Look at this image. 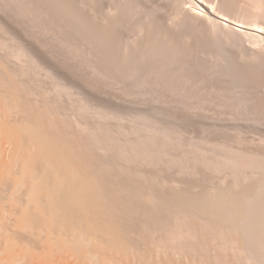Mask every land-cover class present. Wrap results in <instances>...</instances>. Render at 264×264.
I'll return each instance as SVG.
<instances>
[{
  "label": "rangeland",
  "instance_id": "obj_1",
  "mask_svg": "<svg viewBox=\"0 0 264 264\" xmlns=\"http://www.w3.org/2000/svg\"><path fill=\"white\" fill-rule=\"evenodd\" d=\"M17 1V2H16ZM20 1V2H19ZM26 1H28V2H26ZM42 1V2H41ZM46 1V2H45ZM52 1V2H51ZM62 1V2H61ZM71 1H73V3L71 2ZM95 1V2H94ZM101 1V2H100ZM124 1V2H123ZM131 1H132V3H131ZM149 3H148V2ZM165 1V2H164ZM2 0V1H0V24H2V25H0V40H1V42L2 43H4V46L5 45H7L6 43L8 42V40L10 41V43L12 42V41H14L15 43H14V45L11 43V44H9L8 46H11V47H14L13 49H15L16 47V44H17V47L18 48H16V49H21V48H23V47H25L24 48V53H26L25 52V50L26 51H28L29 53L30 52H32L33 54V56L35 57V59H37L36 60V62L37 63H35V61H33V59H34V57H33V59H31L32 58V56H29V58L35 63H32V64H34V65H39L40 66V64H39V62L41 63V62H43V63H41V66H46L45 68H48L49 66L51 67H49L48 68V72H49V70H50V73L48 74V75H53L54 76V78H55V81H54V78H53V76L51 77V80H47V78L49 79V76H47V74L45 75H42L43 74V72H45V70L40 74V75H42V76H45V77H47V78H43L42 76H40L39 75V73H37L38 72V68H37V72H35V71H33V70H35V69H33V68H31L28 64V66L29 67H27L26 66V69H25V67H24V70L20 67V66H17L18 64L17 63H13V62H11V61H13L12 59H11V61H10V59L7 57L9 54V52L8 53H6L7 52V50L5 51L4 50V53H2V49H4L3 47H2V49H1V47H0V58H2V61L3 62H5V64H6V66L7 67H9V69L10 70H15L14 72H15V76L17 77V79L19 80V81H21V83H23L25 86H27V88H32V90L31 91H33L34 93H35V95H36V91H37V93L39 92L40 94H38V96L37 97H39L40 98V101H37L38 103H40L41 102V100H42V104L41 105H39V104H37V102H36V104L38 105V106H42L41 108H44V107H48L49 106V104H50V109H49V117L50 116H55V118H56V113H57V108H58V110H59V112H63V111H65V112H63V115H64V113H66V112H68L67 110H69L70 112H71V110L70 109H72V107H74L75 105H73V106H71L72 104H76L75 103V101L77 102V104H80V103H83L84 105H85V103L86 104H88L89 105V103H90V105L88 106V109H85L84 110V106L83 105H77V106H75L74 108L75 109H77L74 113H77L76 115H78V116H80V117H82V118H80L79 117V119L82 121V122H84L85 123V121L87 122V121H89V122H87L85 125H87L89 128H88V131H87V133H85L84 134V132H82V133H80V134H78V136L80 135H82V134H84L85 135V138L87 139V141H86V139H83V137L82 138H80V140L81 141H86V145H87V142H88V144L91 146H89V145H87L88 147H90V148H92L93 150V155L95 154V159H97V163H98V169H99V164H100V170L101 169H103V166H104V169L101 171V173L104 171V170H106V171H104L102 174H105V175H107L106 176V178L107 179H110V180H107L106 181V184H108L107 186H109V184H111L109 187H111V186H115L114 188H116V187H118V188H116V189H114L113 187L112 188H110V190H111V192L112 193H114V195L117 197V196H120V194H119V192L121 191L122 192V190L124 191V190H127V191H124L125 193H126V195H125V193H123V195H125V196H123L122 198V200H125V202H126V204L127 205H130V207H128L129 209H133V211L132 210H128L127 212H128V214H130L129 215V217L127 218L128 219V221L130 220H133L134 218H136V219H138L140 222H142L141 224L143 225H145L147 228L145 229V226L143 225H141V224H139L140 222L138 221V220H136V219H134L133 221H132V223L131 222H129L130 224H131V226H133V225H136V224H139V228H137L138 227V225H136V226H133V228L134 227H136V228H134L133 230H135V232H134V234L135 233H137V234H135V238H136V240H137V245L139 244V247H138V249H139V251L140 250H142V253L141 254H143V256H145L144 258H146V255H149V254H147V253H152L153 252V250H154V252H156V255H158V257H160V260L162 259V260H165L166 258H168V257H172V258H174L175 260H179L178 262H186V263H189V264H194V262H195V260H197L196 261V263L195 264H204L203 262L204 261H208V258L210 259V260H212L213 261V263L212 264H214L215 262H216V260H215V262H214V258L212 257V256H214L216 259L217 258H219L220 259V256L219 255H216L217 253H224V251H226V253H228L227 255L229 256L228 257V259H227V257H226V260H227V262L228 261H230L229 263L230 264H237L236 262H237V258L236 257H234V256H237V257H239V261H240V263L238 262V264H243V262L245 261V263L246 264H264V249H262V247L264 248V238H262V237H264V223H263V221H264V215H263V212H264V163H263V167L261 166V168H259V169H255L256 171H254L253 173H252V171H251V169H250V167L248 168H246V166H245V168H244V166L242 167V168H240L239 170H241V172H242V169L244 170L243 172L244 173H240L239 172V170H238V176H237V178L238 179H236V180H238V181H234V179H235V177L232 175V172L234 171V167L232 168L233 169V171H232V169L230 170V172L229 171H226V170H228L229 169V167H228V169L226 168V170H224L223 171V173H221V172H218V169L216 170V168H215V170H214V168H212V166H211V168L209 167V166H207L205 163H203L202 161L201 162H199V160H201V159H203L202 158V155H203V153H199L198 154V148H200V147H198V148H196V154L197 155H195V151H193L192 149H190L189 148V150H191V151H187V146H189L190 144H191V146H193L192 148H195L194 146H197L196 144L194 145V141L191 143V140H194L195 138V142L197 143V139H199L198 141H199V143H200V145H201V143H202V140L204 141L205 140V138L208 140V141H206V142H208V145H206V143H205V141H204V145H205V147L206 146H210V145H212V148H214L213 147V145L215 144V145H218V144H222L223 143V145H224V142H223V140L226 142V144H225V146H224V148L226 147V145H227V147L229 148V149H234V147L236 148L237 146V151L239 150V151H241V148H242V150L243 149H245L244 151H246V152H252V153H258V154H260L261 156L264 154V150L262 149V147H260V146H263L264 145V143H263V141H264V134H263V128H264V57H263V55H264V34L263 33H260V34H258V33H256V35H255V33L253 32L252 34H250V32H252V31H248V32H244V31H238L237 29H235V28H233V27H231V26H229V25H223V24H220L217 20H215V23H214V20L212 19H210V18H207L206 16H205V18H203L204 16H203V14H199V13H197V12H195V11H193L192 9L193 8H191V5H190V0ZM211 2L212 4H216L215 6H216V8L217 9H219V10H225V12L226 13H228V14H230L231 16H234V17H237V18H240V19H243V20H249L248 18H245V15H244V9L246 8H253V10H254V8H256L257 9V7H258V9L260 8V10L262 11V13H263V15L262 16H264V11H263V9H264V6H262L261 7V5L263 4L264 5V0H208V2ZM215 1H217V3L215 2ZM223 1V2H222ZM233 1H235L234 3H233ZM253 1V2H252ZM258 1V2H257ZM260 1V2H259ZM263 1V2H262ZM2 2V3H1ZM5 2V3H4ZM17 3V4H15V3ZM23 2V3H22ZM37 2V3H36ZM50 2V3H49ZM54 2L55 3H60L59 5L58 4H55L56 6H54ZM63 2H64V4H63ZM69 2V3H68ZM77 3V4H75V3ZM94 2V3H93ZM100 2V3H99ZM105 2V3H104ZM135 2H137V5H138V7H139V2H140V6L141 7H137V5H134V4H136ZM156 2V3H155ZM183 2V3H182ZM228 2V3H227ZM238 2H239V4H238ZM252 2V3H251ZM12 3V4H11ZM20 3V4H19ZM36 3V4H35ZM53 3V4H52ZM63 5H62V4ZM106 4V5H104V4ZM118 3V4H117ZM142 3V4H141ZM152 3V4H151ZM165 3V4H164ZM168 3V4H167ZM172 3V4H171ZM223 3H224V5H223ZM231 3V4H230ZM243 3V4H242ZM247 3V4H246ZM255 3H257L256 5H254ZM8 4V5H7ZM18 4H19V6H18ZM34 4H35V6H34ZM38 4V5H37ZM41 4V5H40ZM48 4V5H47ZM52 4V5H51ZM67 4H70V5H66ZM73 4H75V6H73ZM79 4H81L80 6H79ZM85 4V5H84ZM98 4H100V5H98ZM147 4V5H146ZM157 4V5H156ZM185 4H186V6H187V9L185 8ZM233 4H234V6L235 7H232V9H231V7H230V5L231 6H233ZM253 4V5H252ZM27 5V6H26ZM32 5V6H31ZM45 5V6H44ZM49 5H50V7H49ZM77 5V6H76ZM93 5V6H92ZM98 5V6H97ZM105 6V7H103V6ZM143 5V6H142ZM160 5H161V7H160ZM170 5V6H169ZM179 5V6H178ZM189 5V6H188ZM240 5H242V7L240 8ZM246 5V6H245ZM258 5V6H257ZM2 6V7H1ZM4 6H7L6 8H7V10H3V9H6ZM8 6H10V7H8ZM22 6V7H21ZM48 6V7H47ZM52 6V7H51ZM61 9H59L58 7ZM65 6V7H64ZM102 6V7H101ZM122 6V7H121ZM148 6V7H147ZM151 6V7H150ZM155 6V7H154ZM163 6V7H162ZM203 6V8H205V9H207L206 8V6L205 5H202ZM237 6V7H236ZM239 6V7H238ZM244 6H245V8H244ZM257 6V7H256ZM20 7V8H19ZM24 7V8H23ZM27 7H29V8H27ZM33 7V8H32ZM57 7V8H56ZM78 7V8H77ZM83 7V8H82ZM101 7V10L99 9ZM127 7V8H126ZM144 7H146V8H144ZM219 7V8H218ZM223 7V8H222ZM16 8V9H15ZM19 8V9H18ZM38 8H40V9H38ZM52 9L51 11H50V9ZM54 8V9H53ZM66 9V12H65V9ZM70 8V9H69ZM74 8V9H73ZM76 8H77V10H76ZM85 8V9H84ZM105 8L107 9V10H105ZM110 10H109V9ZM127 9V10H125V9ZM131 8V9H130ZM133 8V9H132ZM143 8L145 9V10H143ZM148 8V9H147ZM158 8H159V10H158ZM174 8H175V11H174ZM184 8H185V10H184ZM199 9H197L199 12H201V10L202 9H200V7H198ZM234 8H237L236 10H238L239 8L243 11V13L241 14L240 12H242L240 9V11L238 10V11H236ZM262 8V9H261ZM2 9V10H1ZM17 9H18V11H20V14L18 13V11H17ZM27 9V10H26ZM31 9V10H30ZM34 9V10H33ZM56 9V10H55ZM72 9V10H71ZM122 9V10H121ZM140 9H141V11H140ZM171 9V10H170ZM179 9V10H178ZM181 9V10H180ZM246 9H245V11H246ZM257 9V10H258ZM15 10V11H14ZM37 10V11H36ZM40 10V11H39ZM42 10V11H41ZM53 10H55V11H53ZM59 10V11H58ZM63 10V11H62ZM76 10V11H75ZM116 10L118 11V12H116ZM139 10V11H138ZM153 10H155V11H153ZM160 10H162V11H160ZM173 10V11H172ZM183 10V11H182ZM196 10V11H197ZM249 10H251V9H249ZM249 10H247V11H249ZM256 10V11H257ZM259 10V11H260ZM30 11V12H29ZM35 13H33V12ZM49 11V12H48ZM58 12V14H56L57 12ZM60 11H62V13H59ZM72 11V12H71ZM83 12V15H85V16H83L82 15V12ZM106 11H108V12H106ZM125 11V12H124ZM128 11V12H127ZM133 11V12H132ZM143 11H145V13L143 12ZM149 11L151 12L150 14H149ZM260 11V12H261ZM5 12H8V13H5ZM32 12V13H31ZM38 12V13H37ZM54 12V13H53ZM91 12V13H90ZM93 12V13H92ZM110 12V13H109ZM130 12H132V14L130 13ZM136 12H137V14H136ZM186 12H187V14H186ZM17 13V14H16ZM51 13V14H50ZM70 13V15L68 16V14ZM72 13V14H71ZM79 15H78V14ZM86 13H88V14H86ZM139 13V14H138ZM144 13V14H143ZM155 13V14H154ZM158 13H159V15H158ZM177 13V14H176ZM191 13V14H190ZM239 13V14H238ZM246 13V12H245ZM15 14V15H14ZM43 14H45V15H43ZM60 14V15H59ZM62 14V15H61ZM101 14V15H100ZM118 14V15H117ZM126 14V15H125ZM161 14V15H160ZM176 14V17H174V15ZM18 16V18H17V16ZM20 15V16H19ZM27 15V16H26ZM34 15V16H33ZM47 15V16H46ZM54 15V16H53ZM57 15H59V17L57 16ZM77 18V20H76V22L74 21L76 18L74 17V16ZM88 15V16H87ZM100 15V16H99ZM140 15V16H139ZM148 15V16H147ZM182 15V16H181ZM184 15V16H183ZM6 16V17H5ZM24 16V17H23ZM30 16V17H29ZM53 16V17H52ZM61 16V17H60ZM66 16V17H65ZM80 16V17H79ZM87 16V17H86ZM97 16V17H96ZM117 16V17H116ZM139 16V17H138ZM151 18H150V17ZM152 16H153V18H152ZM155 16V17H154ZM166 16H168V17H166ZM170 16V17H169ZM186 16H187V18H186ZM191 16V17H190ZM203 16V17H202ZM260 17L259 19H258V21L259 22H261L262 24H264V17ZM36 19H35V18ZM56 17V18H55ZM65 17V18H64ZM70 17H72V18H70ZM85 17H86V19H85ZM119 17H121V18H119ZM147 17V18H146ZM159 17V18H158ZM161 17V18H160ZM166 17V18H165ZM178 17V18H177ZM197 17V18H196ZM200 17V18H199ZM7 18V19H6ZM26 18V19H25ZM31 18H33V19H31ZM50 18V19H49ZM54 18V19H53ZM62 18H64L65 20H67V18H68V20H67V22L63 19L62 20ZM75 18V19H74ZM80 18V19H79ZM92 18V19H91ZM94 18V19H93ZM98 18V19H97ZM106 18V19H105ZM111 18V20L113 21V20H115V22H112V23H114V24H112V23H109L110 21H108V19H110ZM113 18V19H112ZM144 18H146V19H144ZM167 18H169V20L167 19ZM189 18V19H188ZM203 18V19H202ZM22 19H24V20H22ZM44 19V20H43ZM49 19V20H48ZM72 19H74V20H72ZM81 19H83V20H81ZM100 19V20H99ZM102 19V20H101ZM122 19V20H121ZM123 19H124V21H123ZM148 19V20H147ZM160 19H164L163 21L166 23H162V20H161V22H159L160 21ZM177 19V20H176ZM197 19V20H196ZM200 19V20H199ZM205 19V20H204ZM208 19H210V20H208ZM12 22H11V21ZM16 20V21H15ZM34 22H33V21ZM42 20V21H41ZM70 20V21H69ZM78 20H81L82 22H80V21H78ZM97 20V21H96ZM118 20H119V26H117V23H118ZM134 20V21H133ZM147 20V21H146ZM159 20V21H158ZM175 20V21H174ZM194 20V21H193ZM70 22V24H68L69 22ZM89 21H92V22H89ZM99 21V22H98ZM122 21V22H121ZM173 21V23H171V22ZM195 21H196V23H195ZM207 21V22H206ZM211 21V22H210ZM217 21V22H216ZM16 24H15V23ZM22 22H24L23 24H22ZM30 22V23H29ZM38 22V23H37ZM65 22H66V24H65ZM88 24H87V23ZM106 25V27H105V25L103 24V23ZM107 22V23H106ZM138 22V23H137ZM190 22H192V24L190 23ZM210 22V23H209ZM17 23H18V25H17ZM64 23V24H63ZM82 23H83V25H82ZM94 23H96L97 25H95ZM101 23V24H100ZM132 23V24H131ZM145 23V24H144ZM149 23V24H148ZM173 24V25H171V24ZM176 23H178V24H176ZM9 24H11V25H9ZM25 24V25H24ZM32 24V25H31ZM36 24V25H35ZM44 24V25H43ZM73 24V25H72ZM74 24H76V25H74ZM78 24V25H77ZM86 24V25H85ZM92 24H94V25H92ZM109 24H110V26H112V27H110L109 26ZM139 24V25H138ZM157 24V25H156ZM168 24V25H167ZM218 24H220V25H218ZM8 25V26H7ZM23 25V26H22ZM29 25V26H28ZM38 25V26H37ZM60 25H61V27H60ZM71 27H70V26ZM80 25V26H79ZM87 25L88 26H90V28L89 27H87ZM99 25V26H98ZM121 25V26H120ZM194 25V26H193ZM211 25H213V26H211ZM216 25V26H215ZM7 28L6 30L5 29H3V28H5V27ZM15 26V27H14ZM25 26H28V27H30V28H26ZM31 26H33V27H31ZM34 26H36V27H34ZM41 26V27H40ZM64 26H66V27H64ZM69 26V27H68ZM74 28H73V27ZM83 26H86V29H88V31H89V33H91L90 31H92L93 33H91V36H93V37H91L90 36V34H89V37H88V31L85 29L84 30V32H82L83 30L82 29H84V27ZM92 26V27H91ZM95 26V27H94ZM98 26V27H97ZM108 26H109V28H108ZM130 26V27H129ZM142 26V27H141ZM145 26V27H144ZM162 26V27H161ZM164 26H166V27H164ZM204 26V27H203ZM218 26V27H217ZM220 26V27H219ZM228 26V27H227ZM2 27V28H1ZM18 27V28H17ZM39 27V28H38ZM53 27V28H52ZM102 27V28H101ZM117 27V28H116ZM171 27V28H170ZM173 27V28H172ZM186 27V28H185ZM199 27H202L201 29H199ZM213 27V28H212ZM227 27V28H226ZM38 28V29H37ZM62 28V29H61ZM68 28V29H67ZM70 28V29H69ZM71 28H72V30H71ZM101 28V29H100ZM108 28V29H107ZM114 28H116V29H114ZM124 28V29H123ZM128 28V29H127ZM142 28V29H141ZM148 28V29H147ZM152 28V29H151ZM165 28H166V30H165ZM211 28V29H210ZM1 29H3V30H5L4 32H3V30L1 31ZM37 31H36V30ZM61 29V30H60ZM110 29V30H109ZM146 29V30H145ZM149 29H151V30H149ZM180 29V30H179ZM193 29V30H192ZM214 29V30H213ZM215 29L217 30V31H215ZM229 29H231V31L229 30ZM34 30V31H33ZM41 30V31H40ZM52 30V31H51ZM65 30V31H64ZM74 30V31H73ZM77 30H80V31H78V34H79V36H78V34H77ZM106 30V31H105ZM113 30L115 31V32H113ZM126 30V31H125ZM150 32H149V31ZM153 30H154V32H153ZM205 30V31H204ZM20 31V32H19ZM23 31H24V33H23ZM45 31V32H44ZM55 31V32H54ZM68 31V32H67ZM94 31H95V33H96V35H95V33H94ZM152 31V32H151ZM183 31H184V33H183ZM190 31V32H189ZM214 31V32H213ZM8 32H10V33H13L12 35L10 34V33H8ZM36 32V33H35ZM44 32V33H43ZM103 34H102V33ZM126 32H128V33H126ZM181 32V33H180ZM202 32V33H201ZM205 32V33H204ZM207 32V33H206ZM218 32V33H217ZM232 32V33H231ZM233 32H234V34H233ZM70 33V34H69ZM80 33H81V35H80ZM84 33H86V34H84ZM111 33V34H110ZM119 33V34H118ZM137 33V34H136ZM144 33H146V36H145V34ZM150 33H151V35H150ZM164 33V34H163ZM174 33V34H173ZM178 33V34H177ZM194 33V34H193ZM225 33V34H224ZM42 35V36H40V35ZM53 34V35H52ZM55 34H56V36H55ZM67 36H66V35ZM73 36H72V35ZM76 36H75V35ZM93 34V35H92ZM115 34V35H114ZM116 34H117V36H116ZM125 34V36L123 37V35ZM144 36H143V35ZM149 34V35H148ZM160 34V35H159ZM167 34H169V35H167ZM175 34H177V36L175 35ZM180 34V35H179ZM202 34V35H201ZM210 34V35H209ZM247 34V35H246ZM6 38V41L7 42H4L5 40H4V37ZM6 35V36H5ZM14 35V36H13ZM62 35V36H61ZM63 35H65L64 37H63ZM84 35H87V36H84ZM100 35V36H99ZM110 35V36H109ZM115 37H114V36ZM119 35V36H118ZM127 35V36H126ZM156 35V36H155ZM158 35V36H157ZM172 35V36H171ZM188 35V36H187ZM207 35V36H206ZM263 35V36H262ZM8 36V37H7ZM10 36V37H9ZM15 36H17V37H15ZM31 36H32V38H31ZM46 36V37H45ZM58 36V37H57ZM82 38H81V37ZM85 37V39H83L84 37ZM99 36V38H97ZM104 38H103V37ZM105 36H107V37H105ZM109 36V37H108ZM174 36V37H173ZM2 37V38H1ZM19 37V38H18ZM26 37H27V39H26ZM38 37V38H37ZM48 37V38H47ZM55 37H56V39H55ZM72 37V38H71ZM76 37V38H75ZM87 37H88V39H87ZM96 37V39L97 40H95V41H93L94 40V38ZM119 37V38H118ZM149 37V39H147ZM152 37L154 38L153 40H152ZM157 37V38H156ZM176 37V38H175ZM193 37V38H192ZM197 37V38H196ZM212 37H213V39H212ZM243 37V38H242ZM262 37V38H261ZM11 38V39H10ZM15 38L16 39V41H15V39L13 40V39ZM46 38V39H45ZM68 38V39H67ZM78 38V39H77ZM114 38V39H113ZM119 39V40H117V39ZM122 38V39H121ZM124 38V39H123ZM136 38V39H135ZM142 38V39H141ZM146 38V39H145ZM168 38V39H167ZM192 38V39H191ZM201 38V39H200ZM208 38V39H207ZM215 38H217V39H215ZM238 38V39H237ZM260 38V39H259ZM30 39V40H29ZM58 39V40H57ZM65 39V40H64ZM76 39V40H75ZM81 39V40H80ZM92 39V40H91ZM101 39V40H100ZM105 39V40H104ZM109 39V40H108ZM126 39L128 40V41H126ZM138 39V40H137ZM144 39V40H143ZM210 39V40H209ZM257 39L259 40V41H257ZM12 40V41H11ZM18 40H21V41H18ZM28 40V41H27ZM57 42H56V41ZM60 40V41H59ZM74 42H73V41ZM84 40H88L89 41V43H90V41H91V43L89 44L88 43V41L86 42V41H84ZM98 40H100L101 42H99ZM103 40V41H102ZM108 40V41H107ZM111 40V41H110ZM133 40V41H132ZM137 40V41H136ZM155 40H157L156 42H154ZM215 40H216V42L218 43H216L215 42ZM18 41V42H17ZM38 41V42H37ZM69 41H70V43H69ZM84 41V42H83ZM93 41V42H92ZM125 41H126V43H125ZM133 43H132V42ZM140 41H142V42H140ZM151 41V42H150ZM178 41H179V43H178ZM201 41V42H200ZM0 42V46L2 45L3 46V44ZM17 42V43H16ZM20 42V43H19ZM24 42V43H23ZM61 42L63 43V44H61ZM95 42L97 43V44H95ZM116 42V43H115ZM121 42H123V43H121ZM148 42V43H147ZM149 42H150V44H149ZM174 42V43H173ZM176 42V43H175ZM182 42V43H181ZM190 42V43H189ZM194 42V43H193ZM208 42V43H207ZM19 43V44H18ZM22 43V44H21ZM38 43V44H37ZM69 43V44H68ZM84 43V44H83ZM93 43H94V45H96V47L93 45ZM101 43H103L102 45H101ZM106 43H107V45H106ZM110 43V44H109ZM117 44V45H115V44ZM132 43V44H131ZM146 43V44H145ZM171 43V44H170ZM183 43H187V44H183ZM193 43V44H192ZM214 43V44H213ZM245 43V44H244ZM32 44V45H31ZM87 44V45H86ZM124 44V45H123ZM128 44V45H127ZM140 44V45H139ZM153 44V45H152ZM188 44H189V47H188ZM209 44V45H208ZM13 45V46H12ZM19 45H21V47L19 46ZM23 45H25V46H23ZM43 45V46H42ZM50 46V47H48V46ZM61 45V46H60ZM68 45V46H67ZM81 45V46H80ZM83 45V46H82ZM113 45V46H112ZM121 45H122V47H121ZM134 45V46H133ZM143 45V46H142ZM148 45H150V46H148ZM156 45V46H155ZM164 45V46H163ZM180 45V46H179ZM181 45H182V48H181ZM215 45V46H214ZM220 47V49H219V47ZM53 46V47H52ZM65 46V47H64ZM67 46V47H66ZM69 46H70V48H69ZM80 48V49H78V47ZM100 48H99V47ZM106 46H108V47H106ZM140 46V47H139ZM142 46V47H141ZM159 46V47H158ZM162 46L164 47L163 49H162ZM175 46V47H174ZM179 48H178V47ZM246 46H247V48H246ZM10 47V48H11ZM27 47H29L28 48V50H27ZM57 47V48H56ZM63 47L65 48V49H63ZM84 49H83V48ZM87 49H86V48ZM93 47V48H92ZM104 47V48H103ZM148 47V48H147ZM153 47V48H152ZM156 47V48H155ZM166 47V48H165ZM243 47V48H242ZM44 48V49H43ZM67 48H69V49H67ZM81 48H82V50H81ZM107 48H108V52H106L107 51ZM124 48V49H123ZM127 48V49H126ZM131 48V49H130ZM139 48V49H138ZM146 48V49H145ZM181 48V49H180ZM193 48V49H192ZM12 49V48H11ZM53 51H52V50ZM56 49V50H55ZM68 50V52H67V50ZM72 49H75V50H72ZM78 49V50H77ZM94 49V50H93ZM97 49V50H96ZM101 49V50H100ZM152 49V50H151ZM162 49V50H161ZM165 49V50H164ZM191 49H192V51H191ZM207 49V50H206ZM247 49V50H246ZM251 49V50H250ZM259 49V50H258ZM44 50V51H43ZM60 50V51H59ZM96 50V51H95ZM103 50H105V51H103ZM164 50V51H163ZM168 50V51H167ZM170 50H172V51H170ZM179 50V51H178ZM182 50V51H181ZM188 50V51H187ZM198 50V51H197ZM218 50V51H217ZM222 50V52L220 53V51ZM20 51V50H19ZM22 51V50H21ZM58 51V52H57ZM97 51L99 52L98 54H97ZM113 52V54H111V52ZM116 51V52H115ZM127 53H125V52ZM130 51V52H129ZM150 51H151V53H150ZM152 51L154 52L153 54H152ZM156 51V52H155ZM163 51V52H162ZM167 51V52H166ZM173 51H174V53H176L175 55H178L177 57L174 55V53H173ZM210 51V52H209ZM249 51V52H248ZM260 51V52H259ZM54 52H57V53H54ZM69 52H71V53H69ZM75 52L77 53L76 55H75ZM147 52V53H146ZM148 52H149V55H150V59H148ZM161 52V53H160ZM181 52V53H180ZM218 52V53H217ZM29 53H27V54H25L26 55V57H28L27 55L29 54ZM35 53V54H34ZM51 53V54H50ZM54 53V54H53ZM73 53V54H72ZM90 53V54H89ZM118 53V54H117ZM136 53V54H135ZM173 53V55H171ZM188 53H189V55H188ZM198 54V56H197V54ZM232 53V54H231ZM234 53V54H233ZM244 53V54H243ZM253 53V54H252ZM8 54V55H7ZM49 54V55H48ZM63 54V55H62ZM71 54H72V56L74 57L75 56V58L73 59V57L71 56ZM83 55L82 57H81V55ZM99 54H100V56L101 57H99ZM111 54V55H110ZM125 54V55H124ZM161 54L163 55V56H161ZM187 54V55H186ZM211 54V55H210ZM223 54V55H222ZM247 54V55H246ZM4 55H6V56H4ZM30 55V54H29ZM124 55V56H123ZM132 55H134V56H132ZM145 55H147V56H145ZM157 57V59H158V61H157V59L156 58H153V57H155V56ZM170 55V56H169ZM236 55V56H235ZM238 55V56H237ZM87 56V57H86ZM103 56H104V58H103ZM105 56H107V57H105ZM111 56H113V57H111ZM116 56H118L117 57V59H116ZM132 56V57H131ZM135 56L136 57H138V58H135ZM159 56H161L160 58H158ZM167 56V57H166ZM175 56V57H174ZM190 56V57H189ZM208 56V57H207ZM224 56V57H223ZM234 56V57H233ZM244 58H243V57ZM251 56V57H250ZM260 56V57H259ZM6 59H5V58ZM9 57L11 58V56L9 55ZM40 57V58H39ZM44 57V58H43ZM77 57H79V58H81V59H79V58H77ZM90 57V58H89ZM99 57V58H98ZM127 57H129V58H127ZM184 57V58H183ZM218 57V58H217ZM222 57V58H221ZM59 58H62V59H59ZM83 58H85V59H87L86 61H84L85 59H83ZM119 58V59H118ZM133 58V59H132ZM198 58V59H197ZM204 58V59H203ZM213 58H215V59H213ZM217 58V59H216ZM226 58V59H225ZM235 58V59H234ZM258 58H260V59H258ZM28 59V58H27ZM29 59V62L31 61ZM40 59V60H39ZM53 59V60H52ZM79 59V60H78ZM91 59V60H90ZM102 59H104V60H102ZM111 61H110V60ZM121 59V60H120ZM130 59V62L132 63H130V62H128V60ZM137 60L138 59V61H135V60ZM140 59V60H139ZM146 60V61H142V60ZM154 59V60H153ZM177 59V60H176ZM48 60V61H47ZM75 60V61H74ZM89 60V61H88ZM94 60H96V61H94ZM109 60V61H108ZM122 60H123V62H122ZM132 60V61H131ZM160 60V61H159ZM175 60V61H174ZM220 60V61H219ZM222 60V61H221ZM223 60H226V61H223ZM236 60V61H235ZM244 60V61H243ZM252 60V63L250 62ZM44 61H45V63H44ZM59 61H61V62H59ZM71 61V62H70ZM82 61V62H81ZM101 61V62H100ZM104 61V62H103ZM139 61H140V63H139ZM142 61V62H141ZM148 61V63L146 64V62ZM152 63H151V62ZM154 61V62H153ZM161 61H165V62H161ZM167 61V62H166ZM204 61V62H203ZM216 62V65H215V62ZM254 61V62H253ZM8 62V63H7ZM88 62V63H87ZM90 62H92V63H90ZM106 62V63H105ZM109 62L111 63V64H109ZM121 62V63H120ZM127 62H128V64L129 65H125V64H127ZM134 62H138L136 65L134 64ZM145 62V63H144ZM161 62V63H160ZM172 62V63H171ZM190 62V63H189ZM193 62H195V63H193ZM198 62V63H197ZM233 62V63H232ZM237 62V63H236ZM240 62V63H239ZM245 62H247V63H245ZM64 63V64H63ZM75 63V64H74ZM86 63V64H85ZM108 63V64H107ZM142 63V64H141ZM158 63H159V65H158ZM166 63V64H165ZM175 63V64H174ZM227 63H229V64H227ZM235 63H236V65H235ZM259 63V64H258ZM49 64V65H48ZM82 64V65H81ZM87 64L89 65V66H87ZM94 66H93V65ZM105 64V65H104ZM114 64V65H113ZM119 64V65H118ZM124 64V65H123ZM134 64V65H133ZM144 64V65H143ZM147 66H146V65ZM189 64V65H188ZM190 64H192V65H190ZM201 64V65H200ZM208 64V66H206ZM220 64H221V66H220ZM224 64V65H223ZM227 64V65H226ZM255 64V65H254ZM261 64H262V66H263V68H261ZM9 65V66H8ZM47 65H48V67H47ZM76 65V66H75ZM109 65V66H108ZM137 65H139V66H137ZM164 65V66H163ZM166 65L169 67H167V68H165L166 67ZM188 65V66H187ZM202 65L204 66V67H202ZM213 65V66H212ZM243 65V66H242ZM79 66V67H78ZM112 66V67H111ZM114 66V67H113ZM126 66V67H125ZM132 66V67H131ZM143 68H142V67ZM154 66V67H153ZM173 68L174 66V68H173V71H172V69H171V67ZM197 66V67H196ZM217 66V68H215ZM240 66V67H239ZM241 66H242V68L244 69H242L241 68ZM246 66V67H245ZM256 66V67H255ZM259 66H260V68H261V70H260V68H259ZM17 67V68H16ZM35 67H38V66H34V68ZM72 67V68H71ZM84 67V68H83ZM87 67V68H86ZM91 67V68H90ZM116 67V68H115ZM118 67V68H117ZM128 67V68H127ZM135 67L136 68H138L137 69V71L138 72H140V73H138L136 70H135ZM141 69H140V68ZM151 67V68H150ZM157 67H158V69H157ZM186 69H185V68ZM223 67H225V68H223ZM230 68V70H229V68ZM232 67V68H231ZM234 67V68H233ZM239 67V68H238ZM13 68V69H12ZM29 68H31V69H33L32 71L31 70H29ZM42 68V67H41ZM120 68V70H118ZM125 68V69H124ZM196 68V69H195ZM204 68V69H203ZM213 68V69H212ZM215 68V69H214ZM220 70H219V69ZM228 68V69H227ZM249 68V69H248ZM80 69V70H79ZM89 69H91V70H89ZM95 70V71H97V73L95 74L94 73V71L93 70ZM105 69V70H104ZM113 69V70H112ZM130 69V70H129ZM145 69V70H144ZM151 69V70H150ZM154 69V70H153ZM157 69V70H156ZM177 69V70H176ZM208 69V70H207ZM212 69V70H211ZM234 69H236L235 71H234ZM242 69V70H241ZM253 69V70H252ZM255 69V70H254ZM21 70H23V72L21 71ZM26 70V71H25ZM43 70V69H42ZM60 70V71H59ZM77 70V71H76ZM156 70V71H155ZM164 70V71H163ZM171 72H170V71ZM189 72H188V71ZM192 70V71H191ZM215 70V71H214ZM219 70V71H218ZM228 70H229V72H228ZM249 70V71H248ZM260 70V71H259ZM13 71H11L12 73H14ZM46 71V72H47ZM82 71V72H81ZM105 71V72H104ZM118 71V72H117ZM121 71V72H120ZM134 71H136V72H134ZM141 71H142V73H141ZM144 71V72H143ZM209 71H210V73H209ZM213 71V72H212ZM224 73H223V72ZM236 71H237V73H236ZM26 72V73H25ZM36 74H35V73ZM104 72V73H103ZM108 72H109V74H108ZM117 72V73H116ZM135 73V74H137L138 75V77H137V75H135V74H133V73ZM146 72V73H145ZM153 73L154 72V74H150V73ZM156 72V73H155ZM184 72V73H183ZM194 72H195V74H194ZM219 72V73H218ZM222 72V73H221ZM232 72V73H231ZM234 72V73H233ZM240 72H241V74H240ZM242 72H243V75H242ZM18 73V74H17ZM22 73V74H21ZM31 73V74H30ZM55 73V74H54ZM94 73V74H93ZM98 73H99V75H98ZM101 73V74H100ZM119 73H122V74H119ZM126 73V74H125ZM143 73H144V75H143ZM148 73V74H147ZM163 74V75H161L160 76V74ZM174 73V74H173ZM177 73V74H176ZM192 73V74H191ZM204 73H205V75H204ZM236 73V74H235ZM254 73V74H253ZM24 74H26V75H24ZM28 74V75H27ZM35 74V75H34ZM91 76H90V75ZM108 74V75H107ZM114 74V75H113ZM125 74V75H124ZM182 74V75H181ZM231 74V75H230ZM246 74V75H245ZM19 75V76H18ZM25 76V78H24V76ZM32 75V76H31ZM61 75V76H60ZM66 75V76H65ZM104 75V76H103ZM124 75V76H123ZM127 75H128V77H127ZM153 77H152V76ZM157 75V76H156ZM178 75H180V76H178ZM195 75V76H194ZM210 75V76H209ZM214 75V76H213ZM233 75V76H232ZM248 75V76H247ZM34 76H35V79H34ZM38 76V78H36ZM40 76V77H39ZM60 76V78H58V77ZM64 76V77H63ZM70 76V77H69ZM102 76H103V78H102ZM110 76V77H109ZM118 76V77H117ZM131 76H133L132 78L134 79H132L131 78V80L133 81H131L129 78L131 77ZM135 76V77H134ZM151 76V77H150ZM175 76V77H174ZM186 76V77H185ZM200 76V77H199ZM220 76V77H219ZM231 76V77H230ZM242 76V77H241ZM23 77V78H22ZM92 77V78H91ZM107 77V78H106ZM120 77V78H119ZM125 77V78H124ZM166 77V78H165ZM178 77V78H177ZM213 77H215V78H213ZM241 78V80H239L240 78ZM244 77V78H243ZM252 77V78H251ZM58 78V79H57ZM109 78H111V80H109ZM117 80H115V79ZM127 78V79H126ZM137 78H138V82H137ZM142 78H143V80H142ZM158 78V80H156V79ZM225 78V79H224ZM231 78V79H230ZM235 78V79H234ZM21 79V80H20ZM27 81H26V80ZM31 79L33 80V81H31ZM37 79V80H36ZM40 79V80H39ZM45 79V82L43 83V82H41L42 80H44ZM59 80V81H57V80ZM128 79L130 80V81H128ZM166 79H167V82H166ZM191 79V80H190ZM197 79V80H196ZM209 79V80H208ZM234 79V80H233ZM237 79V80H236ZM252 81H251V80ZM54 82H53V81ZM61 80V81H60ZM77 80V81H76ZM125 80V81H124ZM136 80V81H135ZM141 80V81H140ZM153 80V81H152ZM173 80V81H172ZM202 80V81H201ZM205 80V81H204ZM239 80V81H238ZM242 80H244V81H242ZM256 80V81H255ZM26 82V84H25V82ZM39 81V82H38ZM49 81V82H48ZM87 81V82H86ZM97 81V82H96ZM152 83H151V82ZM155 81H157V83L159 82H165V83H160V85L159 84H156L155 83ZM177 81H179V82H177ZM191 81V82H190ZM193 81V82H192ZM195 81V82H194ZM198 81V82H197ZM200 81V82H199ZM204 81V83H203V86L201 85L202 84V82ZM212 81V82H211ZM224 83H223V82ZM233 81V82H232ZM235 81H238V82H235ZM259 81V82H258ZM35 82H37V84L35 83ZM47 82V83H46ZM57 84H60L61 85V83L60 82H62V85H63V90H64V88H67L69 91H71L72 92V94H73V92H74V94L76 95V96H79L78 98H74V96H73V99L72 98H69L68 97V99L66 98L67 97V95L64 93V92H66L67 91V89H65L64 90V92H60L59 90V92L61 93H59L57 90L55 91V89H52V88H54V86L56 85V83ZM70 83V85H69V83ZM77 82V83H76ZM81 82V83H80ZM108 82V83H107ZM120 83V85L118 84V83ZM124 82V83H123ZM138 84H137V83ZM139 82H142V83H139ZM146 82H147V85H146ZM149 82V83H148ZM173 82H175V83H173ZM189 82H190V84H189ZM210 82V83H209ZM218 82V83H217ZM230 82H232V83H230ZM235 82V83H234ZM246 82V84L245 85H243L244 83ZM41 83V84H40ZM51 83H53L54 84V86H52L51 85ZM96 83V84H95ZM122 83V84H121ZM131 83V84H130ZM134 83H135V85H134ZM168 83V84H167ZM170 83V84H169ZM171 83H173V86H172V84ZM185 83V84H184ZM200 84V86H198L199 84ZM215 83V84H214ZM243 83V84H242ZM36 84V85H35ZM46 84V85H45ZM65 84H67V85H65ZM72 84V85H71ZM130 84V85H129ZM138 86H137V85ZM139 84H140V87H139ZM142 84H143V87H145V88H147V89H144V88H142L141 86H142ZM145 84V85H144ZM153 84H155V85H153ZM179 84H180V86H179ZM186 84H188V85H186ZM197 86H196V85ZM218 84V85H217ZM221 84V85H220ZM41 87H40V86ZM61 85V86H62ZM122 85V86H121ZM125 85V86H124ZM128 85H129V88H128ZM149 85H150V87H149ZM151 85H153L152 87H151ZM166 87H165V86ZM167 85H169L168 87H167ZM237 85V86H236ZM248 85V86H247ZM29 86V87H28ZM44 86V87H43ZM46 86V87H45ZM51 86V87H50ZM67 86V87H66ZM70 86V87H69ZM118 86V87H117ZM137 86V87H136ZM162 86V87H161ZM239 86V87H238ZM241 86V87H240ZM245 86V88H243V87ZM252 86V87H251ZM37 87V88H36ZM69 87V88H68ZM72 87V88H71ZM89 87V88H88ZM92 87V88H91ZM121 87V88H120ZM126 87V88H125ZM134 87V88H133ZM149 87V88H148ZM155 87V88H154ZM156 87H158V88H156ZM203 87L205 88V87H207V88H205V89H203ZM225 87V88H224ZM261 87V88H260ZM42 90H41V89ZM62 88V87H61ZM75 88V89H74ZM87 88V89H86ZM113 88V89H112ZM138 90H137V89ZM141 88V89H140ZM185 88H187V91L185 90ZM237 88H238V90H237ZM240 88H241V91H239L240 90ZM248 90H247V89ZM51 89V90H50ZM71 89H73V90H71ZM112 89V90H111ZM128 89V90H127ZM136 89V90H135ZM184 89V90H183ZM191 89V90H190ZM200 89V90H199ZM214 89V90H213ZM220 89V90H219ZM223 89V90H222ZM232 89H233V91H232ZM254 89V90H253ZM257 89V90H256ZM260 89V90H259ZM30 90V89H29ZM36 90V91H35ZM46 90H47V92L48 91H50V94L49 93H47L46 92ZM79 90V91H78ZM114 90V91H113ZM124 92H123V91ZM132 90V91H131ZM134 90V91H133ZM143 92L142 94H141V92ZM146 90V91H145ZM150 90V91H149ZM170 90H173V91H170ZM180 90V91H179ZM210 90V91H209ZM213 92H212V91ZM220 94H218L216 91ZM228 90H230V91H232V92H230V91H227ZM250 90V91H249ZM68 91V92H69ZM78 91V92H77ZM93 91V92H92ZM122 91V92H121ZM201 91V92H200ZM207 91V92H206ZM234 91H236L235 93H234ZM239 91V93L237 94V92ZM43 92V93H42ZM46 92V93H45ZM56 92V93H55ZM67 92V93H68ZM85 92H86V94H85ZM97 92V94H95V93ZM136 93V95L135 94H132V93ZM156 92H158V94L156 93ZM172 92V93H171ZM178 92V93H177ZM191 92H192V94H191ZM220 92H222V93H220ZM247 94H246V93ZM260 92V93H259ZM53 93V94H52ZM55 93V94H54ZM79 93L81 94L82 93V95H79ZM121 93V94H120ZM140 93V94H139ZM146 95H145V94ZM186 93H188V94H186ZM215 93H216V95H215ZM224 93V94H223ZM240 93H242V94H240ZM263 93V94H262ZM46 94H47V96L48 97H46ZM58 95V97H57V95ZM60 94V95H59ZM64 96H63V95ZM71 94V93H70ZM69 94V96L70 97H72L71 95ZM88 94V95H87ZM104 94V95H103ZM116 94V95H115ZM129 94H130V96H129ZM139 94V95H138ZM149 94V98H148V95ZM155 94V95H154ZM160 94V95H159ZM178 94V95H177ZM181 94H182V96H181ZM191 94V95H190ZM211 94V95H210ZM218 94V95H217ZM231 94V95H230ZM234 96H233V95ZM235 94H237V96L235 95ZM254 94V95H253ZM34 95V96H35ZM41 95H43V96H41ZM45 95V96H44ZM56 95V96H55ZM62 95V96H61ZM66 95V96H65ZM85 95V96H84ZM95 95V96H94ZM119 95V96H118ZM128 95V96H127ZM140 95H143L142 96V98L140 97L139 98V96ZM175 95H177V96H175ZM204 95H205V97H204ZM224 96L223 97V99H222V97H220V96ZM229 95H230V97H229ZM241 95V96H240ZM84 98H83V97ZM107 96V97H106ZM145 96V97H144ZM159 96V97H158ZM196 96V97H195ZM198 96V97H197ZM228 97V100H227V97ZM238 98V99H235L236 97ZM246 96H247V98H246ZM91 97V98H90ZM111 97V98H110ZM138 97V98H137ZM157 97V98H156ZM185 98V99H183V98ZM189 97H190V99H189ZM192 97L194 98V99H192ZM200 97V98H199ZM243 97H245V100H244V98ZM44 98H46V99H44ZM47 98H49V100H47ZM54 98H56V99H54ZM59 98V100H57ZM113 98V99H112ZM133 98V99H132ZM187 98V99H186ZM207 98H208V101H207ZM218 98H220V99H218ZM232 98H234L233 100L234 101H232ZM249 98V99H248ZM254 100H253V99ZM52 99V100H51ZM75 99V100H74ZM76 99H78V100H83V101H85V102H80L79 101V103H78V100H76ZM90 99H93V100H91L90 101ZM153 99H155V100H152ZM158 99V100H157ZM162 99V100H161ZM217 101H216V100ZM225 99H226V101H225ZM241 99H243V101H246V100H248V101H246V103H244V105L242 104L243 102H240V100ZM47 100V104H46V101ZM68 102H67V101ZM73 100V102L74 103H72V102H70V101H72ZM87 100H89V101H87ZM117 100V101H116ZM204 101V102H202V101ZM253 100V101H252ZM256 100H257V102H256ZM51 101V102H50ZM52 101H53V103H52ZM60 101H62L61 103H59ZM94 103H93V102ZM99 101H101V102H99ZM116 101V102H115ZM121 103H120V102ZM126 101V102H125ZM145 101V102H144ZM147 101H148V105H146L147 104ZM149 101H151V102H149ZM175 101V102H174ZM177 101V102H176ZM191 101V102H190ZM196 101V102H195ZM213 101H214V103H213ZM230 101V102H229ZM242 101V100H241ZM43 102H45V104L47 105V106H43ZM48 102H49V104H48ZM67 102V103H66ZM88 102V103H87ZM144 102V103H143ZM154 102V103H153ZM229 102V103H228ZM233 102V103H232ZM236 102V103H235ZM57 103V104H56ZM62 103H63V105H62ZM66 103V104H65ZM70 103H71V105H70ZM98 103H102V104H98ZM115 103V104H114ZM117 103V104H116ZM133 103V104H132ZM156 103V104H155ZM161 104V106L159 105V104ZM185 103V104H184ZM188 103V104H187ZM203 103V104H202ZM248 103H250V105H248ZM44 104V105H45ZM52 104V105H51ZM68 104V105H67ZM95 106V108L97 109H95L94 108V110L95 111H101L100 113L99 112H97V115H96V112L93 110V113H91L92 111V109H93V105ZM98 106H97V105ZM105 104V105H104ZM165 104V105H164ZM168 104V105H167ZM176 104V105H175ZM179 104V105H178ZM198 104V105H197ZM215 104H217V107H216V105ZM252 104V105H251ZM56 107V110H55V107ZM102 105V106H101ZM114 105V106H113ZM117 105V106H116ZM120 105V106H119ZM171 105V106H170ZM182 105V106H181ZM194 105H195V107H194ZM220 107H219V106ZM222 105V106H221ZM238 105H240V107L238 106ZM246 105V106H245ZM255 105V106H254ZM261 105V106H260ZM64 107L63 109H62V107ZM70 106H71V108H70ZM78 106H81L80 108L82 109L81 111H80V109L79 108H77ZM82 106H83V108H82ZM87 106H85L86 108H87ZM93 106V107H92ZM100 106V107H99ZM120 108H119V107ZM123 106V107H122ZM130 106V107H129ZM189 107V108H187V107ZM225 106V107H224ZM231 106V107H230ZM243 106V107H242ZM51 107H53V109L51 108ZM67 107V108H66ZM92 107V109L90 110V108ZM128 107V108H127ZM156 107V108H155ZM162 107V108H161ZM191 107V108H190ZM222 107V108H221ZM250 107V108H249ZM127 108V109H126ZM166 108V109H165ZM174 108V109H173ZM187 108V109H186ZM198 108V109H197ZM200 108V109H199ZM203 108H204V110H203ZM220 108V109H219ZM231 108V109H230ZM241 108V109H240ZM245 108V109H244ZM45 109V108H44ZM65 109V110H64ZM74 109V110H75ZM102 109V110H101ZM109 109V110H108ZM114 109H115V111H114ZM119 109V111H117V110ZM141 109V110H140ZM148 109V110H147ZM159 111H158V110ZM161 109H162V111H164L163 113H161L162 111H161ZM176 109V110H175ZM189 109H190V111H189ZM231 111H230V110ZM238 109L240 110V112L238 111ZM60 110H62V111H60ZM73 110V109H72ZM80 112H79V111ZM88 110V112H85V111H87ZM105 110L106 111H108L107 113H105ZM111 110V111H110ZM112 110H113V112H112ZM124 110V111H123ZM127 110H129V111H127ZM137 110V111H136ZM141 112H140V111ZM155 110V111H154ZM169 110V111H168ZM179 110V111H178ZM193 110H196V111H193ZM199 110V111H198ZM208 110V111H207ZM222 110V111H221ZM243 110V111H242ZM53 111V112H52ZM83 111V112H82ZM109 111H110V113H109ZM144 111V112H143ZM153 111V112H152ZM173 111V112H172ZM176 111V112H175ZM191 111H193V112H191ZM217 111H218V113H217ZM230 111V112H229ZM234 113H233V112ZM247 111V112H246ZM256 111V112H255ZM53 113V115L51 114L50 115V113ZM56 112V113H55ZM83 113V115L84 116H82V113ZM90 112V113H89ZM112 112V113H111ZM116 112H117V114H116ZM124 112H126V113H124ZM146 112H149V113H146ZM159 112V113H158ZM181 112V113H180ZM198 112V113H197ZM207 112V113H206ZM212 112H214V113H212ZM229 112V113H228ZM246 112V113H245ZM255 112V113H254ZM258 112V113H257ZM55 113V114H54ZM79 113H81V114H79ZM85 113V114H84ZM89 113V114H88ZM98 113H99V115H98ZM114 113H115V115L117 116L118 115V113H119V115H121L122 114V117L121 116H117V117H119L120 119L121 118H123V117H125L126 115V118H123L121 121H119V119L117 118H115L114 117V121L115 122H113V120L112 121H110L111 119H112V117L113 116H115L114 115ZM121 113V114H120ZM128 113V114H127ZM133 113H136V117L134 116V114ZM140 115H139V114ZM157 113V114H156ZM169 113V114H168ZM175 113V114H174ZM179 113H180V115H179ZM193 113V114H192ZM221 113H222V115H221ZM237 113V114H236ZM243 113H245V114H243ZM249 113V114H248ZM59 114V113H58ZM60 114H62V113H60ZM92 114V115H91ZM100 114H102L101 115V117L104 115L105 117L103 118H101L100 117ZM108 114H110V115H108ZM129 114H132L133 115V118L131 117L132 115H130L129 116ZM143 114V115H142ZM149 114V115H148ZM160 114V115H159ZM161 114H162V116H161ZM166 114V115H165ZM177 114H178V116H177ZM185 114V115H184ZM200 114V115H199ZM239 114V115H238ZM253 114V115H252ZM256 114H258V115H255ZM263 114V115H262ZM89 115V116H88ZM94 115V116H93ZM97 117H96V116ZM112 115V116H111ZM137 115H139L140 117H138L137 118ZM157 115V116H156ZM165 115V116H164ZM174 115V116H173ZM196 115V116H195ZM206 115V116H205ZM217 115V116H216ZM220 115V116H219ZM225 115V116H224ZM236 115H237V117H236ZM251 115H252V117H251ZM107 116H110L109 118H107ZM129 116V117H128ZM149 116V118H150V120H151V123H149L147 120L149 119V118H147ZM153 118H152V117ZM180 116V117H179ZM205 116V117H204ZM213 116V117H212ZM243 116V117H242ZM85 117V118H84ZM87 117V118H86ZM96 117V118H95ZM98 117H100L101 118V120L98 118ZM134 117H135V119H134ZM155 117H156V119L158 118V122L155 120ZM164 117V118H163ZM169 117V118H168ZM172 117V118H171ZM175 117V118H174ZM184 117V118H183ZM198 117V118H197ZM203 117V118H202ZM209 117V118H208ZM210 117H212V119L210 118ZM242 117V118H241ZM52 118H54V117H52ZM66 118H68V117H66ZM66 118H62V119H65L64 121H63V123L65 124H68V126H66L67 128H70V129H68V130H73L72 129V127L74 128V130H73V132L75 131V129L77 128V125H76V123L74 122L75 120H73V122H71L70 123V121L72 120L71 119V117H69L71 120H66ZM92 118V119H91ZM97 119V120H95V119ZM111 118V119H110ZM128 118H130L131 120L132 119H134V120H132V123H131V121H130V119H128ZM140 118V119H139ZM145 119L146 121L144 122V124H143V120L142 119ZM161 118V119H160ZM176 118H178V120L176 119ZM180 118V119H179ZM192 120H191V119ZM207 118V119H206ZM214 118V119H213ZM217 118V119H216ZM228 118V119H227ZM246 118V119H245ZM74 119V118H73ZM91 119V120H90ZM98 119H99V121H98ZM103 119H105V120H103ZM108 119V120H107ZM110 119V120H109ZM116 119V120H115ZM127 121H126V120ZM140 121V123L137 121ZM152 119H153V122H152ZM210 119H211V121H210ZM223 119V120H222ZM254 121H253V120ZM255 119H257V120H255ZM103 120V121H102ZM124 120V121H123ZM169 120V121H168ZM183 122H182V121ZM186 120V121H185ZM189 120V121H188ZM195 120H196V122H195ZM207 120H208V122H207ZM66 121H68V123L66 122ZM95 121H96V123H95ZM102 121V122H101ZM107 121V122H106ZM117 121V122H116ZM133 121H134V123H133ZM156 123H155V122ZM161 121V122H160ZM212 121H213V123H212ZM214 121H216V122H214ZM223 121V122H222ZM90 122H92V123H90ZM99 122V123H98ZM111 122V123H110ZM119 122V124L121 125V123H122V127L121 126H119L117 123ZM123 122H124V124L126 125L127 124V122H128V124H127V126H125L124 124H123ZM165 122V124L163 125L162 123H164ZM171 124H170V123ZM187 122V123H186ZM199 122H200V124H199ZM203 122V123H202ZM246 122V123H245ZM251 122V123H250ZM253 122H255L254 124H253ZM258 122V123H257ZM83 123V124H84ZM88 123H90V124H88ZM95 123V124H94ZM106 125H105V124ZM107 123H109V124H107ZM129 123H131V124H129ZM139 125V126H141L142 125V127H139V128H142V130L141 129H139L138 128V126H137V124ZM145 123H146V125H145ZM158 123H160V124H158ZM168 123V124H167ZM172 123L174 124V125H172ZM176 123V124H175ZM179 123V124H178ZM184 123V124H183ZM214 124V125H216V126H220L221 128H218L217 130H216V126H214L213 125V127H210L211 128V130H210V128L208 127L209 125L211 126L212 124ZM225 123V124H224ZM232 123V124H231ZM237 123V124H236ZM239 123V124H238ZM241 123V124H240ZM250 123V124H249ZM261 123H263V124H261ZM75 124V125H74ZM135 124H136V127H134L135 126ZM152 124H155L156 126H154V127H152L153 125ZM171 125V127L173 128H169V127H167V125L168 126H170ZM178 124V125H177ZM182 124L184 125L183 127H182ZM188 124V125H187ZM204 125V127H203V125ZM218 124V125H217ZM220 124V125H219ZM228 124V125H227ZM250 126H249V125ZM258 124V125H257ZM71 125V126H70ZM74 125V126H73ZM94 125V126H93ZM105 125V126H104ZM109 125V126H108ZM112 125V126H111ZM133 125V126H132ZM158 125H160V126H162V128H160ZM179 125H181V126H179ZM227 125V126H226ZM260 125V127H258ZM101 126V127H100ZM114 126V127H113ZM115 126H117V127H115ZM124 126H125V128L127 127V129L129 130H126V129H123L124 128ZM128 126H131V127H129L128 128ZM146 126V127H145ZM150 126V127H149ZM165 128H164V127ZM175 126V127H174ZM177 126V127H176ZM189 126V127H188ZM192 126V127H191ZM200 128H199V127ZM205 126L207 127V128H205ZM252 126V127H251ZM254 126V127H253ZM93 127V129H91ZM118 127H119V129H118ZM132 127H134L136 130H131V128ZM147 127L150 129L151 127L153 128V130H157L158 129V131H155V132H157V133H154V131L152 132V131H150L149 129H147ZM157 128V129H154V128ZM159 127V128H158ZM181 127V128H183L184 130H182V129H180L179 130V128ZM187 127V128H186ZM196 127V128H195ZM203 127V128H202ZM216 127V128H215ZM226 127V128H225ZM231 130H233V128L235 129L233 132L232 131H229L230 129ZM240 127V128H239ZM243 127H244V129H243ZM101 128V129H100ZM111 128V129H110ZM123 130H126L127 131V134L125 133V131H123ZM143 128H144V131H143ZM169 129V131H170V129H171V131L169 132V133H171V132H174L173 134H170V139H171V141H170V139H168L169 141H167V138H169V133H168V129ZM175 128V129H174ZM214 128V129H213ZM237 128V129H236ZM247 128H249L248 130H247ZM255 128V129H254ZM97 131H100L99 132V134L98 133H96L95 134V130ZM105 129H107V130H105ZM118 129V130H117ZM123 131H121V130ZM138 129H139V131H138ZM147 129V130H146ZM161 129H163V130H160ZM166 129V130H165ZM199 129V130H198ZM206 129H207V131H206ZM224 129V131H222ZM241 129V132H242V134H241V132H239V130ZM252 131H251V130ZM93 132H92V131ZM106 132H105V131ZM145 130L148 132V131H150V132H145ZM164 130H165V132L168 134L167 135V138H166V135L164 136V137H162L164 134H166V133H164ZM173 130V131H172ZM178 130V131H177ZM200 130H202V131H200ZM215 130V131H214ZM226 130H227V132H226ZM256 132H255V131ZM257 130H261V132L260 131H258L259 132V135H258V132H257ZM97 131V132H98ZM108 131H112V132H109V134H108ZM116 131H118V133H116ZM130 131H135L134 133H136V134H139V135H134L133 136V132H130ZM144 133H143V132ZM181 131V132H180ZM185 133H184V132ZM191 131V132H190ZM194 131V134H195V136H194V134H192V132ZM200 131V132H199ZM211 131V132H210ZM229 131V132H228ZM247 131V132H246ZM254 131V132H253ZM72 132V131H71ZM88 132H89V134H88ZM90 132H92V133H90ZM104 132V133H103ZM119 132H120V134H119ZM121 132H122V134H121ZM132 133L131 134V136L130 137H128L130 134L129 133ZM137 132H141V133H143V134H141V133H137ZM159 132V133H158ZM162 132V133H161ZM175 132H177V134L178 135H176V133ZM188 132V133H187ZM200 134H199V133ZM203 132V133H202ZM207 132V133H206ZM217 132H218V135H217ZM222 132V133H221ZM223 132H225V133H223ZM79 133V132H78ZM94 133V134H93ZM125 133V134H124ZM153 133L156 135V138H154V136H153ZM161 133V135H159ZM197 133H198V135H197ZM205 133H206V135H205ZM216 133V134H215ZM228 133H230V134H228ZM232 133V134H231ZM238 133H240L241 134V136L239 135L238 136ZM247 133H249V134H247ZM253 133H254V135H253ZM73 134V133H72ZM88 134V135H87ZM93 134V135H92ZM101 134H103L101 137L103 138H101L100 137V135ZM104 134H107L106 136L107 137H105V135ZM112 134H114L115 136H113ZM144 134H146V135H144ZM150 134H152L150 137H149V135ZM188 134V135H187ZM193 135L194 136V139H191V138H193L192 136H190V135ZM203 134H204V137H202L203 136ZM211 134H213V135H211ZM215 134V135H214ZM228 134V135H227ZM234 134V135H233ZM237 134V135H236ZM246 134V138H245V136H243V135H245ZM255 134L257 135L256 137H255ZM262 134V135H261ZM110 135L113 137V138H111L110 137ZM122 135V136H121ZM127 135V136H126ZM142 135V136H141ZM148 135V136H147ZM157 135H159V138H157ZM172 135H174L173 137H174V141L175 140H177L179 137H181V136H183V137H181V138H183V139H181V138H179L177 141H175V143L174 142H172V138L173 137H171ZM176 135V136H175ZM199 135H201V136H199ZM208 135H211V136H214V137H211V136H208ZM226 135V136H225ZM79 136V137H80ZM87 136V137H86ZM94 136V137H93ZM96 136H98V137H96ZM104 136V137H103ZM120 137V141L119 140H116V138L117 139H119V137ZM124 136V137H123ZM138 136H139V138H138ZM146 136V137H145ZM153 136V137H152ZM179 136V137H178ZM185 136V137H184ZM231 136V137H230ZM237 136H238V141L240 142V144H239V142L237 141ZM263 136V137H262ZM97 139H96V138ZM115 137V138H114ZM137 137V138H136ZM145 137V138H144ZM160 137H161V139H162V141L163 140H166V141H164V143L163 144H166V145H168L170 142V145H168V147L166 146V147H164V146H162V142L160 143L159 141H161L160 140ZM175 137H178V138H175ZM190 137V138H189ZM200 137V138H199ZM201 137H202V140H201ZM209 137H211L212 139H211V141H215L214 139H216V141L214 142V144L210 141V138ZM216 137V138H215ZM230 137V138H229ZM241 137H243L242 139H244V140H242L241 139ZM251 137V138H250ZM262 137V139H260ZM99 138V139H98ZM109 138V139H108ZM111 138V139H110ZM123 138H125V139H122ZM147 138H149L152 142H157V143H152L149 139L148 140H146ZM164 138V139H163ZM187 138H188V140H187ZM204 138V139H203ZM218 138H221V139H219V141H218ZM224 138V139H223ZM253 138L255 139V140H253ZM259 138V139H258ZM92 139V140H91ZM107 139V140H106ZM113 139H114V141H113ZM128 139H131V140H128ZM136 141H138V142H136L135 144H137L136 146L139 148V147H141L142 146V148L143 149H137V152L136 151H134V150H132L131 148H132V146H134V142H135V140ZM140 139H142V140H146V141H142V140H140ZM154 139V140H153ZM156 139H158L157 141H156ZM185 139H186V142L187 143H189V144H187V143H185ZM234 139H235V141L236 142H234ZM247 139V140H246ZM248 139H249V141H252V142H250V146H249V144H247V143H249V141H248ZM257 139V140H256ZM89 140V141H88ZM91 140V141H90ZM93 140H94V142H93ZM98 140H101V141H97ZM106 140V141H105ZM108 140L110 141V143L108 144ZM112 140V141H111ZM143 143H140V141ZM180 140H182V141H184L182 144H181V146H180V142H178V141H180ZM229 140V145H228V141ZM122 141V142H121ZM131 141V142H130ZM150 141V142H149ZM218 141V142H217ZM230 141H232L231 143H230ZM243 141V142H242ZM248 141V142H247ZM259 141V142H258ZM95 144H93V143ZM104 142H106V145L104 144ZM130 142V143H129ZM149 142V143H148ZM168 142V143H167ZM209 142H211L210 144H209ZM234 142V143H233ZM244 142H245V144H246V146L248 147H246L245 146V144H244ZM253 142H255V144L257 143H261L262 145H260V144H256L257 146H253L252 145V143ZM85 143V142H84ZM98 143V144H97ZM103 143V144H102ZM117 143L120 145H117ZM127 143V144H126ZM161 145H160V144ZM174 145H173V144ZM179 144L178 146H180L179 148L177 147V149H176V145L177 144ZM198 143V144H199ZM235 143H236V145H235ZM111 144V145H110ZM116 144V145H115ZM123 144H124V146H123ZM126 144V145H125ZM139 144H141V146L139 145ZM148 144V145H147ZM150 144V145H149ZM153 146H152V145ZM158 144V145H157ZM187 144V145H186ZM235 146H234V145ZM254 144V143H253ZM101 145V146H100ZM103 145H105V146H103ZM108 145V146H107ZM127 145H132V146H127ZM143 145H145L144 147H143ZM154 145H155V147H154ZM183 145V146H182ZM184 145H185V148H184ZM202 145H203V143H202ZM214 145V146H215ZM223 145H222V147H220V149L217 151V147H219V146H221V145H218L217 147H216V153H222V150H223ZM233 145V148L232 147H230V146H232ZM243 145V146H242ZM97 147V149H96V147ZM103 146V147H102ZM116 148H114V147ZM119 146V147H118ZM125 146H126V148H125ZM148 146V147H147ZM159 146V147H158ZM160 146H162V148L160 147ZM170 146V147H169ZM173 146V147H172ZM240 146V147H239ZM242 146V147H241ZM253 146V147H252ZM100 147H102V148H100ZM131 149H129V148ZM151 147H153V149L151 148ZM255 147H257V148H255ZM109 148V149H108ZM118 148V149H117ZM150 148L152 149L150 152H149V150H150ZM154 148H155V150H154ZM160 150H159V149ZM164 148V149H163ZM167 148L169 149V150H167ZM174 148V149H173ZM181 148V149H180ZM184 148V149H183ZM207 148V147H206ZM239 148V149H238ZM252 148L253 149H255V150H252ZM258 148L259 149H262V150H258ZM263 148H264V146H263ZM100 151H99V150ZM102 149V150H101ZM106 149V150H105ZM129 149V150H128ZM148 151H147V150ZM157 149V150H156ZM173 149V150H172ZM180 149V151H178ZM186 149V150H185ZM205 148H204V146H203V150H204ZM208 150H209V152H210V150H211V153H212V150L213 149H210L209 147L207 148ZM206 149V150H207ZM108 150V151H107ZM116 150V151H115ZM117 150H119V151H117ZM120 150H123V151H120ZM138 150H140L139 152H138ZM142 150H145V152H142ZM159 150V151H158ZM174 150L176 151V153L174 152ZM183 150H185V151H183ZM201 150V149H200ZM199 150V151H200ZM205 150V151H206ZM235 150V149H234ZM252 150V151H251ZM98 151V152H97ZM113 151H115V153L113 152ZM130 151V152H129ZM168 151H169V155H168ZM182 151V153H180ZM192 151H193V156H190V155H192ZM243 151V152H244ZM97 152V153H96ZM104 152V153H103ZM108 152H110V153H108ZM111 152H113V153H111ZM129 154H128V153ZM132 152V153H131ZM141 152H142V154H141ZM148 152V153H147ZM152 152V153H151ZM164 152H166L165 154H164ZM185 152V153H184ZM187 152H189V153H187ZM202 152V151H201ZM208 152V153H209ZM215 152V151H214ZM213 152V153H214ZM263 152V153H262ZM101 153L102 154H106L107 155V157L109 158H107V157H105L104 155H101ZM124 153H125V155H124ZM158 153V154H157ZM160 153V154H159ZM163 153V154H162ZM172 153H174V154H172ZM206 154L205 156H206V158H208L207 156L209 155V154ZM110 154V155H109ZM137 154V155H136ZM139 154H140V159H142L141 161H140V159H139V157L137 158V156H139ZM146 154V155H145ZM162 154V155H161ZM182 154H183V156L184 157H179L180 155L182 156ZM189 154V155H188ZM151 155H152V157H151ZM100 156V157H99ZM102 156H103V158H102ZM113 156V157H112ZM117 156V157H116ZM119 156H122V157H120L119 158ZM131 156V157H130ZM133 156V157H132ZM134 156H136V159H135V157ZM142 156V157H141ZM144 156H146V157H148V158H146V157H144ZM172 156V157H171ZM188 156H189V158H188ZM195 156V157H194ZM204 156V155H203ZM210 156H212V155H209V157ZM264 156V155H263ZM104 157H105V159H104ZM116 157V158H115ZM125 157H127V158H125ZM143 157L145 158V160H147L148 159V161L147 162H150L151 163V165H150V163L149 164H147V162L143 159ZM156 157H158V158H156ZM162 157H164V158H162ZM176 157H178V158H176ZM196 157H198L199 159H197ZM98 158L100 159L99 161H98ZM102 158V159H101ZM119 158V159H118ZM132 158V159H131ZM134 158V159H133ZM152 158V159H151ZM194 158H196V159H194ZM201 158V159H200ZM123 159H126V160H124V162H126V163H124L123 162ZM138 159V160H137ZM151 159V160H150ZM154 159H155V161H154ZM160 160V162H158L159 160ZM161 159L163 160V162L165 163V165H164V163L163 162H161ZM179 159H180V161H179ZM190 159V160H189ZM191 159H192V161H191ZM132 160V161H131ZM135 160H137V163H135L136 161ZM156 160H158V161H156ZM165 160V161H164ZM171 160V161H170ZM173 160H176L175 162L173 161ZM182 160H185V162L184 161H182ZM186 160H189L188 162L186 161ZM112 161V162H111ZM116 161V162H115ZM130 161V162H129ZM133 161H134V163H133ZM141 162V164L143 165H140V162ZM153 161V162H152ZM170 161V162H169ZM198 161V162H197ZM102 162V163H101ZM104 162V163H103ZM114 162H115V164H114ZM128 162V163H127ZM145 164L146 163V167H145V165L143 164V163ZM166 162H167V164H166ZM177 162V163H176ZM182 163V164H179V163ZM191 162H194V163H191ZM96 163V164H97ZM121 163V164H120ZM124 165H123V164ZM131 164V166L132 165H134L135 164V166H132V168H130L131 166H130V164ZM171 163V164H170ZM187 163H188V165H187ZM199 163V164H198ZM103 164V165H102ZM120 164V165H119ZM129 164V165H128ZM156 164V166H154ZM175 164V165H174ZM178 166H177V165ZM183 164H185V165H183ZM196 166H195V165ZM108 167H107V166ZM110 165V166H109ZM116 165V166H115ZM118 165V166H117ZM126 165H128L127 167H126ZM137 165V166H136ZM140 165V166H139ZM152 166L151 168H149L150 166ZM158 165V166H157ZM167 165V166H166ZM180 165V166H179ZM183 165V166H182ZM200 165V166H199ZM202 165V166H201ZM112 166V167H111ZM122 166V167H121ZM123 166H125V167H123ZM142 166V167H141ZM171 166V167H170ZM177 166V167H176ZM185 166H187V167H185ZM198 166V167H197ZM114 167H115V169H114ZM121 167V168H120ZM137 168V170H136V168ZM141 167V168H140ZM155 169H154V168ZM159 167V168H158ZM175 167V168H174ZM201 167H203V168H201ZM205 167L207 168V169H205ZM109 168V170H107ZM110 168H111V170H110ZM117 168H118V171H117ZM124 168V170H122ZM143 168V169H142ZM160 168H162V169H160ZM166 168V169H165ZM171 168V169H170ZM174 170H173V169ZM178 168V169H177ZM188 168V169H187ZM198 168V169H197ZM263 168V169H262ZM114 169V170H113ZM129 169H130V171H129ZM131 169H132V172H131ZM140 169H142L141 171H140ZM146 169V170H145ZM150 169V170H149ZM153 169H154V171H153ZM158 169V170H157ZM167 169H169V170H167ZM186 169V170H185ZM190 169V170H189ZM202 169V170H201ZM206 171H204V170ZM211 169H212V171H214V172H212L211 171ZM246 169H247V171L248 170H250V171H248V172H246ZM122 170V171H121ZM157 170V171H156ZM165 170V171H164ZM177 172H176V171ZM189 170V171H188ZM193 170H195V171H193ZM200 170V171H199ZM113 171V172H112ZM126 171V172H125ZM127 171H129L128 173H127ZM133 171L135 172L134 173V175L132 174L133 173ZM140 171V172H139ZM147 171V172H146ZM149 171H150V173H149ZM156 171V172H155ZM160 171V172H159ZM168 171V172H167ZM171 171V172H170ZM216 171V172H215ZM260 171V172H259ZM261 171H263V174H262V172ZM107 172L109 173V175L107 174ZM117 172H119L118 174H116ZM121 172V173H120ZM125 172V173H124ZM138 172V174H136ZM143 172H145V173H143ZM159 172V174H157ZM162 172V173H161ZM167 172V173H166ZM194 172V173H193ZM198 172V173H197ZM225 172H227V173H225ZM112 173H114L113 174V177H112ZM123 173V174H122ZM129 173H131V175L132 176H130V174ZM139 173H141L140 175H139ZM148 173V174H147ZM156 173V174H155ZM193 175H192V174ZM214 173V174H213ZM224 173L227 175V176H229V177H227L226 178V175L225 176H223L224 175ZM251 173V177H250V174ZM256 173V174H255ZM260 175H259V174ZM111 174V175H110ZM135 174H136V176H135ZM144 174V176L145 175H150L151 176V178L150 177H148V176H142ZM152 174L154 175V176H152ZM182 174H183V176H182ZM198 174V175H197ZM211 174V175H210ZM222 174V175H221ZM230 174V175H229ZM239 174H241V176L239 175ZM242 174L245 176H242ZM255 174V175H254ZM170 175V176H169ZM176 175H179V176H176ZM189 175V176H188ZM200 175V176H199ZM232 175V176H231ZM246 175H249V176H246ZM262 175V176H261ZM117 176V177H116ZM119 176V177H118ZM121 176V177H120ZM133 176H135V177H133ZM163 176L165 177V180H163L164 178H163ZM166 176H168L167 178H166ZM181 176V177H180ZM193 176V177H192ZM196 176H198V177H196ZM202 176H203V178H202ZM208 176V177H207ZM218 176H219V178H218ZM221 176H223V177H225L226 178V180L225 179H222L223 177H221ZM258 176H260L259 178H258ZM127 177V178H126ZM140 177H142L143 178V180H141V178ZM155 177V178H154ZM159 177V178H158ZM162 177V178H161ZM171 177H172V179H171ZM175 177V178H174ZM188 177V178H187ZM195 177V178H194ZM232 177H234V178H232ZM242 177V178H241ZM247 177H249V178H247ZM263 177V178H262ZM112 178H114L113 180H112ZM131 178V179H130ZM139 178H140V180H139ZM186 178V179H185ZM206 178V179H205ZM211 178V179H210ZM221 178V179H220ZM246 178V179H245ZM254 179V181H252V179ZM262 178V179H261ZM120 181H119V180ZM127 179V180H126ZM145 179H148V181L147 180H145ZM159 179V181H157ZM169 179H170V181H169ZM176 179V180H175ZM184 179V180H183ZM198 179H199V181H198ZM243 179V180H242ZM249 179V180H248ZM117 180V181H116ZM122 180V181H121ZM130 180V181H129ZM135 180V181H134ZM137 180V181H136ZM145 180V181H144ZM153 182H151V181ZM154 180L156 181V184H155V182H154ZM160 180H161V182H160ZM179 180V181H178ZM181 180V181H180ZM183 180V181H182ZM202 180V181H201ZM206 180V181H205ZM208 180H209V182H208ZM212 180V181H211ZM219 180V181H218ZM231 180V181H230ZM257 180V181H256ZM262 180V181H261ZM109 181H112V182H115L114 184H112L111 182L109 183ZM141 181V182H140ZM143 181V182H142ZM163 181V182H162ZM169 181V182H168ZM176 181V183H175V185H174V182ZM204 181V182H203ZM211 181V182H210ZM222 181H223V183H222ZM247 181V182H246ZM248 181H250L251 182V184L252 185H250L249 183H248ZM258 182V183H256V182ZM117 182H118V184H117ZM119 182H122V183H119ZM123 182H125L124 184H123ZM139 182H140V185L142 184V187L144 188H142L141 186H139ZM146 184H145V183ZM160 184V185H158V183ZM166 182V184H164ZM179 184H178V183ZM181 182V183H180ZM194 182H196L195 184H194ZM217 182V183H216ZM226 182V183H225ZM236 182V183H235ZM244 182V183H243ZM252 182H254V184L252 183ZM136 183H138V184H136ZM200 183V184H199ZM205 183H207V184H205ZM213 183V184H212ZM233 183V184H232ZM239 183V184H238ZM242 183V184H241ZM260 183V184H259ZM128 184H129V186H128ZM136 184V185H135ZM149 184V185H148ZM150 184H153L152 186H153V188H154V190H153V188L150 186ZM162 184V185H161ZM178 184V185H177ZM181 184V185H180ZM186 184V185H185ZM193 184V185H192ZM212 184V185H211ZM215 184V185H214ZM225 186H223V185ZM230 184V185H229ZM236 184V185H235ZM241 184V185H240ZM249 184V185H248ZM260 185V187H259V185ZM117 185H119V186H117ZM127 186V187H124V186ZM131 185H133V186H131ZM148 185V186H147ZM156 185V186H155ZM166 186V187H164V186ZM169 185H170V187H169ZM177 185V186H176ZM233 185V186H232ZM240 185V186H239ZM242 185H244V186H242ZM246 185V186H245ZM254 185V186H253ZM124 187V189H122L123 187ZM179 186V187H178ZM189 186V187H188ZM213 186H214V188H213ZM259 187V188H257L256 189V187ZM120 187H122V188H120ZM129 187H131V188H129ZM132 187H134V189L132 188ZM139 187H141L140 189H139ZM145 187H146V190H148V192L145 190ZM157 187V188H156ZM173 187V188H172ZM176 187H178V188H176ZM193 187V188H192ZM200 187V188H199ZM218 187H220V188H218ZM223 187V188H222ZM230 187H232V188H230ZM235 187V188H234ZM237 187V188H236ZM240 187V189L243 187V191L242 190H238V188ZM253 187H255V189L253 188ZM135 188H137V190H140L139 192L137 191L136 192V189ZM149 188V189H148ZM152 188V190H153V193H151L152 192V190L150 191V189ZM156 188V189H155ZM191 188H192V190H191ZM197 188H199V189H197ZM206 188V189H205ZM212 188V190H210ZM220 189L219 191H221V189H222V191L224 192V191H226V192H229V191H227V190H230V191H232V192H236V193H239V192H244L242 195L244 196V198L246 197V199L245 200H243V201H245V202H243V204H242V202L239 204V205H241L242 206V208L244 209V211L243 212H245L246 211V213H245V215H244V213H243V215L244 216H246L245 217V219H244V221L241 223V226L239 227V229L242 227V229H240V230H242V231H240L239 229H238V233H241V236H242V241H241V243H238V245L239 244H241V246H242V244L243 245H245V244H247L248 245V247H247V245H245L242 249H240L238 252H241L242 250H244V252H241L242 253V256L239 254V253H237V250H235V253L236 254H234V249L232 248H230L229 246H227V247H229V250H227L228 248L226 247L225 249L223 248V252L222 251H220V250H222V249H219L220 247L219 246H216V243H218L216 240H215V243L212 241V243H213V248H212V244H210L211 243V239L213 240V239H215V237L213 238H211V239H209V240H207L208 239V237L210 236L209 235V233L211 232V231H213V230H211V229H209L210 227V225H209V221H208V218L206 217V218H204L203 217V219H201L202 218V216L204 215H201L202 213H201V210H200V213L198 212V208L196 207V209H197V211H196V209H194L195 207L194 206H191V205H189V208H190V211H188V206H186V207H184L185 206V204H182L181 202H179L178 200H179V196L180 195H183V194H181V192L182 193H184V195H187L188 197H193V199H194V201L196 200L197 201V199H198V196H199V198H201L202 196H201V194L203 195V197H204V195H210V194H212V196H214L215 194H218V191L216 190V189ZM225 188V189H224ZM229 188V189H228ZM246 188V189H245ZM251 188V189H250ZM113 189V190H112ZM129 189H131V190H129ZM132 189H133V191H132ZM173 189H176V190H173ZM185 189V190H184ZM190 189V190H189ZM197 189V190H196ZM227 189V190H226ZM236 189V190H235ZM249 191H248V190ZM253 189V190H252ZM262 189V190H261ZM114 190H116V191H114ZM135 190V191H134ZM179 190V191H178ZM182 190H184V191H182ZM200 190V191H199ZM207 190V191H206ZM209 190H210V192H209ZM214 190V191H213ZM238 190V191H237ZM248 191V193H246L247 191ZM129 191V193H127ZM130 191L131 192H134L135 194L136 193H139V195H135L134 194V196H133V200H132V193H130ZM141 191H143V192H141ZM162 191V192H161ZM174 191V192H173ZM181 191V192H180ZM186 191V192H185ZM191 191V192H190ZM193 191V192H192ZM206 191V192H205ZM214 193H213V192ZM221 191V192H222ZM246 191V192H245ZM256 191V192H255ZM117 192V193H116ZM172 192V193H171ZM179 192H180V195H179ZM189 192H190V195H189ZM199 192V193H198ZM209 192V193H208ZM212 192V193H211ZM221 192H219V193H221ZM253 192V193H252ZM257 192H259V193H257ZM262 192V193H261ZM116 193V194H115ZM145 193L147 194V193H149V195L147 194V195H145ZM155 193H157V194H155ZM176 194V196H175V194ZM188 193V194H187ZM191 193H194V194H192V195H196L197 197H196V199L194 198V196H192L191 195ZM196 193V194H195ZM204 193V194H203ZM122 194V193H121ZM141 194H142V196H145V198H143V197H141ZM151 194H154L153 196V200L155 199V201H153V200H151L150 199V197L148 198V199H146L147 198V196H150ZM163 194V195H162ZM171 194V195H170ZM199 194V195H198ZM240 195H241V193H239ZM248 194H249V196H248ZM168 195V196H167ZM241 195V196H242ZM247 195V196H246ZM178 196V197H177ZM252 196V197H251ZM126 197V198H125ZM131 197V198H130ZM141 197V198H140ZM151 197H152V195H151ZM158 197V198H157ZM162 197H164V199L162 198ZM175 197V198H174ZM181 197V196H180ZM202 197V198H203ZM206 197H208V196H206ZM262 197H263V199H262ZM120 198V200H121V196L119 197ZM129 198V199H128ZM139 198H140V200H142V199H145L144 201L147 203V204H145V202L142 200L141 202H140V200H139ZM251 198H252V200H251ZM128 199V200H127ZM136 199V200H135ZM150 199V200H149ZM156 199L158 200V201H156ZM260 201H259V200ZM121 200V201H122ZM127 200V201H126ZM135 203L134 205H132L133 204V202ZM135 200V201H134ZM148 200H149V205H148ZM164 200H165V202H164ZM168 200V201H167ZM174 200V201H173ZM251 202H250V201ZM258 200V201H257ZM128 201H130V202H128ZM161 201H163L162 203L164 204V205H162V203H161ZM200 202H202L201 201V199L199 200ZM248 201V202H247ZM124 202V201H123ZM138 202H140V204L138 203ZM144 202V203H143ZM154 204L153 206H152V203ZM173 202V203H172ZM175 202V203H174ZM179 202V203H178ZM250 202V203H249ZM255 202V203H254ZM258 202V203H257ZM130 203V204H129ZM141 203H143V206L145 207H143L142 206V208H143V210L142 209H140V206L142 205ZM160 204L159 206H158V204ZM165 203H167V205H165ZM172 203V204H171ZM203 203V202H202ZM262 203H263V205H262ZM139 204V205H138ZM147 205V206H145V205ZM171 204V205H170ZM182 204V205H181ZM253 204H255V205H253ZM138 205V206H137ZM150 205L152 206V209H151V207H150ZM178 205V207H176ZM184 205V206H183ZM186 205H188V204H186ZM249 205H251V206H249ZM135 208H134V207ZM149 206V207H148ZM166 206V207H165ZM184 207L183 208V210L181 211V207ZM136 207H137V210H136ZM159 207V208H158ZM171 207V208H170ZM176 207V208H175ZM180 207V208H179ZM191 207H194V208H191ZM261 208L262 207V209L263 210H261V209H259V208ZM161 208H163V209H161ZM174 208V209H173ZM185 208H188V209H186L187 211H188V213H186L185 211ZM219 208H221V207H219ZM241 208V209H242ZM249 208H250V210H249ZM138 209H139V211H141L142 210V212H138V213H142V215L141 214H139V215H141V217H142V220H140L141 219V217L138 215V213H137V211H138ZM146 209H149V210H146ZM155 209V210H154ZM167 209V210H166ZM177 209V210H176ZM194 209V210H193ZM246 209V210H245ZM160 210V211H159ZM169 210H170V212H169ZM175 212H174V211ZM178 210H179V212H178ZM221 210V209H220ZM219 210V211H220ZM249 210V211H248ZM257 210V211H256ZM133 212V214L135 213V217L134 218H132V219H129V218H131V216H132V212ZM136 211V212H135ZM146 212V214H144L145 212ZM148 211V212H147ZM165 211V212H164ZM168 211V212H167ZM172 211V212H171ZM259 211H261L260 213H259ZM130 212V213H129ZM158 212H159V214H158ZM163 212V213H162ZM182 214H181V213ZM192 212V213H191ZM148 213V214H147ZM150 213V214H149ZM152 213V214H151ZM168 213V214H167ZM198 213V214H197ZM262 213V214H261ZM158 216H156V215ZM165 214H167V215H165ZM175 214V215H174ZM177 214H179V216L177 215ZM187 215V217H185L184 215ZM188 214H190V216L188 215ZM192 214H194V215H196V216H194V215H192ZM253 214V215H252ZM257 214V215H256ZM260 214V215H259ZM143 215L145 216V218L143 217ZM148 215H149V217H148ZM153 215H155V216H153ZM165 215V216H164ZM178 216V217H176V218H184V219H186L187 218V220H185L184 221V219L182 220V219H180L179 221H177V223H179L180 225H183L184 224V222H185V224L188 222L189 223V221H190V219L191 218H193L194 220H195V223H194V220L193 219H191V221H190V224L193 222V225L192 226H190V224H189V227H187L185 224L183 225L184 226V228H183V226H181V228L179 227L178 228V226H177V223L176 222H174V221H176V218H174V216ZM182 215V216H181ZM201 215V216H200ZM261 215H262V217H261ZM128 216V215H127ZM138 216H139V218H138ZM150 216H151V218H152V220H150L151 218H150ZM172 216V217H171ZM189 216V217H188ZM148 217V219H146ZM155 218V220H153L154 218ZM156 217H157V219H156ZM167 217V218H166ZM171 217V218H170ZM196 219H195V218ZM201 217V218H200ZM160 218H162V219H160ZM175 219L174 221H173V219ZM201 220H200V219ZM256 218V219H255ZM261 218H263V221L261 222ZM145 219V220H144ZM160 219V220H159ZM198 219L201 221L200 222V224H197L199 221H198ZM204 219H206L205 221H204V223H203V220ZM246 219H247V221H246ZM250 219V220H249ZM148 220V221H147ZM166 220V221H165ZM170 220H172L173 222H174V224L176 223V225H173V223H172V221H170ZM254 220H256V221H254ZM137 221V222H136ZM155 221V222H154ZM162 221H164V222H162ZM183 222V224L182 223H180V222ZM257 221H259V222H257ZM134 222V223H133ZM144 222V223H143ZM145 222L146 223H148V224H145ZM150 222V223H149ZM152 222H154V223H152ZM157 222V223H156ZM160 222L161 223H163V224H160ZM168 222V223H167ZM256 222V223H255ZM263 223V224H259V223ZM171 223V224H170ZM208 224V225H206V224ZM258 223V224H257ZM153 224V225H152ZM159 224V225H158ZM166 226H165V225ZM168 224L170 225V227L172 226L174 229H170V227L168 226ZM178 224V225H179ZM194 224H195V230H193L194 228ZM203 224H204V228L205 227H207V228H205V229H208L207 231L209 232L207 235H206V237H204L202 234H200V233H203V232H205L204 230H199L198 231V229L197 228H199V229H202V228H200V227H198V225H200V226H203ZM244 224H246V225H244ZM147 225H149V227L147 226ZM160 226L159 228H158V226ZM179 225V226H180ZM188 225V224H187ZM206 225V226H205ZM247 225H248V227H247ZM257 225V226H256ZM260 225H262V227H263V229L261 228V226ZM141 226V227H140ZM150 226H152L151 228H150ZM154 226H155V228H154ZM168 226V227H167ZM262 229V233H263V235H262V233L260 232L261 231V229L259 230V227ZM144 229H143V228ZM163 227L164 228H166V232L167 233H165V234H167V235H169L168 236V238H167V235H166V237H165V234H164V232H165V229H163ZM177 227V229H181V230H183V229H185L186 227L187 228H193L192 230L191 229H189V232H190V234H192V235H194L193 233H195V235L199 232V234H197V236H194V237H198L199 235V237L197 238L199 241L200 240H202V238H203V240L201 241V242H199V241H192V240H194V238H192V237H190L189 238V234H187L186 236H187V238H189L190 240H191V238H192V240L191 241H189V239L187 240V238L184 240V237H185V234H184V236L182 237V238H178L177 240H175L174 239V241L173 242H181V241H179V239H181L182 241H184V242H181L182 243V245L180 246V248H179V246H178V243L176 244V245H174V243H173V245L171 244L170 245V240L171 239H169V237H170V234L168 233V232H170L171 234H172V231L173 230H175V228ZM255 227V228H254ZM142 228V229H141ZM151 230H150V229ZM156 230H154V229ZM185 229V230H188V229ZM255 230H254V229ZM136 229H140V233L144 236V234L145 233H151V231L153 232L151 235H146L147 236V239L144 241L143 239H145V237L143 238V237H139V236H142V235H140V233H139V230L138 231H136ZM148 229V230H147ZM157 229H158V231H159V229H160V232H158L157 231ZM163 229V230H162ZM167 229H170L171 231H169V230H167ZM197 229V230H196ZM253 229V230H252ZM148 232H147V231ZM150 230V231H149ZM184 230V231H185ZM144 231H146L145 233H144ZM183 231V232H184ZM191 231H192V233H191ZM198 231V232H197ZM201 231V232H200ZM159 233V234H156V233ZM163 234H162V233ZM174 232V231H173ZM185 232H187V231H185ZM188 232V233H189ZM214 232V231H213ZM247 232H249V233H247ZM258 232H260V233H258ZM155 233V234H154ZM246 233V234H245ZM243 234V235H242ZM202 235V236H201ZM245 235L247 236V237H249V238H247V237H245ZM251 235V236H250ZM252 235H255V236H252ZM258 235H261L262 237H260V236H258ZM148 236H151L152 237V239H153V237L154 238H156V239H154V240H157V239H160V240H162V238H160V237H163L164 238V240H162V242H164V243H167V240L166 239H168V245H166V246H164L165 244H163L160 240L159 241H157V242H161V246H160V244L158 243V246H160V247H158V248H161V250H162V252H161V250L159 251H157L156 250V241H154V240H152V242L154 243V244H151L152 242H151V240H150V238L151 237H148ZM156 236H158V237H156ZM160 236V237H159ZM211 236H213V235H211ZM244 237V238H243ZM250 237H251V239H250ZM252 237H253V239H254V241H258L259 239H261L260 241H258L259 243V245L256 243V242H253V240H252ZM255 237V238H254ZM260 237V238H259ZM149 238V239H148ZM258 238V239H257ZM196 239V240H197ZM207 240L206 242H207V244L209 245L208 247H210L211 248V250L212 251H210L212 254H209L208 252H209V248L207 247V245H205V243H204V241L205 240ZM246 241H245V240ZM187 240V241H186ZM250 240V241H249ZM188 241H189V243H188ZM249 241V242H248ZM262 241H263V243H262ZM145 242H148L147 244L145 243ZM150 242V243H149ZM186 242L188 243V246H187V244H186ZM192 242L193 243H196V244H192ZM244 242H246L245 244H244ZM171 243H172V241H171ZM180 243V244H181ZM185 244V246H184V244ZM192 244V246H191V244ZM261 243L263 244V245H261ZM143 244V245H142ZM151 244V245H150ZM163 244V245H162ZM199 244H201L202 246H206L205 248H203L201 245H199ZM140 245L141 246H143V247H140ZM189 245H190V247H189ZM196 247V250L195 251H198V249H200L201 250V252H202V249H204V250H206L205 251V253L204 252H202V254H201V252H199V254H198V252H195V254L197 253L198 254V256H197V254H196V256H195V254H192L191 252H193L192 250H194L195 249V247ZM218 245V244H217ZM150 246H155V247H150ZM168 246L169 247H171V248H173L172 246H174V249L175 248H177L176 250H174V251H168L167 252V250L166 249H169L168 248ZM176 246H178V247H176ZM182 246H183V248H182ZM187 246V247H186ZM200 248H199V247ZM241 246L239 245L238 247L239 248H241ZM256 246H259V247H257L256 248ZM147 247V248H146ZM148 247H150V249H153V250H151L150 251V249H148ZM163 247V248H162ZM184 247H186V249L184 250ZM188 247H189V249H188ZM192 247L194 248V249H192ZM216 247H218V250L220 251H218L217 252V248ZM223 247V246H222ZM237 247V246H236ZM157 248V249H158ZM166 248V249H165ZM170 248V249H171ZM178 248L182 251V249L184 250V251H187V250H189V253H188V251L187 252H181L180 250H178ZM215 248V249H214ZM145 249V250H144ZM165 251H164V250ZM233 251H231V250ZM260 249H262V251H260ZM144 250V251H143ZM147 250H149V252L147 251ZM172 250V249H171ZM214 250V251H213ZM245 250H246V252H245ZM255 250V251H254ZM259 250V251H258ZM145 251H146V253H145ZM164 251V252H163ZM179 251V252H181V253H177V252ZM257 251V252H256ZM141 252V251H140ZM152 253V255H153V257L151 256L150 258L151 259H153L154 258V256H155V253ZM157 252L159 253V254H157ZM174 253V254H171V253ZM217 252V253H216ZM232 252V253H231ZM248 252V253H247ZM251 252H252V254H251ZM168 253H170V254H168ZM182 253H185L183 256L182 255H180V254H182ZM187 253V254H186ZM207 253L210 255H207ZM231 253V254H230ZM243 253H247V254H243ZM258 253V254H257ZM146 254V255H145ZM161 254V255H160ZM163 254V255H162ZM165 254H167V256L165 255ZM176 254H179V255H176ZM189 254H192V255H194V256H188ZM215 254V255H214ZM238 254L240 255V256H238ZM249 254V255H248ZM254 254V255H253ZM257 254V255H256ZM160 255V256H159ZM165 255V256H164ZM170 255V256H169ZM199 255H200V258H201V256H203V258L205 259H203V258H201V260L203 259L204 261L201 263V261H200V258H199ZM204 255H205V257H204ZM224 255V257H225V253L223 254ZM222 255V256H223ZM226 255V256H227ZM232 255H234V256H232ZM245 255H247L248 256V258L245 256ZM260 255H261V257H260ZM176 256H178V257H176ZM186 256V257H185ZM209 256V257H208ZM216 256H218V257H216ZM221 256V257H222ZM232 256V257H231ZM254 258H256L257 259V263H254V261H256V259H254ZM165 257V258H164ZM188 257V258H187ZM208 257V258H207ZM223 257V258H224ZM244 258L245 257V259L243 260V259H241V258ZM149 258V256H147V259ZM155 258H156V256H155ZM192 258H195V259H192ZM207 258V259H206ZM213 258V259H212ZM233 258L235 259L234 261H233ZM252 258V259H251ZM159 259V258H158ZM157 259V260H158ZM182 259V260H181ZM186 259H188V261L186 260ZM254 259V260H253ZM154 260V259H153ZM156 260V259H155ZM156 260V261H157ZM186 260V261H185ZM190 260H192V262L193 263H190L189 261ZM222 260V261H221ZM226 260L224 259V261H223V259H220V261L221 262H225V264H228V263H226ZM242 260H243V262H242ZM159 261V260H158ZM200 261V262H199ZM211 261V262H212ZM217 261H218V259H217ZM219 261V262H220ZM236 261V262H235ZM249 261V262H248ZM259 261V262H258ZM152 262V261H151ZM234 262V263H233ZM244 263V264H245ZM205 264H208V263H205ZM216 264V263H215Z\"/></svg>",
  "mask_w": 264,
  "mask_h": 264
},
{
  "label": "bare ground",
  "instance_id": "obj_2",
  "mask_svg": "<svg viewBox=\"0 0 264 264\" xmlns=\"http://www.w3.org/2000/svg\"><path fill=\"white\" fill-rule=\"evenodd\" d=\"M0 1H2V0H0ZM4 1V0H3ZM50 1V0H49ZM64 1V0H63ZM66 1V0H65ZM111 1V0H110ZM122 1V0H121ZM135 1V0H134ZM146 1V0H145ZM164 1V0H163ZM237 1V0H236ZM251 1V0H250ZM17 2V1H16ZM20 2V1H19ZM26 2H28V1H26ZM42 2V1H41ZM46 2V1H45ZM52 2V1H51ZM62 2V1H61ZM72 3H73V1H71ZM95 2V1H94ZM93 2V3H94ZM101 2V1H100ZM99 2V3H100ZM124 2V1H123ZM148 2V1H147ZM165 2V1H164ZM190 5H191V8H193L192 10L193 11H195V12H197V13H201V14H203V18H205V16L207 17V18H210L211 20L213 19H215V20H217L220 24H225V25H229V26H231V27H233V28H235V29H237L238 31H244V32H248V31H252V32H250V34H252L253 32L255 33V35H256V33H258V34H260V33H263L264 34V24H262L261 22H259L258 21V19L263 15V13H262V11L260 10V8L258 9V5L256 6L257 7V9L256 8H254V10H253V8H245V6H244V8L246 9V11H245V9H244V15H245V18H248L249 20H243V19H240V18H237V17H234V16H231L230 14H228V13H226L225 12V10H219V9H217L216 8V4L214 5V4H212L210 1L208 2V0H190ZM216 3H217V1H215ZM223 2V1H222ZM235 1H233V3H234ZM253 2V1H252ZM251 2V3H252ZM258 2V1H257ZM260 2V1H259ZM263 2V1H262ZM2 3V2H1ZM5 3V2H4ZM15 3V2H14ZM23 3V2H22ZM37 3V2H36ZM35 3V4H36ZM50 3V2H49ZM69 3V2H68ZM75 3V2H74ZM105 3V2H104ZM103 3V4H104ZM131 3H132V1H131ZM136 4H134V5H137V2H135ZM149 3V2H148ZM156 3V2H155ZM183 3V2H182ZM228 3V2H227ZM236 3V2H235ZM12 4V3H11ZM15 4H17V3H15ZM20 4V3H19ZM19 4H18V6H19ZM35 4H34V6H35ZM53 4V3H52ZM51 4V5H52ZM55 4H60V3H55L54 2V6H56ZM62 4V3H61ZM63 4H64V2H63ZM62 4V5H63ZM75 4H77V3H75ZM75 4H73V6H75ZM118 4V3H117ZM142 4V3H141ZM152 4V3H151ZM165 4V3H164ZM168 4V3H167ZM172 4V3H171ZM231 4V3H230ZM238 4H239V2H238ZM243 4V3H242ZM247 4V3H246ZM257 3H255L254 5H256ZM8 5V4H7ZM38 5V4H37ZM41 5V4H40ZM48 5V4H47ZM66 5V4H65ZM67 5H70V4H67ZM66 5V6H67ZM81 4H79V6H80ZM85 5V4H84ZM98 5H100V4H98ZM97 5V6H98ZM104 5H106V4H104ZM147 5V4H146ZM157 5V4H156ZM202 5H205L206 6V8L207 9H205V8H203V6ZM223 5H224V3H223ZM253 5V4H252ZM27 6V5H26ZM32 6V5H31ZM45 6V5H44ZM77 6V5H76ZM93 6V5H92ZM103 6V5H102ZM101 6V7H102ZM107 6V5H106ZM143 6V5H142ZM170 6V5H169ZM179 6V5H178ZM189 6V5H188ZM262 6H264L263 4L261 5V7ZM2 7V6H1ZM5 8L7 7V6H4ZM8 7H10V6H8ZM22 7V6H21ZM48 7V6H47ZM49 7H50V5H49ZM52 7V6H51ZM58 7V6H57ZM56 7V8H57ZM65 7V6H64ZM81 7V6H80ZM101 7L99 8L100 10H101ZM103 7H105V6H103ZM122 7V6H121ZM137 7H138V5H137ZM139 7H141L140 6V2H139ZM138 7V8H139ZM148 7V6H147ZM151 7V6H150ZM155 7V6H154ZM160 7H161V5H160ZM163 7V6H162ZM198 7H200V9H202L201 10V12H199L197 9H199ZM230 7H231V9H232V7H235L234 6V4H233V6H231L230 5ZM237 7V6H236ZM239 7V6H238ZM242 7V5H240V8ZM20 8V7H19ZM18 8V9H19ZM24 8V7H23ZM27 8H29V7H27ZM33 8V7H32ZM59 8V7H58ZM78 8V7H77ZM77 8H76V10H77ZM83 8V7H82ZM127 8V7H126ZM144 8H146V7H144ZM143 8V10H145ZM185 8L187 9V6H186V4H185ZM185 8H184V10H185ZM219 8V7H218ZM223 8V7H222ZM239 8V9H240ZM263 8V7H262ZM261 8V9H262ZM16 9V8H15ZM18 9H17V11H18ZM38 9H40V8H38ZM50 9V8H49ZM54 9V8H53ZM60 9V8H59ZM65 9V8H64ZM67 9V8H66ZM66 9H65V12H66ZM70 9V8H69ZM74 9V8H73ZM85 9V8H84ZM109 9V8H108ZM125 9V8H124ZM131 9V8H130ZM133 9V8H132ZM148 9V8H147ZM235 10L237 9V8H234ZM238 9V10H239ZM249 9H251V10H249ZM2 10V9H1ZM3 10H7V8L6 9H3ZM27 10V9H26ZM31 10V9H30ZM34 10V9H33ZM52 9H50V11H51ZM56 10V9H55ZM55 10H53V11H55ZM61 10V9H60ZM72 10V9H71ZM75 10V11H76ZM105 10H107L106 8H105ZM110 10V9H109ZM122 10V9H121ZM125 10H127V9H125ZM158 10H159V8H158ZM171 10V9H170ZM179 10V9H178ZM181 10V9H180ZM188 10V9H187ZM197 10V11H196ZM238 10H236V11H238ZM241 10V9H240ZM239 10V11H240ZM247 10H249V11H247ZM257 10V11H256ZM261 12H260V11ZM15 11V10H14ZM37 11V10H36ZM40 11V10H39ZM42 11V10H41ZM59 11V10H58ZM63 11V10H62ZM62 11H60L59 13H62ZM139 11V10H138ZM140 11H141V9H140ZM153 11H155V10H153ZM160 11H162V10H160ZM173 11V10H172ZM174 11H175V8H174ZM183 11V10H182ZM242 11V10H241ZM263 11H264V9H263ZM30 12V11H29ZM33 12V11H32ZM31 12V13H32ZM49 12V11H48ZM57 12V11H56ZM72 12V11H71ZM82 12V11H81ZM106 12H108V11H106ZM116 12H118L117 10H116ZM125 12V11H124ZM128 12V11H127ZM133 12V11H132ZM132 12H130L131 14H132ZM144 13H145V11H143ZM246 12V13H245ZM5 13H8V12H5ZM18 13L20 14V11H18ZM34 13V12H33ZM38 13V12H37ZM54 13V12H53ZM91 13V12H90ZM93 13V12H92ZM110 13V12H109ZM143 13V14H144ZM151 12L149 11V14H150ZM241 14L243 13V11L242 12H240ZM17 14V13H16ZM35 14V13H34ZM51 14V13H50ZM56 14H58V12L56 13ZM72 14V13H71ZM78 14V13H77ZM86 14H88V13H86ZM136 14H137V12H136ZM139 14V13H138ZM155 14V13H154ZM177 14V13H176ZM176 14L174 15V17H176ZM186 14H187V12H186ZM191 14V13H190ZM239 14V13H238ZM1 15V14H0ZM15 15V14H14ZM43 15H45V14H43ZM60 15V14H59ZM59 15H57L58 17H59ZM62 15V14H61ZM70 15V13L68 14V16ZM79 15V14H78ZM82 15H83V12H82ZM101 15V14H100ZM99 15V16H100ZM118 15V14H117ZM126 15V14H125ZM158 15H159V13H158ZM161 15V14H160ZM188 15V14H187ZM17 16V15H16ZM20 16V15H19ZM27 16V15H26ZM34 16V15H33ZM47 16V15H46ZM54 16V15H53ZM52 16V17H53ZM71 16V15H70ZM74 16V15H73ZM83 16H85V15H83ZM88 16V15H87ZM86 16V17H87ZM140 16V15H139ZM138 16V17H139ZM148 16V15H147ZM182 16V15H181ZM184 16V15H183ZM6 17V16H5ZM24 17V16H23ZM30 17V16H29ZM61 17V16H60ZM66 17V16H65ZM64 17V18H65ZM75 17V16H74ZM80 17V16H79ZM86 17H85V19H86ZM97 17V16H96ZM117 17V16H116ZM150 17V16H149ZM155 17V16H154ZM166 17H168V16H166ZM165 17V18H166ZM170 17V16H169ZM191 17V16H190ZM262 17H264V16H262ZM17 18H18V16H17ZM35 18V17H34ZM56 18V17H55ZM64 18H62V20L64 19ZM70 18H72V17H70ZM76 18V17H75ZM74 18V19H75ZM119 18H121V17H119ZM147 18V17H146ZM146 18H144V19H146ZM151 18V17H150ZM152 18H153V16H152ZM159 18V17H158ZM161 18V17H160ZM178 18V17H177ZM186 18H187V16H186ZM197 18V17H196ZM200 18V17H199ZM202 18V19H203ZM7 19V18H6ZM26 19V18H25ZM31 19H33V18H31ZM36 19V18H35ZM50 19V18H49ZM48 19V20H49ZM54 19V18H53ZM74 19H72V20H74ZM80 19V18H79ZM92 19V18H91ZM94 19V18H93ZM98 19V18H97ZM106 19V18H105ZM113 19V18H112ZM168 20H169V18H167ZM189 19V18H188ZM210 19H208V20H210ZM22 20H24V19H22ZM44 20V19H43ZM65 20V19H64ZM67 20H68V18H67ZM67 20H65L66 22H67ZM76 20H77V18L74 20L75 22H76ZM81 20H83V19H81ZM81 20H78V21H80V22H82ZM100 20V19H99ZM102 20V19H101ZM122 20V19H121ZM148 20V19H147ZM146 20V21H147ZM161 20H162V23H165L163 20L164 19H160V21L159 22H161ZM177 20V19H176ZM197 20V19H196ZM200 20V19H199ZM205 20V19H204ZM215 20H214V23H215ZM11 21V20H10ZM16 21V20H15ZM33 21V20H32ZM42 21V20H41ZM70 21V20H69ZM68 21V22H69ZM97 21V20H96ZM108 21H110L109 23H112V22H115V20H111V18L110 19H108ZM123 21H124V19H123ZM134 21V20H133ZM175 21V20H174ZM194 21V20H193ZM216 21V22H217ZM12 22V21H11ZM34 22V21H33ZM66 22H65V24H66ZM89 22H92V21H89ZM99 22V21H98ZM122 22V21H121ZM171 22V21H170ZM207 22V21H206ZM211 22V21H210ZM209 22V23H210ZM1 23V22H0ZM15 23V22H14ZM24 22H22V24H23ZM30 23V22H29ZM38 23V22H37ZM87 23V22H86ZM103 23V22H102ZM107 23V22H106ZM138 23V22H137ZM171 23H173V21L171 22ZM170 23V24H171ZM191 24H192V22H190ZM195 23H196V21H195ZM16 24V23H15ZM64 24V23H63ZM68 24H70V22L68 23ZM88 24V23H87ZM95 25H97L96 23H94ZM94 24H92V25H94ZM101 24V23H100ZM104 24V23H103ZM112 24H114V23H112ZM119 24V20H118V23H117V26H119L118 25ZM132 24V23H131ZM145 24V23H144ZM149 24V23H148ZM166 24V23H165ZM176 24H178V23H176ZM220 24H218V25H220ZM0 25H2V24H0ZM9 25H11V24H9ZM17 25H18V23H17ZM25 25V24H24ZM32 25V24H31ZM36 25V24H35ZM44 25V24H43ZM67 25V24H66ZM73 25V24H72ZM74 25H76V24H74ZM78 25V24H77ZM82 25H83V23H82ZM86 25V24H85ZM105 25V24H104ZM139 25V24H138ZM157 25V24H156ZM168 25V24H167ZM171 25H173V24H171ZM3 26V25H2ZM8 26V25H7ZM23 26V25H22ZM29 26V25H28ZM28 26H25L26 28H30V27H28ZM38 26V25H37ZM70 26V25H69ZM68 26V27H69ZM80 26V25H79ZM99 26V25H98ZM97 26V27H98ZM109 26H110V24H109ZM109 26H108V28H109ZM121 26V25H120ZM194 26V25H193ZM211 26H213V25H211ZM216 26V25H215ZM5 27V26H4ZM15 27V26H14ZM31 27H33V26H31ZM34 27H36V26H34ZM41 27V26H40ZM60 27H61V25H60ZM64 27H66V26H64ZM71 27V26H70ZM73 27V26H72ZM84 27V29H82L83 31L82 32H84V30L86 29V26H83ZM87 27H89L90 28V26H88L87 25ZM92 27V26H91ZM95 27V26H94ZM105 27H106V25H105ZM110 27H112V26H110ZM130 27V26H129ZM142 27V26H141ZM145 27V26H144ZM162 27V26H161ZM164 27H166V26H164ZM204 27V26H203ZM218 27V26H217ZM220 27V26H219ZM228 27V26H227ZM226 27V28H227ZM2 28V27H1ZM18 28V27H17ZM39 28V27H38ZM37 28V29H38ZM53 28V27H52ZM74 28V27H73ZM102 28V27H101ZM100 28V29H101ZM107 28V29H108ZM117 28V27H116ZM116 28H114V29H116ZM167 28V27H166ZM166 28H165V30H166ZM171 28V27H170ZM173 28V27H172ZM186 28V27H185ZM202 27H199V29H201ZM213 28V27H212ZM3 29H7L6 27L5 28H3ZM3 29H1V31L3 30ZM31 29V28H30ZM62 29V28H61ZM60 29V30H61ZM68 29V28H67ZM70 29V28H69ZM91 29V28H90ZM124 29V28H123ZM128 29V28H127ZM142 29V28H141ZM148 29V28H147ZM152 29V28H151ZM151 29H149V30H151ZM211 29V28H210ZM5 30H3V32L5 31ZM36 30V29H35ZM71 30H72V28H71ZM87 31H88V29H86ZM110 30V29H109ZM146 30V29H145ZM148 30V31H149ZM180 30V29H179ZM193 30V29H192ZM214 30V29H213ZM230 31H231V29H229ZM34 31V30H33ZM37 31V30H36ZM41 31V30H40ZM52 31V30H51ZM65 31V30H64ZM74 31V30H73ZM78 31H80V30H77L76 32H77V34H78ZM106 31V30H105ZM126 31V30H125ZM205 31V30H204ZM215 31H217L216 29H215ZM20 32V31H19ZM45 32V31H44ZM43 32V33H44ZM55 32V31H54ZM68 32V31H67ZM81 32V31H80ZM81 32V33H82ZM91 33H93L92 31H90ZM113 32H115L114 30H113ZM150 32V31H149ZM152 32V31H151ZM153 32H154V30H153ZM190 32V31H189ZM214 32V31H213ZM5 33V32H4ZM8 33H10V32H8ZM23 33H24V31H23ZM36 33V32H35ZM81 33H80V35H81ZM88 33V37H89V34H90V36H91V33H89V31L87 32ZM94 33H95V31H94ZM102 33V32H101ZM126 33H128V32H126ZM181 33V32H180ZM183 33H184V31H183ZM202 33V32H201ZM205 33V32H204ZM207 33V32H206ZM218 33V32H217ZM232 33V32H231ZM249 33V32H248ZM11 35L13 34V33H10ZM70 34V33H69ZM84 34H86V33H84ZM103 34V33H102ZM111 34V33H110ZM119 34V33H118ZM137 34V33H136ZM145 34V36H146V33H144ZM164 34V33H163ZM174 34V33H173ZM178 34V33H177ZM177 34H175L176 36H177ZM194 34V33H193ZM225 34V33H224ZM233 34H234V32H233ZM40 35V34H39ZM53 35V34H52ZM66 35V34H65ZM65 35H63V37L65 36ZM72 35V34H71ZM75 35V34H74ZM93 35V34H92ZM95 35H96V33H95ZM115 35V34H114ZM113 35V36H114ZM143 35V34H142ZM149 35V34H148ZM150 35H151V33H150ZM160 35V34H159ZM167 35H169V34H167ZM180 35V34H179ZM202 35V34H201ZM210 35V34H209ZM247 35V34H246ZM3 36V35H2ZM6 36V35H5ZM14 36V35H13ZM40 36H42V35H40ZM55 36H56V34H55ZM62 36V35H61ZM67 36V35H66ZM73 36V35H72ZM76 36V35H75ZM78 36H79V34H78ZM84 36H87V35H84ZM83 36V37H84ZM100 36V35H99ZM99 36L97 37V38H99ZM110 36V35H109ZM108 36V37H109ZM116 36H117V34H116ZM119 36V35H118ZM125 36V34L123 35V37ZM127 36V35H126ZM144 36V35H143ZM152 36V35H151ZM156 36V35H155ZM158 36V35H157ZM172 36V35H171ZM188 36V35H187ZM207 36V35H206ZM263 36V35H262ZM4 37V36H3ZM8 37V36H7ZM10 37V36H9ZM15 37H17V36H15ZM46 37V36H45ZM58 37V36H57ZM81 37V36H80ZM88 37H87V39H88ZM91 37H93V36H91ZM103 37V36H102ZM105 37H107V36H105ZM115 37V36H114ZM174 37V36H173ZM2 38V37H1ZM19 38V37H18ZM31 38H32V36H31ZM38 38V37H37ZM48 38V37H47ZM72 38V37H71ZM76 38V37H75ZM82 38V37H81ZM104 38V37H103ZM119 38V37H118ZM157 38V37H156ZM176 38V37H175ZM193 38V37H192ZM191 38V39H192ZM197 38V37H196ZM243 38V37H242ZM262 38V37H261ZM11 39V38H10ZM13 39V38H12ZM15 39V38H14ZM13 39V40H14ZM26 39H27V37H26ZM46 39V38H45ZM55 39H56V37H55ZM68 39V38H67ZM78 39V38H77ZM83 39H85V37L83 38ZM114 39V38H113ZM117 39V38H116ZM122 39V38H121ZM124 39V38H123ZM136 39V38H135ZM142 39V38H141ZM146 39V38H145ZM147 39H149V37L147 38ZM154 38L152 37V40H153ZM168 39V38H167ZM201 39V38H200ZM208 39V38H207ZM212 39H213V37H212ZM215 39H217V38H215ZM238 39V38H237ZM260 39V38H259ZM2 40V39H1ZM1 40H0V42H1ZM4 42H7L6 41V38L4 37ZM30 40V39H29ZM58 40V39H57ZM65 40V39H64ZM76 40V39H75ZM81 40V39H80ZM92 40V39H91ZM95 40H97L96 39V37L94 38V40L93 41H95ZM101 40V39H100ZM100 40H98L99 42H101ZM105 40V39H104ZM109 40V39H108ZM107 40V41H108ZM117 40H119V39H117ZM138 40V39H137ZM136 40V41H137ZM144 40V39H143ZM210 40V39H209ZM218 40V39H217ZM12 41V40H11ZM15 41H16V39H15ZM18 41H21V40H18ZM17 41V42H18ZM28 41V40H27ZM56 41V40H55ZM60 41V40H59ZM73 41V40H72ZM84 41H86V40H84ZM83 41V42H84ZM88 41V40H87ZM86 41V42H87ZM92 41V42H93ZM103 41V40H102ZM111 41V40H110ZM126 41H128L127 39H126ZM126 41H125V43H126ZM133 41V40H132ZM131 41V42H132ZM157 40H155L154 42H156ZM257 41H259L258 39H257ZM13 42V43H12ZM11 43L14 45V41H12ZM16 42V43H17ZM22 42V41H21ZM38 42V41H37ZM57 42V41H56ZM74 42V41H73ZM140 42H142V41H140ZM151 42V41H150ZM150 42H149V44H150ZM201 42V41H200ZM215 42H216V40H215ZM2 43V42H1ZM11 44L10 43V41L8 40V42L6 43L7 45H5L4 46V43H2L3 44V46L1 45L0 47H1V49H2V47L4 48V49H0L1 51H2V53H4V50L6 51L7 50V52L6 53H8L10 56H11V58L9 57V55L7 56L9 59H10V61H11V59L13 60V61H11V62H15V63H17L18 65L17 66H20L23 70H24V67H25V69H26V66L27 67H31V68H33V69H35V70H33V69H31V68H29V70H33V71H35V72H37V68H38V72L37 73H39V75L45 70V72H43V74L42 75H46L47 74V76H49V79L47 78V77H45V76H42V75H40V76H42L43 78L45 77V78H47V80H51V77L53 76L52 74V76L51 75H48L49 73H50V70H49V72L47 71L48 70V68L50 67H48V65H47V67L48 68H45L46 66H41V63H43V62H39V64H40V66L37 64V65H34L35 63H37L36 62V60L37 59H35V57L32 55L33 53L32 52H28V51H26L25 50V52L26 53H24V48L25 47H23V48H21V49H16V48H18L17 47V44H16V48L15 49H13L14 47H11V46H8L9 44ZM20 43V42H19ZM18 43V44H19ZM24 43V42H23ZM69 43H70V41H69ZM68 43V44H69ZM88 43H89V41H88ZM90 43H91V41H90ZM89 43V44H90ZM116 43V42H115ZM114 43V44H115ZM121 43H123V42H121ZM133 43V42H132ZM131 43V44H132ZM148 43V42H147ZM174 43V42H173ZM176 43V42H175ZM178 43H179V41H178ZM182 43V42H181ZM190 43V42H189ZM194 43V42H193ZM192 43V44H193ZM208 43V42H207ZM217 43V42H216ZM219 43V42H218ZM217 43V44H218ZM22 44V43H21ZM38 44V43H37ZM61 44H63L62 42H61ZM84 44V43H83ZM95 44H97L96 42H95ZM103 43H101V45H102ZM110 44V43H109ZM146 44V43H145ZM171 44V43H170ZM183 44H187V43H183ZM214 44V43H213ZM220 44V43H219ZM245 44V43H244ZM12 45V46H13ZM32 45V44H31ZM87 45V44H86ZM93 45H94V43H93ZM106 45H107V43H106ZM115 45H117V44H115ZM124 45V44H123ZM128 45V44H127ZM140 45V44H139ZM153 45V44H152ZM209 45V44H208ZM20 47H21V45H19ZM23 46H25V45H23ZM43 46V45H42ZM48 46V45H47ZM61 46V45H60ZM68 46V45H67ZM66 46V47H67ZM81 46V45H80ZM83 46V45H82ZM95 47H96V45H94ZM113 46V45H112ZM134 46V45H133ZM143 46V45H142ZM141 46V47H142ZM148 46H150V45H148ZM156 46V45H155ZM164 46V45H163ZM162 46V49L164 48ZM180 46V45H179ZM215 46V45H214ZM218 46V45H217ZM12 49H11V48ZM48 47H50V46H48ZM53 47V46H52ZM65 47V46H64ZM63 47V49H65ZM78 47V46H77ZM99 47V46H98ZM106 47H108V46H106ZM121 47H122V45H121ZM140 47V46H139ZM159 47V46H158ZM175 47V46H174ZM178 47V46H177ZM188 47H189V44H188ZM219 47V46H218ZM28 48L29 47H27V50H28ZM57 48V47H56ZM69 48H70V46H69ZM69 48H67V49H69ZM83 48V47H82ZM82 48H81V50H82ZM86 48V47H85ZM93 48V47H92ZM100 48V47H99ZM104 48V47H103ZM148 48V47H147ZM153 48V47H152ZM156 48V47H155ZM166 48V47H165ZM179 48V47H178ZM181 48H182V45H181ZM180 48V49H181ZM243 48V47H242ZM246 48H247V46H246ZM44 49V48H43ZM66 49V50H67ZM78 49H80L79 47H78ZM77 49V50H78ZM84 49V48H83ZM87 49V48H86ZM124 49V48H123ZM127 49V48H126ZM131 49V48H130ZM139 49V48H138ZM146 49V48H145ZM161 49V50H162ZM193 49V48H192ZM192 49H191V51H192ZM219 49H220V47H219ZM22 50V51H21ZM52 50V49H51ZM56 50V49H55ZM70 50V49H69ZM72 50H75V49H72ZM94 50V49H93ZM97 50V49H96ZM95 50V51H96ZM101 50V49H100ZM152 50V49H151ZM165 50V49H164ZM163 50V51H164ZM207 50V49H206ZM247 50V49H246ZM251 50V49H250ZM259 50V49H258ZM44 51V50H43ZM53 51V50H52ZM60 51V50H59ZM103 51H105V50H103ZM162 51V52H163ZM168 51V50H167ZM166 51V52H167ZM170 51H172V50H170ZM179 51V50H178ZM182 51V50H181ZM188 51V50H187ZM198 51V50H197ZM218 51V50H217ZM58 52V51H57ZM57 52H54V53H57ZM67 52H68V50H67ZM106 52H108V48H107V51ZM111 52V51H110ZM116 52V51H115ZM125 52V51H124ZM130 52V51H129ZM156 52V51H155ZM210 52V51H209ZM222 52V50L220 51V53ZM249 52V51H248ZM260 52V51H259ZM27 53H29L27 56L28 57H26V55L25 54H27ZM53 53V54H54ZM69 53H71V52H69ZM78 53V52H77ZM76 52H75V55L77 54ZM99 52L97 51V54H98ZM109 53V52H108ZM126 53V52H125ZM147 53V52H146ZM150 53H151V51H150ZM154 52L152 51V54H153ZM161 53V52H160ZM173 53H174V51H173ZM173 53L171 54V55H173ZM177 53V52H176ZM176 53H174V55L176 54ZM181 53V52H180ZM218 53V52H217ZM223 53V52H222ZM264 53V52H263ZM5 54V53H4ZM35 54V53H34ZM51 54V53H50ZM73 54V53H72ZM72 54H71V56H72ZM90 54V53H89ZM111 54H113V52H111ZM110 54V55H111ZM118 54V53H117ZM127 54V53H126ZM136 54V53H135ZM197 54V53H196ZM232 54V53H231ZM234 54V53H233ZM244 54V53H243ZM253 54V53H252ZM49 55V54H48ZM63 55V54H62ZM81 55V54H80ZM125 55V54H124ZM123 55V56H124ZM179 55V54H178ZM178 55H175L176 57L178 56ZM187 55V54H186ZM188 55H189V53H188ZM211 55V54H210ZM223 55V54H222ZM247 55V54H246ZM4 56H6V55H4ZM29 56H32V58L31 59H33V57H34V59H33V61H35V63L29 58ZM83 55H81V57H82ZM132 56H134V55H132ZM131 56V57H132ZM145 56H147V55H145ZM149 56V57H148ZM148 59H150L151 57H150V55H149V52H148ZM155 56V55H154ZM161 56H163L162 54H161ZM161 56H159L158 58H160ZM170 56V55H169ZM174 56V57H175ZM180 56V55H179ZM178 56V57H179ZM197 56H198V54H197ZM236 56V55H235ZM238 56V55H237ZM73 57V56H72ZM87 57V56H86ZM99 57H101L100 56V54H99ZM98 57V58H99ZM105 57H107V56H105ZM111 57H113V56H111ZM117 57L118 56H116V59H117ZM167 57V56H166ZM190 57V56H189ZM208 57V56H207ZM224 57V56H223ZM234 57V56H233ZM243 57V56H242ZM245 57V56H244ZM243 57V58H244ZM251 57V56H250ZM260 57V56H259ZM263 57H264V55H263ZM5 58V57H4ZM28 58V59H27ZM40 58V57H39ZM44 58V57H43ZM75 58V56L73 57V59ZM77 58H79V57H77ZM90 58V57H89ZM103 58H104V56H103ZM127 58H129V57H127ZM135 58H138V57H136L135 56ZM153 58H156L157 59V57L155 56V57H153ZM162 58V57H161ZM180 58V57H179ZM184 58V57H183ZM218 58V57H217ZM216 58V59H217ZM222 58V57H221ZM6 59V58H5ZM29 59L31 60L30 62H29ZM59 59H62V58H59ZM79 59H81V58H79ZM78 59V60H79ZM83 59H85V58H83ZM119 59V58H118ZM133 59V58H132ZM163 59V58H162ZM198 59V58H197ZM204 59V58H203ZM213 59H215V58H213ZM226 59V58H225ZM235 59V58H234ZM258 59H260V58H258ZM40 60V59H39ZM53 60V59H52ZM87 59H85L84 61H86ZM91 60V59H90ZM102 60H104V59H102ZM110 60V59H109ZM108 60V61H109ZM121 60V59H120ZM135 60V59H134ZM140 60V59H139ZM154 60V59H153ZM177 60V59H176ZM4 61V60H3ZM2 61V58H0V264H189V263H186V262H178L177 260H175L174 258H172V257H168L167 256V254H165L168 258H166L165 260H160V257H158V255H156V252H154V248L153 247H155V246H150V247H152L153 249H150V247H148V249H150V251L151 250H153V252L155 253V256H156V258H155V256H154V260L153 259H151L150 257L152 256L153 257V255H152V253H147V254H149V255H146V258H144L145 256H143V254H141L142 253V250H140L139 251V249H138V247H139V244L137 245V240H136V238H135V234H137V233H135L134 234V232H135V230H133L134 228H136L137 226L136 225H138V227L137 228H139V224H141L142 222H140L138 219H136V218H134L136 215H135V213L133 214V209H129L128 207H130V205H127L126 204V202H125V200H122L123 198V196H125L126 195V193L124 192V191H127V190H122V192L120 191L119 192V194H120V196H121V200H120V196H115L114 195V193H112L111 192V190H110V188H112L113 186H111V187H109L111 184H109V186H107L108 184H106V181L107 180H110V179H107L106 178V176L107 175H105V174H102L104 171H106V170H104L102 173H101V171L104 169V166H103V169H101L100 170V164H99V169H98V163L96 162L97 161V159H95L96 157H95V154L93 155V153L95 152L92 148H90L91 146L88 144V142H87V145H89L90 147H88L87 145H86V141H87V139L85 138V133H87V131H88V126L87 125H85L87 122H89V121H85V123L84 122H82L81 120L83 119L82 117H80V116H78V115H76L77 113H74L77 109H75L76 107L75 106H77V105H83L84 106V110L85 109H88V106L90 105V103H89V105L88 104H86L85 103V105L83 104V103H80V104H77V102L75 101V103L76 104H72L71 105V103H70V105L71 106H73V105H75L74 107H72V109H70L71 110V112L69 111V110H67L68 112H66V113H64V115H63V112H65V111H63V112H59V110H58V108H57V113H56V118H55V116H50L49 117V109H50V104H49V102H48V104H49V106L48 107H44V108H41L40 106H38L37 104H39V105H41L42 103V100H41V102L40 103H38L37 101H40V98L39 97H37L38 96V94H40L39 92L37 93V91H36V95H35V93L33 92V91H31L32 90V88H27V86H25L23 83H21V81H19L18 79H17V77L15 76L16 74H15V70L13 71V70H10L9 69V67H7L6 66V64H5V62H3ZM48 61V60H47ZM75 61V60H74ZM89 61V60H88ZM94 61H96V60H94ZM105 61V60H104ZM103 61V62H104ZM111 61V60H110ZM132 61V60H131ZM135 61H138V59L137 60H135ZM142 61H146V60H142ZM141 61V62H142ZM157 61H158V59H157ZM160 61V60H159ZM175 61V60H174ZM220 61V60H219ZM222 61V60H221ZM223 61H226V60H223ZM236 61V60H235ZM244 61V60H243ZM59 62H61V61H59ZM71 62V61H70ZM82 62V61H81ZM101 62V61H100ZM122 62H123V60H122ZM128 62H130V59L128 60ZM128 62H127V64H125V65H129L128 64ZM151 62V61H150ZM154 62V61H153ZM161 62H165V61H161ZM160 62V63H161ZM167 62V61H166ZM204 62V61H203ZM215 62V61H214ZM251 63H252V60L250 61ZM254 62V61H253ZM8 63V62H7ZM32 63H34V64H32ZM44 63H45V61H44ZM62 63V62H61ZM88 63V62H87ZM90 63H92V62H90ZM106 63V62H105ZM121 63V62H120ZM131 63V62H130ZM136 62H134V64H135ZM138 63V62H137ZM136 63V64H137ZM139 63H140V61H139ZM145 63V62H144ZM148 63V61L146 62V64ZM152 63V62H151ZM172 63V62H171ZM190 63V62H189ZM193 63H195V62H193ZM198 63V62H197ZM233 63V62H232ZM237 63V62H236ZM236 63H235V65H236ZM240 63V62H239ZM245 63H247V62H245ZM29 66H28V65ZM64 64V63H63ZM75 64V63H74ZM86 64V63H85ZM108 64V63H107ZM109 64H111L110 62H109ZM132 64V63H131ZM133 64V65H134ZM135 64V65H136ZM142 64V63H141ZM145 64V65H146ZM166 64V63H165ZM175 64V63H174ZM227 64H229V63H227ZM226 64V65H227ZM259 64V63H258ZM82 65V64H81ZM93 65V64H92ZM105 65V64H104ZM114 65V64H113ZM119 65V64H118ZM124 65V64H123ZM144 65V64H143ZM158 65H159V63H158ZM189 65V64H188ZM187 65V66H188ZM190 65H192V64H190ZM201 65V64H200ZM215 65H216V62H215ZM224 65V64H223ZM255 65V64H254ZM264 65V64H263ZM9 66V65H8ZM34 66H38V67H35L34 68ZM76 66V65H75ZM87 66H89L88 64H87ZM94 66V65H93ZM109 66V65H108ZM137 66H139V65H137ZM147 66V65H146ZM164 66V65H163ZM206 66H208V64L206 65ZM213 66V65H212ZM220 66H221V64H220ZM243 66V65H242ZM242 66H241V68H242ZM42 67V68H41ZM79 67V66H78ZM112 67V66H111ZM114 67V66H113ZM126 67V66H125ZM132 67V66H131ZM142 67V66H141ZM154 67V66H153ZM168 66L166 65V67L165 68H167ZM171 67V66H170ZM175 67V66H174ZM173 67V68H174ZM197 67V66H196ZM202 67H204L203 65H202ZM240 67V66H239ZM238 67V68H239ZM246 67V66H245ZM256 67V66H255ZM17 68V67H16ZM45 68V69H44ZM51 68V67H50ZM72 68V67H71ZM84 68V67H83ZM87 68V67H86ZM91 68V67H90ZM116 68V67H115ZM118 68V67H117ZM128 68V67H127ZM140 68V67H139ZM143 68V67H142ZM151 68V67H150ZM169 68V67H168ZM173 68L171 67V69H172V71H173ZM185 68V67H184ZM187 68V67H186ZM185 68V69H186ZM215 68H217V66L215 67ZM214 68V69H215ZM223 68H225V67H223ZM229 68V67H228ZM227 68V69H228ZM232 68V67H231ZM234 68V67H233ZM259 68H260V66H259ZM261 68H263V66H262V64H261ZM261 68H260V70H261ZM13 69V68H12ZM43 69V70H42ZM125 69V68H124ZM137 69L138 68H136L135 67V70L137 71ZM141 69V68H140ZM157 69H158V67H157ZM156 69V70H157ZM188 69V68H187ZM196 69V68H195ZM204 69V68H203ZM213 69V68H212ZM211 69V70H212ZM219 69V68H218ZM243 69V68H242ZM241 69V70H242ZM249 69V68H248ZM23 70H21L22 72H23ZM80 70V69H79ZM89 70H91V69H89ZM93 70V69H92ZM105 70V69H104ZM113 70V69H112ZM118 70H120V68L118 69ZM130 70V69H129ZM139 70V69H138ZM145 70V69H144ZM151 70V69H150ZM154 70V69H153ZM155 70V71H156ZM159 70V69H158ZM177 70V69H176ZM208 70V69H207ZM220 70V69H219ZM218 70V71H219ZM229 70H230V68H229ZM229 70H228V72H229ZM236 69H234V71H235ZM244 70V69H243ZM253 70V69H252ZM255 70V69H254ZM259 70V71H260ZM11 71H13L14 73H12ZM26 71V70H25ZM32 71V72H33ZM47 71V72H46ZM60 71V70H59ZM77 71V70H76ZM94 71V73L96 74L97 73V71H95V70H93ZM136 71H134V72H136ZM164 71V70H163ZM170 71V70H169ZM188 71V70H187ZM192 71V70H191ZM215 71V70H214ZM249 71V70H248ZM264 71V70H263ZM34 72V73H35ZM82 72V71H81ZM105 72V71H104ZM103 72V73H104ZM118 72V71H117ZM116 72V73H117ZM121 72V71H120ZM138 72V71H137ZM144 72V71H143ZM171 72V71H170ZM189 72V71H188ZM213 72V71H212ZM223 72V71H222ZM221 72V73H222ZM26 73V72H25ZM93 73V74H94ZM133 73V72H132ZM138 73H140V72H138ZM141 73H142V71H141ZM146 73V72H145ZM156 73V72H155ZM184 73V72H183ZM209 73H210V71H209ZM219 73V72H218ZM224 73V72H223ZM232 73V72H231ZM234 73V72H233ZM236 73H237V71H236ZM235 73V74H236ZM15 74V75H14ZM18 74V73H17ZM22 74V73H21ZM31 74V73H30ZM36 74V73H35ZM34 74V75H35ZM55 74V73H54ZM101 74V73H100ZM108 74H109V72H108ZM107 74V75H108ZM119 74H122V73H119ZM126 74V73H125ZM124 74V75H125ZM133 74H135V73H133ZM148 74V73H147ZM150 74H154V72L152 73H150ZM160 74V73H159ZM174 74V73H173ZM177 74V73H176ZM192 74V73H191ZM194 74H195V72H194ZM240 74H241V72H240ZM254 74V73H253ZM24 75H26V74H24ZM23 75V76H24ZM28 75V74H27ZM90 75V74H89ZM98 75H99V73H98ZM114 75V74H113ZM123 75V76H124ZM135 75H137V74H135ZM143 75H144V73H143ZM161 75H163V74H160V76ZM182 75V74H181ZM204 75H205V73H204ZM231 75V74H230ZM242 75H243V72H242ZM246 75V74H245ZM19 76V75H18ZM32 76V75H31ZM39 76V77H40ZM51 76V77H50ZM61 76V75H60ZM60 76L58 77V78H60ZM66 76V75H65ZM91 76V75H90ZM104 76V75H103ZM103 76H102V78H103ZM152 76V75H151ZM150 76V77H151ZM154 76V75H153ZM152 76V77H153ZM157 76V75H156ZM178 76H180V75H178ZM195 76V75H194ZM210 76V75H209ZM214 76V75H213ZM233 76V75H232ZM248 76V75H247ZM64 77V76H63ZM70 77V76H69ZM110 77V76H109ZM118 77V76H117ZM127 77H128V75H127ZM133 76H131L129 79L131 80V78H132ZM135 77V76H134ZM137 77H138V75H137ZM155 77V76H154ZM175 77V76H174ZM181 77V76H180ZM186 77V76H185ZM200 77V76H199ZM220 77V76H219ZM231 77V76H230ZM242 77V76H241ZM23 78V77H22ZM24 78H25V76H24ZM36 78H38V76L36 77ZM53 78H54V76H53ZM56 78V77H55ZM55 78H54V81H55ZM57 78V79H58ZM92 78V77H91ZM107 78V77H106ZM120 78V77H119ZM125 78V77H124ZM139 78V77H138ZM138 78H137V82H138ZM166 78V77H165ZM178 78V77H177ZM213 78H215V77H213ZM240 78V77H239ZM244 78V77H243ZM252 78V77H251ZM34 79H35V76H34ZM56 79V80H57ZM115 79V78H114ZM127 79V78H126ZM128 79V81H130ZM133 79V78H132ZM156 79V78H155ZM225 79V78H224ZM231 79V78H230ZM235 79V78H234ZM233 79V80H234ZM21 80V79H20ZM26 80V79H25ZM37 80V79H36ZM40 80V79H39ZM109 80H111V78H109ZM116 80V79H115ZM134 80V79H133ZM142 80H143V78H142ZM156 80H158V78L156 79ZM191 80V79H190ZM197 80V79H196ZM209 80V79H208ZM237 80V79H236ZM239 80H241V78L239 79ZM238 80V81H239ZM251 80V79H250ZM27 81V80H26ZM31 81H33L32 79H31ZM53 81V80H52ZM53 81V82H54ZM57 81H59V80H57ZM61 81V80H60ZM77 81V80H76ZM117 81V80H116ZM125 81V80H124ZM132 81V80H131ZM136 81V80H135ZM141 81V80H140ZM153 81V80H152ZM173 81V80H172ZM202 81V80H201ZM205 81V80H204ZM204 81L202 82V86H203V83H204ZM238 81H235V82H238ZM242 81H244V80H242ZM252 81V80H251ZM256 81V80H255ZM25 82V81H24ZM39 82V81H38ZM41 82H45V79L44 80H42ZM49 82V81H48ZM87 82V81H86ZM97 82V81H96ZM133 82V81H132ZM136 82V83H137ZM151 82V81H150ZM166 82H167V79H166ZM177 82H179V81H177ZM191 82V81H190ZM190 82H189V84H190ZM193 82V81H192ZM195 82V81H194ZM198 82V81H197ZM200 82V81H199ZM212 82V81H211ZM223 82V81H222ZM233 82V81H232ZM232 82H230V83H232ZM234 82V83H235ZM259 82V81H258ZM36 84H37V82H35ZM47 83V82H46ZM56 83V82H55ZM58 83V82H57ZM56 83V85L54 86V84L53 83H51V85L52 86H54V88H52V89H55V91L57 90H59L60 92L62 91V92H64V90L65 89H67V88H64V90H63V85H62V82H60L61 83V85L60 84H57ZM69 83V82H68ZM77 83V82H76ZM81 83V82H80ZM108 83V82H107ZM118 83V82H117ZM124 83V82H123ZM139 83H142V82H139ZM149 83V82H148ZM152 83V82H151ZM155 83L156 84H159L160 85V83H165V82H158L157 83V81H155ZM173 83H175V82H173ZM173 83H171L172 84V86H173ZM210 83V82H209ZM218 83V82H217ZM224 83V82H223ZM25 84H26V82H25ZM35 84V85H36ZM41 84V83H40ZM96 84V83H95ZM119 85H120V83H118ZM122 84V83H121ZM131 84V83H130ZM129 84V85H130ZM138 84V83H137ZM136 84V85H137ZM168 84V83H167ZM170 84V83H169ZM185 84V83H184ZM199 84V83H198ZM215 84V83H214ZM243 84V83H242ZM246 84V82L243 84V85H245ZM46 85V84H45ZM65 85H67V84H65ZM69 85H70V83H69ZM72 85V84H71ZM129 85H128V88H129ZM134 85H135V83H134ZM145 85V84H144ZM146 85H147V82H146ZM153 85H155V84H153ZM153 85H151V87L153 86ZM186 85H188V84H186ZM196 85V84H195ZM218 85V84H217ZM221 85V84H220ZM40 86V85H39ZM122 86V85H121ZM125 86V85H124ZM138 86V85H137ZM136 86V87H137ZM148 86V85H147ZM165 86V85H164ZM169 85H167V87H168ZM179 86H180V84H179ZM189 86V85H188ZM197 86V85H196ZM198 86H200V84L198 85ZM237 86V85H236ZM248 86V85H247ZM29 87V86H28ZM41 87V86H40ZM44 87V86H43ZM46 87V86H45ZM51 87V86H50ZM62 87V88H61ZM67 87V86H66ZM70 87V86H69ZM68 87V88H69ZM118 87V86H117ZM139 87H140V84H139ZM142 88H144V89H147V88H145V87H143V84H142V86H141ZM149 87H150V85H149ZM148 87V88H149ZM162 87V86H161ZM166 87V86H165ZM239 87V86H238ZM241 87V86H240ZM243 87V86H242ZM252 87V86H251ZM37 88V87H36ZM72 88V87H71ZM89 88V87H88ZM92 88V87H91ZM121 88V87H120ZM126 88V87H125ZM134 88V87H133ZM155 88V87H154ZM156 88H158V87H156ZM205 88H207V87H205ZM204 87H203V89H205ZM225 88V87H224ZM243 88H245V86L243 87ZM261 88V87H260ZM30 89V90H29ZM41 89V88H40ZM43 89V88H42ZM41 89V90H42ZM75 89V88H74ZM87 89V88H86ZM113 89V88H112ZM111 89V90H112ZM137 89V88H136ZM135 89V90H136ZM139 89V88H138ZM137 89V90H138ZM141 89V88H140ZM247 89V88H246ZM44 90V89H43ZM51 90V89H50ZM70 90V89H69ZM68 89H67V91L66 92H64L66 95H67V99H68V97L69 98H72L73 99V96L75 95L74 94V92H73V94H72V92L71 91H69ZM71 90H73V89H71ZM128 90V89H127ZM184 90V89H183ZM185 90L187 91V88H185ZM191 90V89H190ZM200 90V89H199ZM214 90V89H213ZM220 90V89H219ZM223 90V89H222ZM237 90H238V88H237ZM248 90V89H247ZM254 90V89H253ZM257 90V89H256ZM260 90V89H259ZM58 91V92H59ZM69 91V92H68ZM74 91V90H73ZM79 91V90H78ZM77 91V92H78ZM114 91V90H113ZM123 91V90H122ZM121 91V92H122ZM132 91V90H131ZM134 91V90H133ZM140 91V90H139ZM146 91V90H145ZM150 91V90H149ZM170 91H173V90H170ZM180 91V90H179ZM210 91V90H209ZM212 91V90H211ZM216 91V90H215ZM227 91V90H226ZM228 91H230V90H228ZM227 91V92H228ZM232 91H233V89H232ZM232 91H230V92H232ZM239 91H241V88H240V90ZM239 91L237 92V94L239 93ZM250 91V90H249ZM46 92H47V90H46ZM45 92V93H46ZM59 92V93H60ZM61 92V93H62ZM68 92V93H67ZM93 92V91H92ZM124 92V91H123ZM141 92V91H140ZM201 92V91H200ZM207 92V91H206ZM213 92V91H212ZM217 92V91H216ZM236 91H234V93H235ZM43 93V92H42ZM47 93H49L50 94V91H48ZM56 93V92H55ZM54 93V94H55ZM60 93V94H61ZM71 93V94H70ZM95 93V92H94ZM143 92H141V94H142ZM157 94H158V92H156ZM172 93V92H171ZM178 93V92H177ZM218 93V92H217ZM220 93H222V92H220ZM229 93V92H228ZM233 93V92H232ZM246 93V92H245ZM248 93V92H247ZM246 93V94H247ZM260 93V92H259ZM53 94V93H52ZM59 94V95H60ZM69 94L72 96V97H70L69 96ZM85 94H86V92H85ZM95 94H97V92L95 93ZM121 94V93H120ZM132 94H135L136 95V93L134 92V93H132ZM140 94V93H139ZM138 94V95H139ZM145 94V93H144ZM186 94H188V93H186ZM191 94H192V92H191ZM190 94V95H191ZM219 94V93H218ZM217 94V95H218ZM224 94V93H223ZM237 94H235L236 96H237ZM240 94H242V93H240ZM263 94V93H262ZM35 95V96H34ZM57 95V94H56ZM55 95V96H56ZM63 95V94H62ZM61 95V96H62ZM65 95V96H66ZM77 95V94H76ZM74 96V98H78L79 96ZM79 95H82V93L80 94L79 93ZM88 95V94H87ZM104 95V94H103ZM116 95V94H115ZM146 95V94H145ZM155 95V94H154ZM160 95V94H159ZM178 95V94H177ZM177 95H175V96H177ZM211 95V94H210ZM215 95H216V93H215ZM220 95V94H219ZM231 95V94H230ZM230 95H229V97H230ZM233 95V94H232ZM254 95V94H253ZM41 96H43V95H41ZM45 96V95H44ZM64 96V95H63ZM85 96V95H84ZM95 96V95H94ZM119 96V95H118ZM128 96V95H127ZM129 96H130V94H129ZM142 96L143 95H140L139 96V98L141 97L142 98ZM148 96V98H149V94L147 95ZM181 96H182V94H181ZM234 96V95H233ZM235 96V97H236ZM241 96V95H240ZM46 97H48L47 96V94H46ZM57 97H58V95H57ZM83 97V96H82ZM107 97V96H106ZM131 97V96H130ZM145 97V96H144ZM159 97V96H158ZM196 97V96H195ZM194 97V98H195ZM198 97V96H197ZM204 97H205V95H204ZM220 97H222V99H223V97L224 96H220ZM227 97V96H226ZM84 98V97H83ZM91 98V97H90ZM111 98V97H110ZM138 98V97H137ZM157 98V97H156ZM183 98V97H182ZM193 97H192V99H194ZM200 98V97H199ZM244 98V100H245V97H243ZM246 98H247V96H246ZM44 99H46V98H44ZM54 99H56V98H54ZM79 99V98H78ZM78 99H76V100H78ZM113 99V98H112ZM133 99V98H132ZM183 99H185V98H183ZM187 99V98H186ZM189 99H190V97H189ZM218 99H220V98H218ZM234 98H232V101H234L233 100ZM235 99H238L237 97L235 98ZM249 99V98H248ZM253 99V98H252ZM47 100H49V98H47ZM47 100L45 101L46 102V104H47ZM52 100V99H51ZM57 100H59V98L57 99ZM75 100V99H74ZM84 100V99H83ZM82 99L81 100H78V103H79V101L80 102H85V101H83ZM91 100H93V99H90V101ZM152 100V99H151ZM153 100H155V99H153ZM152 100V101H153ZM158 100V99H157ZM162 100V99H161ZM216 100V99H215ZM227 100H228V97H227ZM242 100V101H241ZM240 100V102H243L242 104L244 105V103H246V101H248V100H246V101H243V99H241ZM254 100V99H253ZM252 100V101H253ZM67 101V100H66ZM87 101H89V100H87ZM117 101V100H116ZM115 101V102H116ZM202 101V100H201ZM207 101H208V98H207ZM217 101V100H216ZM225 101H226V99H225ZM36 102H37V104H36ZM45 102H43L44 104H45ZM51 102V101H50ZM62 101H60L59 103H61ZM68 102V101H67ZM66 102V103H67ZM70 102H72V103H74L73 102V100L72 101H70ZM93 102V101H92ZM99 102H101V101H99ZM120 102V101H119ZM126 102V101H125ZM145 102V101H144ZM143 102V103H144ZM149 102H151V101H149ZM175 102V101H174ZM177 102V101H176ZM191 102V101H190ZM196 102V101H195ZM202 102H204V101H202ZM230 102V101H229ZM228 102V103H229ZM256 102H257V100H256ZM264 102V101H263ZM52 103H53V101H52ZM65 103V104H66ZM88 103V102H87ZM94 103V102H93ZM121 103V102H120ZM154 103V102H153ZM213 103H214V101H213ZM233 103V102H232ZM236 103V102H235ZM43 104V106H47L46 104L44 105ZM57 104V103H56ZM98 104H102V103H98ZM115 104V103H114ZM117 104V103H116ZM133 104V103H132ZM156 104V103H155ZM159 104V103H158ZM185 104V103H184ZM188 104V103H187ZM203 104V103H202ZM52 105V104H51ZM62 105H63V103H62ZM68 105V104H67ZM88 105V106H87ZM93 105V104H92ZM97 105V104H96ZM105 105V104H104ZM146 105H148V101H147V104ZM160 106H161V104H159ZM165 105V104H164ZM168 105V104H167ZM176 105V104H175ZM179 105V104H178ZM198 105V104H197ZM216 105V107H217V104H215ZM248 105H250V103H248ZM252 105V104H251ZM54 106V105H53ZM56 106V105H55ZM54 106V107H55ZM71 106H70V108H71ZM83 106H82V108H83ZM85 106H87V108L85 107ZM91 106V105H90ZM94 106V105H93ZM92 106V107H93ZM98 106V105H97ZM102 106V105H101ZM114 106V105H113ZM117 106V105H116ZM120 106V105H119ZM118 106V107H119ZM171 106V105H170ZM182 106V105H181ZM219 106V105H218ZM222 106V105H221ZM239 107H240V105H238ZM246 106V105H245ZM255 106V105H254ZM261 106V105H260ZM62 107V106H61ZM65 107V106H64ZM64 107H62V109L64 108ZM81 106H78L77 108H79L80 109V111L82 110L81 108H80ZM92 107L90 108V110L92 109ZM100 107V106H99ZM123 107V106H122ZM130 107V106H129ZM187 107V106H186ZM194 107H195V105H194ZM220 107V106H219ZM225 107V106H224ZM231 107V106H230ZM243 107V106H242ZM52 109H53V107H51ZM67 108V107H66ZM94 108H95V106L93 107V109L91 110L92 112L91 113H93V110H94ZM120 108V107H119ZM128 108V107H127ZM126 108V109H127ZM156 108V107H155ZM162 108V107H161ZM187 108H189V107H187ZM186 108V109H187ZM191 108V107H190ZM218 108V107H217ZM222 108V107H221ZM250 108V107H249ZM75 109V110H74ZM96 109V108H95ZM98 109V108H97ZM96 109V110H97ZM100 109V108H99ZM98 109V110H99ZM166 109V108H165ZM174 109V108H173ZM198 109V108H197ZM200 109V108H199ZM220 109V108H219ZM231 109V108H230ZM229 109V110H230ZM241 109V108H240ZM245 109V108H244ZM51 110V109H50ZM55 110H56V107H55ZM89 110V109H88ZM88 110L87 111H85V112H88ZM102 110V109H101ZM109 110V109H108ZM117 110V109H116ZM141 110V109H140ZM139 110V111H140ZM148 110V109H147ZM158 110V109H157ZM176 110V109H175ZM203 110H204V108H203ZM49 111V112H48ZM60 111H62V110H60ZM79 111V110H78ZM79 111V112H80ZM95 111V110H94ZM111 111V110H110ZM110 111H109V113H110ZM114 111H115V109H114ZM117 111H119V109L117 110ZM124 111V110H123ZM127 111H129V110H127ZM137 111V110H136ZM155 111V110H154ZM159 111V110H158ZM161 111H162V109H161ZM169 111V110H168ZM179 111V110H178ZM189 111H190V109H189ZM193 111H196V110H193ZM193 111H191V112H193ZM199 111V110H198ZM205 111V110H204ZM208 111V110H207ZM222 111V110H221ZM231 111V110H230ZM229 111V112H230ZM238 111L240 112V110L238 109ZM243 111V110H242ZM53 112V111H52ZM50 113V115L52 114L53 115V113ZM83 112V111H82ZM81 112V113H82ZM96 112V115H97V112H99V111H95ZM101 112V111H100ZM99 112V113H100ZM108 111H106L105 110V113H107ZM112 112H113V110H112ZM111 112V113H112ZM120 112V111H119ZM141 112V111H140ZM144 112V111H143ZM153 112V111H152ZM164 111H162L161 113H163ZM173 112V111H172ZM176 112V111H175ZM228 112V113H229ZM233 112V111H232ZM235 112V111H234ZM233 112V113H234ZM247 112V111H246ZM245 112V113H246ZM256 112V111H255ZM254 112V113H255ZM54 113V114H55ZM59 113V114H58ZM60 113H62V114H60ZM81 113H79V114H81ZM90 113V112H89ZM88 113V114H89ZM99 113H98V115H99ZM102 113V112H101ZM124 113H126V112H124ZM146 113H149V112H146ZM159 113V112H158ZM181 113V112H180ZM180 113H179V115H180ZM198 113V112H197ZM207 113V112H206ZM212 113H214V112H212ZM217 113H218V111H217ZM245 113H243V114H245ZM258 113V112H257ZM85 114V113H84ZM103 114V113H102ZM102 114H100V117H101V115ZM116 114H117V112H116ZM121 114V113H120ZM128 114V113H127ZM134 114V116L136 115V113H133ZM139 114V113H138ZM157 114V113H156ZM169 114V113H168ZM175 114V113H174ZM193 114V113H192ZM215 114V113H214ZM219 114V113H218ZM237 114V113H236ZM249 114V113H248ZM92 115V114H91ZM95 115V116H96ZM108 115H110V114H108ZM114 115H115V113H114ZM118 115H119V113H118ZM117 115V116H118ZM130 115H132V114H129V116ZM140 115V114H139ZM139 115H137V118L138 117H140ZM143 115V114H142ZM149 115V114H148ZM160 115V114H159ZM166 115V114H165ZM164 115V116H165ZM185 115V114H184ZM200 115V114H199ZM221 115H222V113H221ZM239 115V114H238ZM253 115V114H252ZM252 115H251V117H252ZM255 115V114H254ZM256 115H258V114H256ZM255 115V116H256ZM263 115V114H262ZM82 116H84L83 115V113H82ZM89 116V115H88ZM94 116V115H93ZM112 116V115H111ZM116 115L115 116H113L112 117V119L110 120V121H112L113 120V122H115L114 121V117L116 118L117 117ZM119 116H121L122 117V114L121 115H119ZM127 116V115H126ZM126 116L125 117H123V118H126ZM128 116V117H129ZM157 116V115H156ZM161 116H162V114H161ZM174 116V115H173ZM177 116H178V114H177ZM196 116V115H195ZM206 116V115H205ZM204 116V117H205ZM217 116V115H216ZM220 116V115H219ZM225 116V115H224ZM52 117H54V118H52ZM66 117H68V118H66ZM69 117H71V119L69 118ZM79 117L80 118H82L81 120L79 119ZM97 117V116H96ZM95 117V118H96ZM100 117H98L100 120H101V118L103 117H105L104 115L100 118ZM110 116H107V118H109ZM132 118H133V115L131 116ZM136 117V116H135ZM135 117H134V119H135ZM152 117V116H151ZM180 117V116H179ZM213 117V116H212ZM212 117H210L211 119H212ZM236 117H237V115H236ZM243 117V116H242ZM241 117V118H242ZM62 118H66V120H71L70 121V123L71 122H73V120H75L74 122L76 123V125H77V128L75 129V131L73 132V130H74V128L72 127V129L73 130H68V129H70V128H67L66 126H68V121H66L68 124H64L63 123V121L65 120V119H62ZM74 118V119H73ZM85 118V117H84ZM87 118V117H86ZM94 118V119H95ZM118 119H119V121H121L123 118H119V117H117ZM116 118V119H117ZM141 118V117H140ZM139 118V119H140ZM147 118H149V116L147 117ZM153 118V117H152ZM159 118V117H158ZM158 118L156 119V117H155V120L157 121L158 120ZM164 118V117H163ZM169 118V117H168ZM172 118V117H171ZM175 118V117H174ZM184 118V117H183ZM198 118V117H197ZM203 118V117H202ZM209 118V117H208ZM92 119V118H91ZM90 119V120H91ZM99 119H98V121H99ZM115 119V120H116ZM128 119H130V118H128ZM134 119H132V120H134ZM161 119V118H160ZM177 120H178V118H176ZM180 119V118H179ZM191 119V118H190ZM193 119V118H192ZM191 119V120H192ZM207 119V118H206ZM211 119H210V121H211ZM214 119V118H213ZM217 119V118H216ZM228 119V118H227ZM246 119V118H245ZM95 120H97V119H95ZM103 120H105V119H103ZM102 120V121H103ZM108 120V119H107ZM126 120V119H125ZM132 120L130 119V121H131V123H132ZM137 120V119H136ZM143 121V124H144V122L146 121L144 118L142 119ZM223 120V119H222ZM253 120V119H252ZM255 120H257V119H255ZM101 121V122H102ZM124 121V120H123ZM127 121V120H126ZM135 121V120H134ZM134 121H133V123H134ZM138 121V120H137ZM149 123H151V120H150V118L147 120ZM146 121V122H147ZM159 121V120H158ZM157 121V122H158ZM169 121V120H168ZM182 121V120H181ZM184 121V120H183ZM182 121V122H183ZM186 121V120H185ZM189 121V120H188ZM254 121V120H253ZM258 121V120H257ZM65 122V121H64ZM107 122V121H106ZM117 122V121H116ZM136 122V121H135ZM139 123H140V121H138ZM147 122V123H148ZM152 122H153V119H152ZM155 122V121H154ZM161 122V121H160ZM195 122H196V120H195ZM207 122H208V120H207ZM214 122H216V121H214ZM223 122V121H222ZM264 122V121H263ZM84 123V124H83ZM90 123H92V122H90ZM90 123H88V124H90ZM95 123H96V121H95ZM94 123V124H95ZM99 123V122H98ZM111 123V122H110ZM131 123H129V124H131ZM148 123V124H149ZM156 123V122H155ZM170 123V122H169ZM187 123V122H186ZM203 123V122H202ZM212 123H213V121H212ZM211 123V124H212ZM246 123V122H245ZM251 123V122H250ZM249 123V124H250ZM255 122H253V124H254ZM258 123V122H257ZM105 124V123H104ZM107 124H109V123H107ZM119 126H121L122 127V123H121V125L119 124V122L117 123ZM123 124H124V122H123ZM127 124H128V122H127ZM127 124L125 125V126H127ZM137 124V123H136ZM136 124H135V126L134 127H136ZM141 124V123H140ZM158 124H160V123H158ZM163 125L165 124V122L164 123H162ZM168 124V123H167ZM171 124V123H170ZM169 124V125H170ZM176 124V123H175ZM179 124V123H178ZM177 124V125H178ZM184 124V123H183ZM182 124V127L184 126ZM199 124H200V122H199ZM215 124V123H214ZM214 124H212L211 126L209 125L208 127L210 128V127H213V125ZM225 124V123H224ZM232 124V123H231ZM237 124V123H236ZM239 124V123H238ZM241 124V123H240ZM248 124V125H249ZM256 124V123H255ZM261 124H263V123H261ZM75 125V124H74ZM73 125V126H74ZM106 125V124H105ZM104 125V126H105ZM110 125V124H109ZM108 125V126H109ZM145 125H146V123H145ZM150 125V124H149ZM153 126L152 127H154V126H156L155 124H152ZM172 125H174L173 123H172ZM188 125V124H187ZM201 125V124H200ZM203 125V124H202ZM205 125V124H204ZM204 125H203V127H204ZM218 125V124H217ZM220 125V124H219ZM228 125V124H227ZM226 125V126H227ZM258 125V124H257ZM71 126V125H70ZM94 126V125H93ZM112 126V125H111ZM125 126H124V128L123 129H126V130H128L127 129V127L125 128ZM133 126V125H132ZM137 126H138V128L139 127H142V125L141 126H139L138 124H137ZM160 128H162V126H160V125H158ZM179 126H181V125H179ZM214 126H216V125H214ZM250 126V125H249ZM69 127V126H68ZM101 127V126H100ZM114 127V126H113ZM115 127H117V126H115ZM129 127H131V126H128V128ZM134 127H132L131 128V130H136ZM146 127V126H145ZM150 127V126H149ZM148 128L147 127V129H149L150 131H154V133H157V132H155V131H158V129L155 127L154 129H157V130H153V128ZM158 127V128H159ZM164 127V126H163ZM167 127H171V125L170 126H168L167 125ZM175 127V126H174ZM177 127V126H176ZM189 127V126H188ZM192 127V126H191ZM199 127V126H198ZM202 127V128H203ZM217 127V128H216ZM215 128H216V130L218 129V128H221L220 126H216ZM252 127V126H251ZM254 127V126H253ZM258 127H260V125L258 126ZM137 128V127H136ZM165 128V127H164ZM172 128V127H171ZM179 128V127H178ZM187 128V127H186ZM196 128V127H195ZM200 128V127H199ZM205 128H207L206 126H205ZM226 128V127H225ZM229 128V127H228ZM240 128V127H239ZM261 128V127H260ZM90 129V128H89ZM91 129H93V127L91 128ZM101 129V128H100ZM111 129V128H110ZM118 129H119V127H118ZM117 129V130H118ZM122 129V128H121ZM120 129V130H121ZM122 129V130H123ZM139 129H141L142 130V128H139ZM139 129H138V131H139ZM146 129V130H147ZM168 129V128H167ZM173 129V128H172ZM175 129V128H174ZM180 129H182V130H184L183 128H179V130ZM214 129V128H213ZM230 129V128H229ZM237 129V128H236ZM243 129H244V127H243ZM249 128H247V130H248ZM255 129V128H254ZM264 129V128H263ZM95 130V129H94ZM105 130H107V129H105ZM104 130V131H105ZM121 130V131H122ZM126 130H123V131H125V133L127 134V131ZM145 130V132H147ZM160 130V129H159ZM161 130H163V129H161ZM160 130V131H161ZM166 130V129H165ZM165 130H164V133H166L165 132ZM199 130V129H198ZM210 130H211V128H210ZM235 129L233 128V130H229V131H234ZM251 130V129H250ZM72 131V132H71ZM92 131V130H91ZM96 131V130H95ZM98 131V130H97ZM95 132V134L96 133H98L99 134V132L100 131H98V132ZM122 131V132H123ZM129 131V130H128ZM143 131H144V128H143ZM142 131V132H143ZM150 131H148V132H150ZM170 131H171V129H170ZM169 131V129H168V133L170 132ZM173 131V130H172ZM178 131V130H177ZM200 131H202V130H200ZM199 131V132H200ZM206 131H207V129H206ZM212 131V130H211ZM210 131V132H211ZM215 131V130H214ZM222 131H224V129L222 130ZM228 131V132H229ZM252 131V130H251ZM255 131V130H254ZM253 131V132H254ZM258 131H260L261 132V130H257V132ZM264 131V130H263ZM79 132V133H78ZM82 132H84V134H82L81 136L83 137V139H86V141H81L80 140V138H82L80 135V137L78 136V134H80V133H82ZM93 132V131H92ZM92 132H90V133H92ZM106 132V131H105ZM109 132H112V131H108V134H109ZM122 132H121V134H122ZM130 132H133V131H130ZM135 132V131H134ZM133 132V133H134ZM147 132V133H148ZM181 132V131H180ZM184 132V131H183ZM186 132V131H185ZM184 132V133H185ZM191 132V131H190ZM198 132V133H199ZM208 132V131H207ZM206 132V133H207ZM226 132H227V130H226ZM235 132V131H234ZM239 132H241V129L239 130ZM247 132V131H246ZM256 132V131H255ZM73 133V134H72ZM104 133V132H103ZM116 133H118V131H116ZM124 133V134H125ZM129 133V132H128ZM137 133H141V132H137ZM144 133V132H143ZM143 133H141V134H143ZM153 133V136L155 135ZM159 133V132H158ZM162 133V132H161ZM161 133L159 134V135H161ZM174 132H171V133H169V138H167V133L166 134H164L162 137H164L165 135H166V138H167V141H169L168 139H170V134H173ZM176 133V135H178L177 134V132H175ZM188 133V132H187ZM198 133H197V135H198ZM203 133V132H202ZM206 133H205V135H206ZM222 133V132H221ZM223 133H225V132H223ZM88 134H89V132H88ZM87 134V135H88ZM94 134V133H93ZM92 134V135H93ZM119 134H120V132H119ZM130 135L128 136V137H130L131 136V134L132 133H129ZM136 133H134L133 134V136L135 135ZM192 134H194V131L192 132ZM190 135V136H192L193 138H191V139H194V136H195V134H194V136L193 135ZM200 134V133H199ZM216 134V133H215ZM214 134V135H215ZM228 134H230V133H228ZM227 134V135H228ZM232 134V133H231ZM241 134H242V132H241ZM241 134L240 133H238V136L240 135L241 136ZM247 134H249V133H247ZM263 134H264V132H263ZM103 134H101L100 135V137L102 136ZM105 135V137H107L108 135L107 134H104ZM107 135V136H106ZM113 136H115L114 134H112ZM123 135V134H122ZM121 135V136H122ZM136 135H139V134H136ZM144 135H146V134H144ZM152 134H150L149 135V137L151 136ZM159 135H157V138H159ZM175 135V136H176ZM188 135V134H187ZM211 135H213V134H211ZM211 135H208V136H211ZM217 135H218V132H217ZM234 135V134H233ZM237 135V134H236ZM253 135H254V133H253ZM258 135H259V132H258ZM262 135V134H261ZM127 136V135H126ZM142 136V135H141ZM148 136V135H147ZM152 136V137H153ZM174 135H172L171 137H173ZM199 136H201V135H199ZM219 136V135H218ZM226 136V135H225ZM238 136H237V141H238ZM243 136H245V138H246V134L245 135H243ZM257 135L255 134V137H256ZM87 137V136H86ZM94 137V136H93ZM96 137H98V136H96ZM95 137V138H96ZM104 137V136H103ZM110 137L111 138H113L111 135H110ZM119 137V136H118ZM124 137V136H123ZM132 137V136H131ZM146 137V136H145ZM144 137V138H145ZM179 137V136H178ZM178 137H175V138H178ZM181 137H183V136H181ZM181 137H179V138H181ZM185 137V136H184ZM202 137H204V134H203V136ZM202 137H201V140H202ZM211 137H214V136H211ZM211 137H209L210 138V141H211ZM231 137V136H230ZM229 137V138H230ZM263 137V136H262ZM262 137L260 138V139H262ZM102 138V137H101ZM110 138V139H111ZM115 138V137H114ZM137 138V137H136ZM138 138H139V136H138ZM154 138H156V135L154 136ZM165 138V137H164ZM163 138V139H164ZM165 138V139H166ZM178 138V139H179ZM190 138V137H189ZM200 138V137H199ZM216 138V137H215ZM243 137H241V139H242ZM251 138V137H250ZM97 139V138H96ZM99 139V138H98ZM103 139V138H102ZM109 139V138H108ZM122 139V138H121ZM123 139H125V138H123ZM122 139V140H123ZM149 138H147L146 140H148ZM173 140H172V142H174L175 143V141H177V140H175L174 141V137L172 138ZM181 139H183V138H181ZM196 139V138H195ZM195 139L194 140H191V143L194 141V145L196 144L197 146H194L195 148H192L193 146H191V144L189 145V146H187V151H191V150H189V148L190 149H194L193 151H195V155H197L196 154V148H198V147H200V148H198L199 150L197 151L198 152V154L199 153H203V155H202V158L203 159H201V160H199V162H203V163H205L207 166H209L210 168H211V166H212V168H216V170L218 169V172H221V173H223V171L224 170H226V168L228 169V167H229V169L228 170H226V171H229L230 172V170L233 168L234 169V171H233V169H232V175L235 177V179H234V181L236 180V179H238L237 178V176H238V170L240 169V168H242L243 166H244V168H245V166H246V168L248 167H250V169H251V171H252V173L254 172V171H256L255 169H259V168H261V166L263 167V163H264V154L261 156L260 154H258V153H252V152H246V151H244L245 149H243L242 150V148H241V151H237V147L235 148L234 147V149H229L228 147H227V145H226V147L224 148V146H225V144H226V142L223 140V142H224V145H223V143L222 144H218V145H221V146H219V147H217L218 145H215L214 144V142L216 141V139H214L215 141L213 142V141H211L216 147H217V151L220 149V147H222V145H223V150H222V153H216V147L213 145V147L214 148H212V145H210V146H206L207 148L209 147L210 149H213L212 150V153H211V150H210V152H209V150L205 147V143H206V145H208V142H206V141H208L206 138H205V143H204V141L202 140V143H203V145H202V143H201V145H200V143H199V139H197L196 141H197V143L195 142ZM204 139V138H203ZM219 139H221V138H218V141H219ZM259 139V138H258ZM92 140V139H91ZM90 140V141H91ZM107 140V139H106ZM105 140V141H106ZM116 140H119L120 141V137H119V139H117L116 138ZM128 140H131V139H128ZM135 140V139H134ZM140 140H142V139H140ZM139 140V141H140ZM146 140H142V141H146ZM150 140V139H149ZM154 140V139H153ZM158 139H156V141H157ZM160 140L161 141H159L161 144H162V146H164V147H168V145H170V143L168 144V145H166V144H163L164 143V141H166V140H163L162 141V139H161V137H160ZM184 140V139H183ZM187 140H188V138H187ZM199 140V141H198ZM242 140H244V139H242ZM247 140V139H246ZM253 140H255L254 138H253ZM257 140V139H256ZM89 141V140H88ZM97 141V140H96ZM98 141H101V140H98ZM97 141V142H98ZM112 141V140H111ZM113 141H114V139H113ZM124 141V140H123ZM151 141V140H150ZM149 141V142H150ZM170 141H171V139H170ZM189 141V140H188ZM217 141V142H218ZM248 141H249V139H248ZM247 141V142H248ZM85 142V143H84ZM93 142H94V140H93ZM92 142V143H93ZM122 142V141H121ZM131 142V141H130ZM129 142V143H130ZM136 142H138V141H136L135 140V142L133 143L134 144V146H132V145H127V146H132V150H134V151H136L137 152V149H143L142 148V146H141V144H139L141 147H137L136 145L137 144H135ZM147 142V141H146ZM148 142V143H149ZM152 142V141H151ZM158 142V141H157ZM157 142H155V143H157ZM178 142H180L179 144H180V146H181V144L184 142V141H182V140H180V141H178ZM201 142V141H200ZM211 142H209V144L211 143ZM228 142V145H229V140L227 141ZM232 141H230V143H231ZM234 142H236L235 141V139H234ZM233 142V143H234ZM239 142V141H238ZM243 142V141H242ZM250 142H252V141H249V143H247V144H249V146L251 145L250 144ZM259 142V141H258ZM99 143V142H98ZM97 143V144H98ZM110 143V141L108 140V144ZM140 143H142L141 141H140ZM152 143H154V142H152ZM154 143V144H155ZM159 143V144H160ZM168 143V142H167ZM185 143H187L186 142V139H185ZM199 143V144H198ZM254 143V144H253ZM252 143V145L254 146H257L258 144H260V145H262L261 143H256L255 144V142H253ZM263 143H264V141H263ZM94 144V143H93ZM96 144V143H95ZM94 144V145H95ZM103 144V143H102ZM104 144L106 145V142H104ZM127 144V143H126ZM125 144V145H126ZM143 144V143H142ZM160 144V145H161ZM173 144V143H172ZM177 144V143H176ZM179 144H177L175 147H176V149H177V147L179 148L180 146H178ZM184 144V143H183ZM187 144H189V143H187ZM186 144V145H187ZM239 144H240V142H239ZM244 144H245V142H244ZM105 145H103V146H105ZM111 145V144H110ZM116 145V144H115ZM117 145H119L118 143H117ZM121 145V144H120ZM119 145V146H120ZM148 145V144H147ZM150 145V144H149ZM152 145V144H151ZM158 145V144H157ZM166 145V146H165ZM174 145V144H173ZM234 145V144H233ZM233 145L232 146H230V147H232L233 148ZM235 145H236V143H235ZM234 145V146H235ZM101 146V145H100ZM102 146V147H103ZM108 146V145H107ZM118 146V147H119ZM123 146H124V144H123ZM145 145H143V147H144ZM153 146V145H152ZM162 146H160L161 148H162ZM183 146V145H182ZM203 146H204V150H203ZM243 146V145H242ZM241 146V147H242ZM245 146H246V144H245ZM252 146V147H253ZM264 146V145H263ZM263 146H260V147H262V149L264 150V148H263ZM96 147V146H95ZM102 147H100V148H102ZM114 147V146H113ZM128 147V148H129ZM146 147V146H145ZM148 147V146H147ZM154 147H155V145H154ZM159 147V146H158ZM170 147V146H169ZM173 147V146H172ZM240 147V146H239ZM247 147V146H246ZM115 148V147H114ZM125 148H126V146H125ZM129 148V149H130ZM152 149H153V147H151ZM150 148V150H149V152L152 150ZM184 148H185V145H184ZM183 148V149H184ZM219 148V149H218ZM248 148V147H247ZM255 148H257V147H255ZM96 149H97V147H96ZM109 149V148H108ZM116 149V148H115ZM118 149V148H117ZM128 149V150H129ZM130 149V150H131ZM159 149V148H158ZM164 149V148H163ZM174 149V148H173ZM172 149V150H173ZM181 149V148H180ZM180 149L178 150V151H180ZM207 149V150H206ZM222 149V148H221ZM220 149V150H221ZM239 149V148H238ZM262 149H259L258 148V150H262ZM94 152H93V151ZM99 150V149H98ZM102 150V149H101ZM106 150V149H105ZM147 150V149H146ZM154 150H155V148H154ZM157 150V149H156ZM160 150V149H159ZM158 150V151H159ZM167 150H169L168 148H167ZM186 150V149H185ZM185 150H183V151H185ZM206 150V151H205ZM252 150H255V149H253L252 148ZM251 150V151H252ZM262 150V151H263ZM100 151V150H99ZM108 151V150H107ZM116 151V150H115ZM115 151H113L114 153H115ZM117 151H119V150H117ZM120 151H123V150H120ZM140 150H138V152H139ZM148 151V150H147ZM193 151H192V155H190V156H193L194 154H193ZM202 151V152H201ZM215 151V152H214ZM244 151V152H243ZM256 151V150H255ZM98 152V151H97ZM96 152V153H97ZM113 152H111V153H113ZM130 152V151H129ZM142 152H145V150H142ZM142 152H141V154H142ZM174 152L176 153V151L174 150ZM209 152V153H208ZM214 152V153H213ZM264 152V151H263ZM262 152V153H263ZM104 153V152H103ZM108 153H110V152H108ZM128 153V152H127ZM132 153V152H131ZM140 153V152H139ZM146 153V152H145ZM148 153V152H147ZM152 153V152H151ZM166 152H164V154H165ZM180 153H182V151L180 152ZM185 153V152H184ZM187 153H189V152H187ZM209 154V155H212V156H210L209 157V155L207 156L208 158H206V154ZM129 154V153H128ZM158 154V153H157ZM160 154V153H159ZM163 154V153H162ZM161 154V155H162ZM167 154V153H166ZM172 154H174V153H172ZM101 155H104V154H102L101 153ZM106 155V154H105ZM104 155V156H105ZM110 155V154H109ZM124 155H125V153H124ZM137 155V154H136ZM146 155V154H145ZM168 155H169V151H168ZM171 155V154H170ZM169 155V156H170ZM189 155V154H188ZM100 157V156H99ZM105 157H107V155L105 156ZM105 157H104V159H105ZM113 157V156H112ZM117 157V156H116ZM115 157V158H116ZM120 157H122V156H119V158ZM131 157V156H130ZM133 157V156H132ZM135 157V159H136V156H134ZM139 157V159H140V154H139V156H137V158ZM142 157V156H141ZM144 157H146V156H144ZM143 157V159L145 160V158ZM151 157H152V155H151ZM172 157V156H171ZM179 157H184L183 156V154H182V156L180 155ZM195 157V156H194ZM102 158H103V156H102ZM101 158V159H102ZM108 158V157H107ZM118 158V159H119ZM125 158H127V157H125ZM146 158H148V157H146ZM153 158V157H152ZM151 158V159H152ZM156 158H158V157H156ZM162 158H164V157H162ZM176 158H178V157H176ZM188 158H189V156H188ZM197 159H199L198 157H196ZM196 158H194V159H196ZM109 159V158H108ZM132 159V158H131ZM134 159V158H133ZM150 159V160H151ZM100 159L98 158V161H99ZM124 160H126V159H123V162H124ZM138 160V159H137ZM137 160H135L136 162L135 163H137ZM142 159H140V161H141ZM159 160V159H158ZM158 160H156V161H158ZM190 160V159H189ZM189 160H186L187 162L189 161ZM132 161V160H131ZM139 161V162H140ZM146 162L148 161V159L147 160H145ZM154 161H155V159H154ZM165 161V160H164ZM171 161V160H170ZM169 161V162H170ZM174 162L176 161V160H173ZM179 161H180V159H179ZM182 161H184L185 162V160H182ZM191 161H192V159H191ZM112 162V161H111ZM116 162V161H115ZM115 162H114V164H115ZM130 162V161H129ZM153 162V161H152ZM158 162H160V160L158 161ZM161 162H163V160L161 159ZM190 162V161H189ZM198 162V161H197ZM97 163V164H96ZM102 163V162H101ZM104 163V162H103ZM124 163H126V162H124ZM128 163V162H127ZM133 163H134V161H133ZM143 163V162H142ZM150 162H147V164H149ZM164 163V162H163ZM177 163V162H176ZM191 163H194V162H191ZM121 164V163H120ZM119 164V165H120ZM123 164V163H122ZM130 164V163H129ZM128 164V165H129ZM144 164V163H143ZM166 164H167V162H166ZM171 164V163H170ZM179 164H182L181 162L179 163ZM199 164V163H198ZM103 165V164H102ZM124 165V164H123ZM128 165H126V167L128 166ZM140 165H142L141 164V162H140ZM139 165V166H140ZM145 165V167H146V163L144 164ZM150 165H151V163H150ZM149 165V166H150ZM164 165H165V163H164ZM175 165V164H174ZM177 165V164H176ZM183 165H185V164H183ZM182 165V166H183ZM187 165H188V163H187ZM195 165V164H194ZM107 166V165H106ZM110 166V165H109ZM116 166V165H115ZM118 166V165H117ZM130 166H131V164H130ZM132 166H135V164L134 165H132ZM132 166L130 167V168H132ZM137 166V165H136ZM143 166V165H142ZM141 166V167H142ZM154 166H156V164L154 165ZM158 166V165H157ZM167 166V165H166ZM178 166V165H177ZM176 166V167H177ZM180 166V165H179ZM196 166V165H195ZM200 166V165H199ZM202 166V165H201ZM108 167V166H107ZM112 167V166H111ZM122 167V166H121ZM120 167V168H121ZM123 167H125V166H123ZM140 167V168H141ZM152 166H150L149 168H151ZM171 167V166H170ZM185 167H187V166H185ZM198 167V166H197ZM232 167V168H231ZM136 168V167H135ZM147 168V167H146ZM154 168V167H153ZM159 168V167H158ZM175 168V167H174ZM201 168H203V167H201ZM215 168H214V170H215ZM231 168V169H230ZM114 169H115V167H114ZM113 169V170H114ZM143 169V168H142ZM142 169H140V171L142 170ZM155 169V168H154ZM154 169H153V171H154ZM160 169H162V168H160ZM166 169V168H165ZM171 169V168H170ZM173 169V168H172ZM178 169V168H177ZM188 169V168H187ZM198 169V168H197ZM205 169H207L206 167H205ZM263 169V168H262ZM107 170H109V168L107 169ZM110 170H111V168H110ZM122 170H124V168L122 169ZM121 170V171H122ZM136 170H137V168H136ZM146 170V169H145ZM150 170V169H149ZM158 170V169H157ZM156 170V171H157ZM167 170H169V169H167ZM174 170V169H173ZM186 170V169H185ZM190 170V169H189ZM188 170V171H189ZM202 170V169H201ZM204 170V169H203ZM245 170V169H244ZM243 169H242V172H241V170H239V172L240 173H244L243 171H244ZM117 171H118V168H117ZM129 171H130V169H129ZM129 171H127V173L129 172ZM139 171V172H140ZM155 171V172H156ZM165 171V170H164ZM176 171V170H175ZM193 171H195V170H193ZM200 171V170H199ZM205 171V170H204ZM211 171H212V169H211ZM248 171H250V170H248ZM247 171V169H246V172H248ZM113 172V171H112ZM126 172V171H125ZM124 172V173H125ZM131 172H132V169H131ZM147 172V171H146ZM160 172V171H159ZM159 172L157 173V174H159ZM168 172V171H167ZM166 172V173H167ZM171 172V171H170ZM177 172V171H176ZM206 172V171H205ZM212 172H214V171H212ZM216 172V171H215ZM260 172V171H259ZM262 172V174H263V171H261ZM119 172H117L116 174H118ZM121 173V172H120ZM134 171H133V175H134ZM143 173H145V172H143ZM149 173H150V171H149ZM162 173V172H161ZM194 173V172H193ZM198 173V172H197ZM225 173H227V172H225ZM224 173V175L223 176H225L226 174ZM249 173V172H248ZM107 174L109 175V173L107 172ZM113 174L114 173H112V177H113ZM123 174V173H122ZM130 174V176H132L131 175V173H129ZM136 174H138V172L136 173ZM136 174H135V176H136ZM141 173H139V175H140ZM146 174V173H145ZM148 174V173H147ZM156 174V173H155ZM192 174V173H191ZM214 174V173H213ZM256 174V173H255ZM254 174V175H255ZM259 174V173H258ZM111 175V174H110ZM119 175V174H118ZM193 175V174H192ZM198 175V174H197ZM211 175V174H210ZM222 175V174H221ZM230 175V174H229ZM231 175V176H232ZM240 176H241V174H239ZM245 175V174H244ZM243 174H242V176H244ZM250 175V177L252 176L251 175V173L249 174ZM249 175H246V176H249ZM260 175V174H259ZM135 176H133V177H135ZM141 176V175H140ZM142 176H144V174L142 175ZM145 176H148V175H145ZM144 176V177H145ZM152 176H154L153 174H152ZM170 176V175H169ZM176 176H179V175H176ZM182 176H183V174H182ZM189 176V175H188ZM200 176V175H199ZM223 176H221V177H223ZM262 176V175H261ZM108 177V176H107ZM117 177V176H116ZM119 177V176H118ZM121 177V176H120ZM148 177H150L151 178V176L149 175ZM168 176H166V178H167ZM181 177V176H180ZM193 177V176H192ZM196 177H198V176H196ZM208 177V176H207ZM227 177H229V176H227L226 175V178ZM234 177H232V178H234ZM245 177V176H244ZM260 176H258V178H259ZM264 177V176H263ZM262 177V178H263ZM127 178V177H126ZM136 178V177H135ZM141 178V180H143V178L142 177H140ZM140 178H139V180H140ZM155 178V177H154ZM159 178V177H158ZM162 178V177H161ZM163 180H165V177L163 176ZM175 178V177H174ZM188 178V177H187ZM195 178V177H194ZM202 178H203V176H202ZM218 178H219V176H218ZM226 178L225 177H223L222 179H225L226 180ZM242 178V177H241ZM247 178H249V177H247ZM261 178V179H262ZM107 179V180H106ZM114 178H112V180H113ZM131 179V178H130ZM137 179V178H136ZM171 179H172V177H171ZM186 179V178H185ZM206 179V178H205ZM211 179V178H210ZM221 179V178H220ZM246 179V178H245ZM252 179V178H251ZM115 180V179H114ZM119 180V179H118ZM127 180V179H126ZM145 180H147L148 181V179H145ZM144 180V181H145ZM176 180V179H175ZM184 180V179H183ZM182 180V181H183ZM243 180V179H242ZM249 180V179H248ZM264 180V179H263ZM117 181V180H116ZM120 181V180H119ZM122 181V180H121ZM130 181V180H129ZM135 181V180H134ZM137 181V180H136ZM151 181V180H150ZM153 181V180H152ZM151 181V182H152ZM157 181H159V179L157 180ZM169 181H170V179H169ZM168 181V182H169ZM179 181V180H178ZM181 181V180H180ZM198 181H199V179H198ZM202 181V180H201ZM206 181V180H205ZM212 181V180H211ZM210 181V182H211ZM219 181V180H218ZM231 181V180H230ZM236 181H238V180H236ZM252 181H254V179H252ZM257 181V180H256ZM255 181V182H256ZM262 181V180H261ZM108 182V181H107ZM112 183V184H114L115 182H112V181H109V183ZM141 182V181H140ZM140 182H139V186H141L142 187V184L140 185ZM143 182V181H142ZM154 182H155V184H156V181L154 180ZM160 182H161V180H160ZM159 182V183H160ZM163 182V181H162ZM204 182V181H203ZM208 182H209V180H208ZM247 182V181H246ZM250 181H248V183H249ZM119 183H122V182H119ZM125 182H123V184H124ZM145 183V182H144ZM153 183V182H152ZM158 183V182H157ZM158 183V185H160ZM175 183H176V181L174 182V185H175ZM178 183V182H177ZM181 183V182H180ZM196 182H194V184H195ZM217 183V182H216ZM222 183H223V181H222ZM226 183V182H225ZM236 183V182H235ZM244 183V182H243ZM253 184H254V182H252ZM256 183H258V182H256ZM117 184H118V182H117ZM136 184H138V183H136ZM135 184V185H136ZM146 184V183H145ZM164 184H166V182L164 183ZM179 184V183H178ZM177 184V185H178ZM200 184V183H199ZM205 184H207V183H205ZM213 184V183H212ZM211 184V185H212ZM233 184V183H232ZM239 184V183H238ZM242 184V183H241ZM240 184V185H241ZM250 185H252L251 184V182L249 183ZM248 184V185H249ZM260 184V183H259ZM258 184V185H259ZM125 185V184H124ZM123 185V186H124ZM149 185V184H148ZM147 185V186H148ZM153 184H150V186L153 188V186H152ZM162 185V184H161ZM176 185V186H177ZM181 185V184H180ZM186 185V184H185ZM193 185V184H192ZM215 185V184H214ZM223 185V184H222ZM230 185V184H229ZM236 185V184H235ZM239 185V186H240ZM117 186H119V185H117ZM122 186V187H123ZM128 186H129V184H128ZM131 186H133V185H131ZM156 186V185H155ZM164 186V185H163ZM224 186V185H223ZM233 186V185H232ZM242 186H244V185H242ZM246 186V185H245ZM254 186V185H253ZM115 187V186H114ZM113 187V188H114ZM122 187H120V188H122ZM124 187H127V186H124ZM124 187L122 188V189H124ZM141 187H139V189L141 188ZM164 187H166V186H164ZM169 187H170V185H169ZM179 187V186H178ZM178 187H176V188H178ZM189 187V186H188ZM225 187V186H224ZM256 187V186H255ZM255 187H253L254 189H255ZM259 187H260V185H259ZM259 187H256V189L257 188H259ZM116 188H118V187H116ZM116 188H114V189H116ZM129 188H131V187H129ZM133 189H134V187H132ZM143 188V187H142ZM141 188V189H142ZM152 188L150 189V191L152 190ZM157 188V187H156ZM155 188V189H156ZM173 188V187H172ZM193 188V187H192ZM192 188H191V190H192ZM200 188V187H199ZM199 188H197V189H199ZM213 188H214V186H213ZM218 188H220V187H218ZM223 188V187H222ZM230 188H232V187H230ZM235 188V187H234ZM237 188V187H236ZM133 189H132V191H133ZM136 189V192L138 191H140V190H137V188H135ZM144 189V188H143ZM149 189V188H148ZM196 189V190H197ZM206 189V188H205ZM216 189V188H215ZM225 189V188H224ZM229 189V188H228ZM240 189V187L238 188V190ZM243 189V187L240 189V190H242ZM246 189V188H245ZM251 189V188H250ZM260 189V188H259ZM113 190V189H112ZM129 190H131V189H129ZM145 190H146V187H145ZM153 190H154V188H153ZM153 190H152V192L151 193H153ZM173 190H176V189H173ZM185 190V189H184ZM184 190H182V191H184ZM190 190V189H189ZM210 190H212V188L210 189ZM210 190H209V192H210ZM217 191H218V194H215L214 196H212V194H206V195H204V197H203V195L201 194V196L203 197H201V198H199V196H198V199H197V201L195 200L194 201V199H193V197L191 198V197H188L187 195H184V193H182L181 191V194H183V195H180V192H179V195L181 196H179V202H181L182 204H185V206L184 207H186V206H188V208H189V205H191V206H196L197 208H198V212L200 213V210H201V215H203L202 216V218L201 219H203V217L204 218H208V223H209V229H211V230H213V231H211L210 233L208 232L209 230L208 229H205V228H207V227H205L204 228V224H203V226H200V225H198V227H200V228H202V229H199V228H197L198 229V231L199 230H204L205 232H203V233H200V234H202L204 237H206V235L209 233V237H208V239L207 240H209V239H211L212 237L214 238L215 237V239H211V243L210 244H212V248H213V243H212V241L215 243V240L218 242V243H216V246H221L219 249H222V250H220V251H224L223 250V248L225 249L227 246H229L231 249L233 248L234 250V254H236L235 253V250H237V253H239L241 256H242V253L241 252H244V250H242L241 252H238L240 249H242L245 245H247V244H245L246 242H244V244L245 245H243L242 244V246H241V244H239L240 246H241V248H239L238 246V243H241V241H242V236H241V233H238V229H239V227L241 226V223L244 221V219H245V217L246 216H244L245 215V213H246V211L245 212H243L244 211V209L242 208V204H243V202H245V201H243V200H245L246 199V197L244 198V192H239V193H241V195L239 194V193H236V192H232V191H230V190H227V191H229V192H226V191H222V189H221V191H219L220 189H216ZM236 190V189H235ZM237 190V191H238ZM248 190V189H247ZM246 190V191H247ZM253 190V189H252ZM262 190V189H261ZM114 191H116V190H114ZM135 191V190H134ZM147 192H148V190H146ZM179 191V190H178ZM200 191V190H199ZM207 191V190H206ZM205 191V192H206ZM214 191V190H213ZM212 191V192H213ZM243 191V190H242ZM245 191V192H246ZM249 191V190H248ZM248 191L246 192V193H248ZM141 192H143V191H141ZM162 192V191H161ZM174 192V191H173ZM186 192V191H185ZM191 192V191H190ZM190 192H189V195H190ZM193 192V191H192ZM208 192V193H209ZM211 192V193H212ZM219 192H221V193H219ZM256 192V191H255ZM117 193V192H116ZM115 193V194H116ZM122 193V194H121ZM123 193H125V195H123ZM127 193H129V191L127 192ZM130 193H132V200H133V196H134V192H131L130 191ZM172 193V192H171ZM199 193V192H198ZM214 193V192H213ZM253 193V192H252ZM257 193H259V192H257ZM262 193V192H261ZM137 195H139V193H136ZM135 194V195H136ZM148 195H149V193H147ZM146 193H145V195H147ZM155 194H157V193H155ZM175 194V193H174ZM188 194V193H187ZM192 194H194V193H191V195ZM196 194V193H195ZM204 194V193H203ZM136 195V196H137ZM151 195H152V197H151ZM150 196H147V198L146 199H148L149 197H150V199L151 200H153L152 198L155 196L154 194H151ZM154 195V196H153ZM163 195V194H162ZM171 195V194H170ZM199 195V194H198ZM168 196V195H167ZM175 196H176V194H175ZM192 196H194V195H192ZM206 196H208V197H206ZM247 196V195H246ZM248 196H249V194H248ZM141 197H143V198H145V196H142V194H141ZM140 197V198H141ZM156 197V196H155ZM178 197V196H177ZM196 195L194 196V198L196 199ZM252 197V196H251ZM126 198V197H125ZM131 198V197H130ZM140 198H139V200H140ZM158 198V197H157ZM163 199H164V197H162ZM175 198V197H174ZM129 199V198H128ZM127 199V200H128ZM149 199V200H150ZM201 199V201L203 202H200L199 200ZM262 199H263V197H262ZM126 200V201H127ZM131 200V201H132ZM136 200V199H135ZM134 200V201H135ZM143 201L145 200V199H142ZM142 200H140V202L142 201ZM149 200H148V205H149ZM251 200H252V198H251ZM259 200V199H258ZM257 200V201H258ZM264 200V199H263ZM124 201V202H123ZM153 201H155V199L153 200ZM156 201H158L157 199H156ZM168 201V200H167ZM174 201V200H173ZM243 201V202H242ZM250 201V200H249ZM260 201V200H259ZM128 202H130V201H128ZM133 202V201H132ZM140 202H138L139 204H140ZM145 202V201H144ZM143 202V203H144ZM163 201H161V203H162ZM164 202H165V200H164ZM163 202V203H164ZM178 202V203H179ZM242 202V204L241 205H239L240 203ZM248 202V201H247ZM251 202V201H250ZM249 202V203H250ZM264 202V201H263ZM131 203V202H130ZM129 203V204H130ZM136 203V202H135ZM134 202H133V204L132 205H134L135 204ZM143 203H141L142 205L140 206V209H142L143 210V208H142V206H143ZM152 203V202H151ZM154 203V202H153ZM152 203V206L155 204H153ZM160 203V204H161ZM162 203V205H164ZM173 203V202H172ZM171 203V204H172ZM175 203V202H174ZM255 203V202H254ZM258 203V202H257ZM137 204V203H136ZM138 204V205H139ZM145 204H147L146 202H145ZM144 204V205H145ZM158 204V203H157ZM160 204H158V206L160 205ZM170 204V205H171ZM181 204V205H182ZM186 204H188V205H186ZM137 205V206H138ZM165 205H167V203H165ZM253 205H255V204H253ZM262 205H263V203H262ZM145 206H147V205H145ZM152 206L150 205V207H151V209H152ZM181 207L182 209H181V211L183 210V208L184 207ZM249 206H251V205H249ZM134 207V206H133ZM144 207V206H143ZM149 207V206H148ZM166 207V206H165ZM176 207H178V205L176 206ZM175 207V208H176ZM194 207H191V208H194ZM196 207L194 208V209H196ZM219 207H221V208H219ZM252 207V206H251ZM135 208V207H134ZM145 208V207H144ZM159 208V207H158ZM171 208V207H170ZM180 208V207H179ZM188 208H185V210L186 209H188ZM242 208V209H241ZM259 208V207H258ZM161 209H163V208H161ZM174 209V208H173ZM193 209V210H194ZM200 209V210H199ZM221 209V210H220ZM259 209H261V210H263L262 209V207L261 208H259ZM128 210H132L131 212H132V216H131V218H129V219H132V218H134V219H136V220H138L140 223L139 224H136V225H133V226H136V227H134L133 228V226H131V224L129 223V222H131L132 223V221L134 220H129L128 221V217H129V215L131 214L130 212V214H128ZM136 210H137V207H136ZM142 210L141 211H139V209H138V211H137V213L138 212H142ZM146 210H149V209H146ZM155 210V209H154ZM167 210V209H166ZM177 210V209H176ZM220 210V211H219ZM246 210V209H245ZM249 210H250V208H249ZM248 210V211H249ZM160 211V210H159ZM174 211V210H173ZM188 211H190V208L188 209ZM188 211L186 210L185 212L186 213H188ZM196 211H197V209H196ZM257 211V210H256ZM136 212V211H135ZM145 212V211H144ZM148 212V211H147ZM165 212V211H164ZM168 212V211H167ZM169 212H170V210H169ZM172 212V211H171ZM175 212V211H174ZM178 212H179V210H178ZM261 211H259V213H260ZM163 213V212H162ZM181 213V212H180ZM192 213V212H191ZM243 213H244V215H243ZM139 214H141L142 215V213H138V215ZM144 214H146V212L144 213ZM148 214V213H147ZM150 214V213H149ZM152 214V213H151ZM158 214H159V212H158ZM168 214V213H167ZM167 214H165V215H167ZM182 214V213H181ZM198 214V213H197ZM262 214V213H261ZM128 215V216H127ZM141 215H139L140 217H141ZM156 215V214H155ZM155 215H153V216H155ZM164 215V216H165ZM175 215V214H174ZM178 216H179V214H177ZM174 216V218H176V217H178V216ZM189 216H190V214H188ZM192 215H194V214H192ZM200 215V216H201ZM253 215V214H252ZM257 215V214H256ZM260 215V214H259ZM263 215H264V212H263ZM139 216H138V218H139ZM157 216V215H156ZM182 216V215H181ZM185 217H187V215L185 214L184 215ZM188 216V217H189ZM194 216H196V215H194ZM143 217L145 218V216L143 215ZM148 217H149V215H148ZM148 217L146 218V219H148ZM158 217V216H157ZM157 217H156V219H157ZM172 217V216H171ZM170 217V218H171ZM197 217V216H196ZM261 217H262V215H261ZM264 217V216H263ZM150 218H151V216H150ZM154 218V217H153ZM167 218V217H166ZM195 218V217H194ZM199 218V219H200ZM160 219H162V218H160ZM159 219V220H160ZM173 219V218H172ZM180 219H184V218H176V221H174L175 219H173V221L174 222H176L177 223V221H179ZM191 219H193V218H191ZM191 219H190V221H191ZM196 219V218H195ZM198 219V223L197 224H200V220ZM256 219V218H255ZM262 220H261V222L263 221V218H261ZM140 220H142V217H141V219ZM145 220V219H144ZM150 220H152V218L150 219ZM153 220H155V218L153 219ZM185 220H187V218L186 219H184V221ZM194 220V219H193ZM206 219H204L203 220V223H204V221H205ZM250 220V219H249ZM148 221V220H147ZM166 221V220H165ZM170 221H172V220H170ZM172 221V223H173V225H176V223L174 224V222ZM190 221H189V223L187 222L186 224H185V222H184V224L187 226V227H189V224H190ZM207 221V220H206ZM246 221H247V219H246ZM254 221H256V220H254ZM137 222V221H136ZM155 222V221H154ZM154 222H152V223H154ZM162 222H164V221H162ZM257 222H259V221H257ZM259 223V224H263L264 223V221H263V223ZM134 223V222H133ZM144 223V222H143ZM150 223V222H149ZM157 223V222H156ZM165 223V222H164ZM168 223V222H167ZM180 223H182L183 224V222L181 221ZM194 223H195V220H194ZM256 223V222H255ZM145 224H148V223H146L145 222ZM155 224V223H154ZM160 224H163V223H161L160 222ZM166 224V223H165ZM164 224V225H165ZM171 224V223H170ZM179 223H177V226H178V228L180 227L181 228V226H183V225H178ZM188 224V225H187ZM196 224V223H195ZM195 224H194V229L191 227V228H187L188 230H185V229H183V230H181V229H177V227L175 228V230H173L172 231V234L170 233V232H168L169 234H170V237H169V239H171L170 240V245L172 244L173 245V243H174V245H176L177 243H178V246H179V248H180V246L182 245V243L181 242H184V241H182L181 239H179V241H181L180 243L179 242H177L178 240V238H182L183 236H184V234H185V237H184V240L187 238V234H189V238L190 237H192V238H194V240H192V238H191V240L192 241H199L197 238L200 236H198L197 238L196 237H194V236H197V234H199V232L195 235V233H193L194 235H192V234H190V232H189V229H193V230H195ZM206 224V223H205ZM243 224V223H242ZM258 224V223H257ZM142 225V224H141ZM144 225V224H143ZM142 225V226H143ZM153 225V224H152ZM159 225V224H158ZM157 225V226H158ZM167 225V224H166ZM165 225V226H166ZM172 225V226H173ZM193 225V222L190 224V226H192ZM206 225H208V224H206ZM205 225V226H206ZM244 225H246V224H244ZM264 225V224H263ZM145 226V225H144ZM148 227H149V225H147ZM168 226L170 227V225L168 224ZM167 226V227H168ZM170 227V229L172 228V229H174L173 227ZM257 226V225H256ZM261 226V228L263 229V227H262V225H260ZM141 227V226H140ZM152 226H150V228H151ZM160 226H158V228H159ZM247 227H248V225H247ZM259 227V226H258ZM143 228V227H142ZM141 228V229H142ZM147 227L145 226V229H146ZM149 228V229H150ZM154 228H155V226H154ZM153 228V229H154ZM161 228V227H160ZM183 228H184V226H183ZM255 228V227H254ZM253 228V229H254ZM260 227H259V230L261 229ZM144 229V228H143ZM152 229V228H151ZM150 229V230H151ZM163 229H165V232H164V234L165 233H167L166 232V228H164L163 227ZM162 229V230H163ZM170 229H167V230H169V231H171ZM196 229V230H197ZM240 229H242V227L240 228ZM239 229V230H240ZM252 229V230H253ZM262 229H261V233H262ZM139 230V233H140V229H136V231H138ZM148 230V229H147ZM146 230V231H147ZM149 230V231H150ZM155 230V229H154ZM187 231V232H185V231ZM208 230V231H207ZM255 230V229H254ZM264 230V229H263ZM146 231H144V233L146 232ZM153 231V230H152ZM151 231V233H148L149 235H151L153 232ZM156 231V230H155ZM157 231H158V229H157ZM184 231V232H183ZM240 231H242V230H240ZM148 232V231H147ZM158 232H160V229H159V231ZM156 233V234H159V233ZM189 232V233H188ZM201 232V231H200ZM260 232H258V233H260ZM142 233V232H141ZM140 233V235H142ZM162 233V232H161ZM191 233H192V231H191ZM247 233H249V232H247ZM146 235H148L147 233H145ZM144 234V236L142 235V236H139L140 238L141 237H145L146 235ZM155 234V233H154ZM163 234V233H162ZM246 234V233H245ZM153 235V234H152ZM160 235V234H159ZM166 235L167 234H165V237H166ZM192 235V236H191ZM201 235V236H202ZM211 235H213V236H211ZM243 235V234H242ZM262 235H263V233H262ZM168 236L169 235H167V238H168ZM182 236V237H181ZM208 236V235H207ZM251 236V235H250ZM252 236H255V235H252ZM258 236H260V237H262L261 235H258ZM148 237H151V236H148ZM156 237H158V236H156ZM160 237V236H159ZM164 237V236H163ZM163 237H160V238H162V240H164V238ZM211 237V238H210ZM245 237H247L246 235H245ZM259 237V238H260ZM189 238H187V240L189 239ZM244 238V237H243ZM247 238H249V237H247ZM255 238V237H254ZM262 238H264V237H262ZM261 238V239H262ZM147 239V236L145 237V239H143L144 241ZM149 239V238H148ZM154 239H156V238H154L153 237V239H152V237L150 238V240H151V242H152V240H154ZM174 239L175 240H177L176 242H173L174 241ZM197 239V240H196ZM250 239H251V237H250ZM258 239V238H257ZM261 239H259L258 241H260ZM160 239H157V240H154V241H156V247L158 248V247H160L161 246V242H162V240H160L161 242L159 243V242H157V241H159ZM167 240V243H168V239H166ZM186 240V241H187ZM190 239H189V241H191ZM202 240H203V238H202ZM202 240H200L199 242H201ZM205 240V239H204ZM207 240H205L204 241V243H205V245H207V247L209 246L208 244H207ZM245 240V239H244ZM252 240H253V242H256L257 244L259 243L258 241H254V239H253V237H252ZM171 241H172V243H171ZM189 241H188V243H189ZM210 241V240H209ZM246 241V240H245ZM250 241V240H249ZM248 241V242H249ZM165 242V241H164ZM164 242H162L163 244H165L164 246H166V245H168L167 243H164ZM243 242V241H242ZM146 244L148 243V242H145ZM150 243V242H149ZM153 242L151 243V244H154ZM158 243L160 244V246H158ZM188 243L186 242V244H187V246H188ZM202 243V242H201ZM262 243H263V241H262ZM261 243V245H263ZM150 244V245H151ZM162 244V245H163ZM184 244V243H183ZM191 244V243H190ZM192 244H196V243H193L192 242ZM192 244H191V246H192ZM218 244V245H217ZM143 245V244H142ZM199 245H201V244H199ZM259 245V244H258ZM178 246H176V247H178ZM184 246H185V244H184ZM186 246V247H187ZM194 246V245H193ZM202 246V245H201ZM223 246V247H222ZM237 246V247H236ZM264 246V245H263ZM140 247H143V246H141L140 245ZM173 248H171V247H169L168 246V248L169 249H166L167 250V252L170 250V251H174V250H176L177 248H175L174 249V246H172ZM186 247H184V250L186 249ZM189 247H190V245H189ZM189 247H188V249H189ZM195 247V246H194ZM199 247V246H198ZM203 248H205L206 246H202ZM229 247H227L228 249L227 250H229ZM246 247V246H245ZM247 247H248V245H247ZM257 247H259V246H256V248ZM144 248V247H143ZM147 248V247H146ZM156 248V250L158 251L159 249L161 250V248H158L157 249ZM163 248V247H162ZM172 250H171V249ZM178 248V250H180ZM182 248H183V246H182ZM191 248V247H190ZM200 248V247H199ZM209 249V254H212L210 251H212L211 250V248L210 247H208ZM217 249V252L219 251L218 250V247H216ZM192 249H194L193 247H192ZM215 249V248H214ZM230 249V250H231ZM244 249V248H243ZM262 249H264L263 247H262ZM262 249H260V251H262ZM145 250V249H144ZM143 250V251H144ZM159 250V251H160ZM164 250V249H163ZM183 249H182V251L181 252H183L184 251ZM190 250V249H189ZM189 250H187L188 251V253H189ZM196 250V247H195V249L194 250H192L193 252H191L192 254H195V252H198V254H199V252H201V250L200 249H198V251H195ZM207 250V249H206ZM206 250H204V249H202V252H204L205 253V251ZM207 250V251H208ZM226 250V249H225ZM148 252H149V250H147ZM165 251V250H164ZM163 251V252H164ZM187 251H184V252H187ZM206 251V252H207ZM214 251V250H213ZM219 251V252H220ZM232 251V250H231ZM232 251V252H233ZM255 251V250H254ZM259 251V250H258ZM161 252H162V250H161ZM175 252V251H174ZM177 252V251H176ZM181 252H177V253H181ZM202 252H201V254H202ZM216 252V253H217ZM231 252V253H232ZM245 252H246V250H245ZM257 252V251H256ZM145 253H146V251H145ZM171 253V252H170ZM170 253H168V254H170ZM207 253V255H209ZM224 253L227 255L228 253H226V251H224ZM223 253V254H224ZM230 253V254H231ZM248 253V252H247ZM247 253H243V254H247ZM157 254H159L158 252H157ZM171 254H174V253H171ZM185 253H182V254H180V255H184ZM187 254V253H186ZM192 254H189L188 256H194V255H192ZM197 254V253H196ZM196 254H195V256H196ZM198 254H197V256H198ZM222 253H217L216 255H219L220 256V259H223V261H224V259L226 260V257H227V259H228V255L226 256L225 255V257H224V255H223ZM238 254V256H240ZM251 254H252V252H251ZM258 254V253H257ZM256 254V255H257ZM161 255V254H160ZM159 255V256H160ZM163 255V254H162ZM164 255V256H165ZM175 255V254H174ZM176 255H179V254H176ZM215 255V254H214ZM223 255V256H222ZM249 255V254H248ZM254 255V254H253ZM147 256H149V258L147 259ZM170 256V255H169ZM210 256V255H209ZM208 256V257H209ZM222 256V257H221ZM232 256H234V255H232ZM231 256V257H232ZM247 258H248V256L247 255H245ZM176 257H178V256H176ZM186 257V256H185ZM204 257H205V255H204ZM207 257V258H208ZM213 258V260H214V262H215V260H216V264H225V262L223 263V262H221L220 261V259L219 258H217L218 259V261H217V259L214 257V256H212ZM216 257H218V256H216ZM224 257V258H223ZM234 257H236L238 260H237V264H238V262L240 263V261H239V257H237V256H234ZM253 257V256H252ZM260 257H261V255H260ZM159 258V259H158ZM165 258V257H164ZM188 258V257H187ZM199 258H200V255H199ZM201 258H203V256H201ZM201 258H200V261H201V263L205 260L204 258V260L202 259L201 260ZM206 258V259H207ZM254 258V257H253ZM157 261H156V260ZM192 259H195V258H192ZM241 259H245V257L243 258H241ZM252 259V258H251ZM254 259H256V258H254ZM253 259V260H254ZM182 260V259H181ZM187 261H188V259H186ZM185 260V261H186ZM235 259L233 258V261H234ZM243 260H242V262H243ZM264 260V259H263ZM152 261V262H151ZM196 261L197 260H195V262H194V264L196 263ZM199 261V262H200ZM212 260H210L209 258H208V261H204L203 263L205 264V263H208V264H212L213 263V261L211 262ZM220 261V262H219ZM190 263H193L192 262V260H190L189 261ZM198 262V261H197ZM230 261H228L227 262V260H226V263H228V264H230L229 263ZM249 262V261H248ZM259 262V261H258ZM214 263V264H215ZM234 263V262H233ZM245 263V261L243 262V264ZM254 263H257V259H256V261H254ZM246 264V263H245Z\"/></svg>",
  "mask_w": 264,
  "mask_h": 264
}]
</instances>
